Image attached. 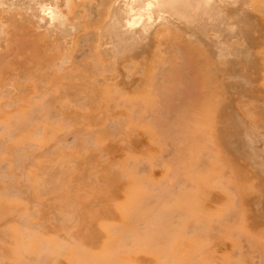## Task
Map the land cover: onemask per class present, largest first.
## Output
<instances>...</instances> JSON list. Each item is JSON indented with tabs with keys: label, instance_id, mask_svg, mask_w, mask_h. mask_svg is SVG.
Wrapping results in <instances>:
<instances>
[{
	"label": "bare ground",
	"instance_id": "6f19581e",
	"mask_svg": "<svg viewBox=\"0 0 264 264\" xmlns=\"http://www.w3.org/2000/svg\"><path fill=\"white\" fill-rule=\"evenodd\" d=\"M227 1V0H226ZM239 1V0H238ZM238 1L236 0V2L238 3ZM219 2H221V1H219V0H95V1H93V0H0V81H2V79H1V75H3L2 73H3V71H5L6 69L5 68H9L10 70H12V72H16L17 74V78L19 79V80H21V81H18L17 80V83L18 82H20V83H22V79L20 78V76L22 75V74H20V73H23V79H24V77L26 76L27 78H25V80H23V81H25L24 83H26V84H28L29 82H28V80H29V78H28V76H27V74L29 73L30 74V69H31V67L32 68H34L35 70H37V68H39L38 67V65L42 68L43 66H41V62L40 61H42L43 62V60H42V58H40V56L39 57H35L37 60H38V58H39V60L37 61L36 59H35V61L33 62V60H34V58H33V56H36L38 53H41V51L42 52H46V54H44V55H47V53L49 54V55H47V56H51L50 57V61L48 60L49 59V57H47V56H45V57H47V58H45L46 59V61H45V67H44V70H41L40 69V72L41 71H44V72H47V75H48V79H49V77H50V75L53 73V75H54V73L56 74H63V73H65V72H67L68 73V71H69V73L68 74H70V78L67 80L66 79V81L68 82V81H70V79L71 78H73V77H71L72 75H71V71H72V68H75L74 70L76 71V77L79 79H83V73H81V74H83V75H79V76H83V77H78V73H80V72H84V70H80V68H81V62L80 63H78V65L80 66V68H79V66H77V63L75 62V65H76V67L74 66V65H71V64H68L67 65V63L70 61V60H73V59H70V58H73L74 57V59H75V57H77V56H74V55H77L76 54V52H79V51H76L74 48V51H75V53L74 54H70V52H69V48L72 46V45H74V43H72V45L69 47V45H70V41L73 39V37L75 36V34H76V36L78 37V40H82L80 43H81V45H83V43L85 44V47L87 46V48H88V46H90V43H91V41H93L92 42V46L94 45V47L95 48H97L98 49V55L100 56V57H102L101 59H99L98 57V60L99 61H101V63H103V67L101 66H99L100 68H106L107 69V65H108V69H109V71H110V68L113 66H115L114 68H118V66L117 65H114V63L116 62L117 63V60L118 59H120V61H122L123 63L122 64H124L125 63V61H127L128 62V60H129V62H130V60H134V59H137V57H139V55L141 56L142 55V52H144L145 50H146V48H147V50H148V47L149 46H151V47H153L152 49H154V50H156V51H159V52H155V51H153L155 54H157V53H160L162 50L166 53L167 51H165V49L167 50V49H170L169 51H172V50H176V51H178V52H182L183 50V46H185V43L186 44H188L187 43V41L189 40V42L190 41H192V39L194 40V37L195 36H198L199 38H201L202 37V39H205L204 40V42H206L207 44H208V46L207 47H210V51H209V56L208 57H204V58H206L207 59V61L208 62H210V60H212L217 54V56H219V57H228L229 55H233V56H235L236 58L238 57V60H239V56H237V55H235V54H233V53H235L234 52V48L235 47H233V45H232V48H233V51L232 50H230V48H229V46H230V43H229V41H230V39H228V38H230V37H232V36H234V35H236V34H238L239 32L241 33V31H239V30H237V28L240 26V25H238L237 26V24H239V23H237V21H238V19H239V16L240 17H242L243 16V13H241V14H236V13H234L233 11H232V6H226V5H224L222 2L221 3H219ZM229 5V4H228ZM258 10V9H257ZM263 10V9H262ZM264 12V11H263ZM262 12V13H263ZM259 13H261V10H260V12ZM261 15V14H260ZM261 16H263L264 17V14L263 15H261ZM172 18V20H168L169 18ZM263 17H261V19L263 18ZM247 20V19H246ZM94 23H93V22ZM248 21V23L249 22H251L252 20L250 19V17H249V20H247ZM91 22V23H90ZM101 23L99 26H98V23ZM103 22V23H102ZM169 23V24H168ZM91 24V25H90ZM161 24H163V26L161 27V28H159L158 29V26L159 25H161ZM171 24V25H170ZM172 24H174V25H176V26H173ZM250 24H252V23H250ZM250 24H248V27H250L249 25ZM260 24V23H259ZM90 25V28H92V29H90V31L91 30H93V32H94V35L96 34V35H98V37H99V39H102L101 41L102 42H104V43H102V44H97L96 43V39L94 38V37H96V36H94L93 35V32H92V34H90V32L89 31H87V32H84V29H87V27ZM242 25V24H241ZM253 25V24H252ZM251 25V26H252ZM244 26V25H243ZM263 26H264V23H263ZM86 27V28H85ZM260 27V26H259ZM243 28H245V27H243ZM251 28V27H250ZM261 28L263 29V27L261 26ZM163 29H167V30H173V29H177V30H180V31H178V35L180 36V37H182V38H180V37H178V38H174V41L171 39V38H169L168 37V40L170 39V41H166L165 42V40H166V38L164 39L163 37H162V40H160V38H159V41L158 42H154L153 41V38H152V33H154V37H155V33H157V32H159V31H161V30H163ZM238 29H240V27L238 28ZM252 29V28H251ZM261 29V30H262ZM241 30V29H240ZM247 30H249V29H247ZM246 30V32L248 33V31ZM164 31H166V30H164ZM243 31V30H242ZM263 31V30H262ZM51 32H58V37H57V40L56 41H54L53 40V44H54V46H52L51 47V42L48 44V46H50V49H47V47L45 48V44H46V42L48 43V38H45L44 39V36H45V34L46 35H51L52 33ZM97 32V33H96ZM173 32V31H172ZM179 32H181V34L179 33ZM244 32V31H243ZM242 32V33H243ZM258 32H259V30H258ZM261 32V31H260ZM163 33V32H162ZM167 33V32H166ZM252 33V32H251ZM251 33H250V39L253 37V38H255L253 35H252V37H251ZM55 34V33H54ZM53 34V35H54ZM173 34H175L176 35V33H174L173 32ZM212 34V35H211ZM249 34V33H248ZM254 34V33H253ZM259 34V33H258ZM261 34V33H260ZM262 34H263V32H262ZM80 35V36H79ZM91 35H93L92 36V38H91ZM159 35V34H158ZM161 35V34H160ZM182 35V36H181ZM201 37H200V36ZM209 35H211V37H214V39L213 38H211ZM241 35H243V34H239V36H241ZM245 35V34H244ZM166 36V35H165ZM164 36V37H165ZM177 36V35H176ZM247 36V34L245 35V38H246V40L248 39V36ZM264 36V35H263ZM53 37H56V36H53ZM77 37L75 38V40H77ZM79 37H81V38H79ZM98 37H96V38H98ZM101 37V38H100ZM173 37H174V35H173ZM206 37L208 38V39H206ZM213 40H210V38ZM242 37V36H241ZM261 37V36H260ZM83 38V39H82ZM152 38V39H151ZM244 38V37H243ZM253 38H252V40H250V43L252 42V41H254L253 40ZM51 39V38H50ZM53 39V38H52ZM55 39V38H54ZM99 39H97V41L99 40ZM163 39H164V41H163ZM228 40V45H227V41L226 42H224L223 40ZM240 39H242V38H240ZM257 39V38H256ZM47 40V41H46ZM152 40V41H151ZM187 40V41H186ZM197 39H195V41H196ZM210 42H209V41ZM49 41H52V40H49ZM165 42L163 45L165 46V44H169V46H167V48L166 47H160V43L159 42ZM173 41V42H172ZM237 41H238V43H240V41L237 39ZM243 41V40H242ZM241 41V42H242ZM257 41H258V39H257ZM55 42V43H54ZM72 42V41H71ZM75 42V46H77L76 44H77V42L76 41H74ZM193 42V41H192ZM197 42V41H196ZM201 42V41H200ZM262 42V41H261ZM40 44L39 45V47L36 45V44ZM79 43V44H80ZM152 43H156V46L155 47H157V46H159L158 47V49L157 48H155L154 47V45L155 44H153V46H152ZM157 43L159 44V45H157ZM194 43V42H193ZM198 43V42H197ZM202 43V42H201ZM243 43V42H242ZM52 44V45H53ZM206 44V45H207ZM210 44V45H209ZM232 44H234V43H232ZM244 44H246V42H244ZM243 44V45H244ZM190 45L191 46H193V44H191L190 43ZM206 45H203V46H205L206 47ZM242 45V46H243ZM261 45V44H260ZM79 46V45H78ZM92 46H90L89 48L91 49V48H93L94 49V47H92ZM191 46H189L190 47V49H193V48H191ZM213 46V47H212ZM242 46H241V48L238 50V48H237V50L238 51H240L241 49H242ZM244 46H247V45H244ZM263 46V45H262ZM43 47V48H42ZM80 47V46H79ZM82 47H84V45L82 46ZM186 47V46H185ZM197 47H200V46H197ZM47 49V50H45V49ZM49 48V47H48ZM165 48V49H164ZM212 48H214V51H213V49ZM246 48V47H245ZM264 48V47H263ZM36 49H38L40 52H36ZM93 49H91L92 50V53H91V50H89V53H91V54H93ZM188 51L190 50L189 48H186ZM202 49V48H201ZM200 48H199V50H201ZM205 49V48H204ZM207 49V48H206ZM205 49V50H206ZM216 49V50H215ZM236 49V48H235ZM247 49H248V46H247ZM44 50V51H43ZM88 50V49H87ZM95 50V49H94ZM254 50V49H253ZM263 50V49H262ZM73 50L71 51V52H74ZM97 51V50H96ZM168 51V52H169ZM188 51H186L185 53L187 54H189L190 52H188ZM193 51V50H192ZM191 51V52H192ZM207 51V50H206ZM214 52V55H213V53L212 52ZM237 51V52H238ZM243 51V53L242 54H244V49L242 50ZM247 51H249V50H247ZM256 51V50H255ZM37 53L36 55H35V53ZM80 52H81V50H80ZM151 52V51H150ZM172 52H174V51H172ZM195 52V50L192 52V53H194ZM198 52V51H197ZM196 52V53H197ZM236 52V53H237ZM84 53V54H83ZM82 54L85 56V53L87 54V52H83ZM146 53V52H145ZM163 52H161L160 53V55L162 54ZM194 54V56L195 55H197V54H199V53H197V54ZM202 53V52H201ZM201 53H200V55H201ZM211 53H212V55H211ZM246 53V52H245ZM252 52L250 51V52H248L247 54H249L250 56H248V55H246V56H248V58H247V60L245 59L246 58V56H245V60L247 61V63L245 62V60H243V62H244V64H248V67L251 65L250 63H251V61H252V58H250V57H252V54H251ZM42 54V53H41ZM147 54V56H149L148 55V53H146ZM167 54L168 53H166V55L163 57V54L161 55L162 57H163V59H161V58H159V54H157L156 56L154 55V57H153V59H152V61H154L155 62V58L156 57H158L159 58V61H158V65H160L161 63H164L163 61L164 60H166V59H164V58H166V56H167ZM171 54V53H170ZM169 54V55H170ZM178 53L176 52V55H177ZM182 54V53H181ZM184 54V53H183ZM182 54V55H183ZM186 54H184L185 56V58H186ZM202 54H204V53H202ZM241 54V53H240ZM241 54V56L243 57V55ZM39 55V54H38ZM44 55H42V56H44ZM73 55V56H72ZM90 55V54H89ZM96 55V54H95ZM95 55H94V57H95ZM173 55V54H172ZM172 55H171V57H172ZM175 55V56H176ZM182 55H179V58H178V60H182V59H180V56L182 57ZM200 55H198L199 57H200ZM207 55V54H206ZM245 55V54H244ZM255 56H256V54H254ZM91 57L93 56V55H90ZM145 56V55H144ZM197 56V57H198ZM202 56V55H201ZM210 56H214L212 59H208ZM263 56V55H262ZM82 57V56H81ZM81 57H80V55H79V57H77V58H79L80 60H81ZM86 57V56H85ZM84 57V59H86ZM176 57H178V55L176 56ZM189 57V58H188ZM192 57V58H191ZM196 57V56H195ZM198 57V58H199ZM229 57H231V56H229ZM235 57H231V59H229V58H226V59H228L227 61H225L226 63H228L229 61L230 62H232V61H234V59H235ZM31 58L33 59V60H31ZM43 58V59H44ZM76 58V59H77ZM83 58V57H82ZM93 58V57H92ZM158 58H157V60H158ZM173 58V57H172ZM172 58H170V59H172ZM187 58L188 59H192L191 61H195V62H197L196 63V67L197 68H199L198 66H199V64H198V62L199 61H196V59L194 60V58H193V56H192V54H191V56H187ZM186 58V59H187ZM197 58V59H198ZM221 58V59H222ZM24 59V60H23ZM88 59V58H87ZM86 59V60H87ZM95 60H96V58H94ZM174 59L175 58H173L172 59V63H173V61H174ZM242 59V58H241ZM249 59H250V61H249ZM256 59H259V58H256ZM21 60H23V61H21ZM48 60V61H47ZM97 60V61H98ZM157 60H156V65H157ZM160 60L162 61V62H160ZM199 60V59H198ZM219 60V59H218ZM238 60L236 59L235 61H236V63L238 62ZM79 61V60H78ZM77 61V62H78ZM138 61V60H137ZM137 61H136V65H137ZM151 61V60H150ZM149 61V62H150ZM167 61V60H166ZM168 61H169V58H168ZM177 61V60H176ZM206 61V63L208 64V62ZM215 61V60H214ZM213 61V62H214ZM235 61L233 62V64H236L235 63ZM259 61V60H258ZM39 62H40V64H39ZM47 62V63H46ZM82 62H83V60H82ZM132 62V61H131ZM169 62H171V61H169ZM204 62H205V59H204V61L202 60V62L201 63H203L204 64ZM212 62V61H211ZM223 62V61H222ZM222 62H220L219 64H221ZM229 62V65L231 66V65H233V64H231ZM70 63H72V62H70ZM84 63V62H83ZM90 63H92L93 65H90L91 66V68H90V70L92 71V72H90V70L89 69H87V70H89V72L88 71H85V72H88L90 75L92 74V73H95V74H98L96 71H94V69H92L93 68V66L95 65V62H90ZM101 63L99 62V64L98 65H101ZM134 63V62H133ZM160 63V64H159ZM167 62H165L164 63V65L166 64ZM179 63V62H178ZM180 63H182V61L180 62ZM200 63V62H199ZM200 63V64H201ZM239 63V62H238ZM240 63L242 64V61L240 60ZM254 63H256V61H254ZM34 64H35V66H34ZM73 64H74V62H73ZM86 64V65H85ZM121 64V65H122ZM130 64V63H129ZM203 64H201L200 66V68L202 69L204 66H206V64L203 66ZM214 65H215V63H213ZM250 64V65H249ZM42 65H44V63H42ZM70 65V67H68ZM87 65H88V67H87ZM106 67H105V66ZM109 65L111 66V67H109ZM120 65V67H122V69L123 70H129V69H131V71H132V69H133V67H131L130 68V66H129V68H125L124 69V67L126 66V65H128V63H126V65L125 66H121ZM155 65V66H156ZM167 65H168V63H167ZM166 65V66H167ZM172 65V66H171ZM174 65H175V62H174ZM189 64H187V62H186V65H184V63H183V66L182 65H177V62H176V66H174V67H177L176 69H177V71H178V69H180L181 68V66H182V68L185 66V67H187ZM192 65V64H191ZM193 65H194V63H193ZM193 65L191 66V67H193ZM198 65V66H197ZM224 65V64H223ZM222 64L221 65H218V61H217V66H215V67H218V66H223ZM228 65V66H229ZM240 65V64H239ZM257 65V64H256ZM72 66H74V67H72ZM85 66V67H84ZM89 66V64H87V62L86 63H84V65L82 66V67H84V68H89L90 67ZM97 66V65H96ZM133 66V65H132ZM140 67H142V65H139ZM150 66H152L151 64H150ZM155 66H152L154 69H156L155 68ZM166 66L164 67V66H162L163 67V73L165 74V72H164V69H167L169 66H171V69L173 68V64H169V66H167V68H166ZM180 66V67H179ZM190 66V65H189ZM195 66V65H194ZM210 66V65H209ZM227 66V69L229 68ZM245 66H247V65H245ZM244 65L242 66V68L240 69L239 68V66L237 65V66H235V68H238V69H240L241 70V72H242V70L244 69V67H245ZM252 66H254V69H253V67ZM252 69L254 70V71H257L258 73H259V71L257 70L258 68L256 67L255 68V64L253 65V61H252ZM69 69H67V68ZM78 67V68H77ZM98 67V66H97ZM140 67H138V69H140ZM151 67V68H152ZM179 67V68H178ZM190 67V68H191ZM196 67H193V69H195ZM225 66H223V68H224ZM234 67V66H233ZM247 67V68H248ZM76 68H77V70H76ZM83 68V69H84ZM134 68H136L135 66H134ZM144 68V67H143ZM143 68H141L142 70H143ZM151 68H150V70H151ZM159 68H161V65L159 66ZM189 68V67H188ZM196 68V69H197ZM200 68L199 69H197V71L196 70H194L193 72H198V70H200ZM204 68H206V67H204ZM8 69V70H9ZM43 69V68H42ZM98 69V68H97ZM96 69V70H97ZM101 69V71H98V70H100V69H98L97 71L98 72H101L103 75H104V73H106L105 71H106V69L105 70H102ZM108 69H107V71H108ZM121 69V70H122ZM158 69V68H157ZM156 69V73L153 71V73H154V78H150V76L151 75H153V73H151V75H149V73H148V75H149V77L147 78V81H148V85L150 86L151 85V83L149 82V81H151V80H149V79H152L153 81L154 80H159L161 77H163V79L165 78V76L167 77V78H165V80L166 81H168V79H169V83H172V79H171V75L170 74H175V75H177V77H178V75L180 76V74H178L175 70V72L176 73H174V71L172 72V73H168L167 72V74L166 75H162L161 77H159L158 75H159V73L158 72H160V71H158ZM171 69H169L170 71L169 72H171ZM209 69H211V68H209ZM226 69V68H225ZM231 69V68H230ZM237 69V70H238ZM249 69V68H248ZM248 69H247V72H248ZM8 70H6L9 74H10V71H8ZM32 70V69H31ZM48 70V71H47ZM78 70H80V72H78ZM168 70V69H167ZM205 70V69H204ZM212 70V69H211ZM217 70H219L218 68H217ZM224 70V69H223ZM223 70H221V71H223ZM234 70V69H233ZM237 70H235L236 72H237ZM239 70V71H240ZM246 70V69H245ZM5 71V72H6ZM29 71V72H28ZM32 71H34V70H32ZM53 71H55V72H53ZM114 71H115V73H119L118 72V70L117 69H114ZM130 71V70H129ZM130 71V72H131ZM139 71V70H138ZM158 71V72H157ZM189 71H191L190 69H189ZM207 71V70H206ZM6 72V73H7ZM24 72H27L26 74H24ZM39 72V69H38V74L39 75H42L43 76V74L45 75V73L43 72V73H40ZM78 72V73H77ZM104 72V73H103ZM135 73V70L133 69V71H132V74L134 75V73ZM200 72V71H199ZM199 72H198V74H199ZM202 72V75H203V71H201ZM201 72H200V74H201ZM226 72V71H225ZM231 72V71H230ZM236 72H234L235 74H236ZM256 72V73H257ZM7 73V75H9ZM88 73H85V74H88ZM115 73H114V75H115ZM137 73V74H136ZM135 74L136 75H139V74H141L142 75V73L143 72H141V73H139L138 74V72H136ZM158 73V75L156 76V74ZM162 73V74H163ZM179 73H180V71H179ZM189 73V72H188ZM212 73V72H211ZM232 74H231V76H233L234 74H233V72H231ZM246 73V72H245ZM257 73V74H258ZM13 74V73H12ZM66 74V73H65ZM88 74V75H89ZM107 74H109L108 72L104 75V76H102L101 74L99 75L100 77H101V79H103L102 77H105V76H109V75H107ZM126 75V73H124V71H123V75ZM128 74V73H127ZM131 74V73H130ZM147 74V72L145 73V75ZM170 76H169V75ZM192 74V73H191ZM191 74H189V75H191ZM197 74V75H198ZM218 75H221V74H219V72L217 73ZM226 75H228L227 73H225ZM249 74H250V70H249ZM4 75H5V73H4ZM3 75V76H4ZM7 75H5V78L7 77ZM32 75V74H31ZM34 75V74H33ZM32 75V76H33ZM122 75V76H123ZM124 75V76H125ZM140 75V76H141ZM144 75V76H145ZM147 75V76H148ZM182 75H184V76H182ZM182 75H181V77H183V79L181 78V80H180V78L178 79V80H180L181 82L182 81H184V78H189L190 76L189 75H187V74H185L184 73V71H182ZM193 75H195V77L197 76L196 74H193ZM204 75H205V73H204ZM204 75L203 76H201V79L200 80H202V81H204V80H207V76H205L204 77ZM214 75V74H213ZM217 75V76H218ZM248 75V74H247ZM251 75V74H250ZM255 75V74H254ZM253 75V76H254ZM32 76H30L29 75V77H30V79L32 80ZM37 76V75H36ZM67 76V75H66ZM91 76H93V74L91 75ZM91 76H87V77H89V79L87 78V81H90V77ZM117 76V75H116ZM155 76L158 78V79H156L155 78ZM170 78H169V77ZM185 76H189V77H185ZM200 76V75H199ZM199 76H197L198 78H200ZM211 76V75H210ZM222 76V75H221ZM235 76H236V79H238L237 78V74L236 75H234V77H232V79H234V81H236V79H235ZM34 77V80H32L35 84L37 83L36 82V77H35V75L33 76ZM40 76H38V78H39ZM57 78H58V80H60V77H61V75H60V77H58V75L56 76ZM68 77V76H67ZM75 77V78H76ZM114 77V76H113ZM120 77V76H119ZM118 77V78H119ZM177 77L175 78V76H173L172 78L174 79L175 78V80H173V83H177L178 81H177ZM194 77V78H195ZM196 77V78H197ZM202 77H203V79H202ZM228 77H230L229 75H228ZM238 77H241V76H238ZM252 77V76H251ZM4 78V77H3ZM4 78V79H5ZM9 78H10V81H13L14 79H15V77L13 76V75H11V76H9ZM37 78V79H38ZM43 78H46L45 80H42V81H45L44 83H46V81H47V77H43ZM54 78H55V76H54ZM66 78V77H65ZM77 78H76V80H77ZM92 78V77H91ZM115 78V77H114ZM117 78V77H116ZM121 78H123V77H120V79ZM135 78V76L134 77H132V76H130V75H127V76H125L124 78H123V80L121 81V82H118V80L116 79H114L115 81L113 82V85H114V90L115 91H118V92H122V95H125L126 97H128V93H130V92H133V89L137 86L138 87V85H136L137 83L133 80V79ZM139 78H141V77H139ZM198 78H197V80H198ZM209 78V77H208ZM8 79V78H7ZM40 79H41V77H40ZM39 79V80H40ZM52 80H53V78H51ZM93 80H94V76H93V78H92ZM99 79V77L98 78H96V81ZM101 79H99V81H101ZM191 79H192V77H191ZM211 79V78H210ZM216 79V78H215ZM218 79H219V77H218ZM51 80V81H52ZM58 80H56L55 79V81H56V83H57V81ZM62 80V79H61ZM137 80H138V78H137ZM140 80H142V79H140ZM140 80H138L139 82H141ZM144 80V79H143ZM170 80H171V82H170ZM189 80V82L187 83V81H186V83H187V85L186 86H188L190 83H192V85L194 86V84H197L196 82H194V84H193V82H190V79H188ZM196 80V81H197ZM212 80V79H211ZM217 80V79H216ZM28 83H27V82ZM64 83L66 82V81H64V80H62ZM79 80H77L76 82H78ZM92 81V80H91ZM95 81V80H94ZM98 81V82H99ZM105 83H108V81L110 82L109 84H112V81L110 80V76L107 78H105ZM120 81V80H119ZM157 81H156V84H160V86L162 85L163 86V84L165 85H167L168 83L167 82H165V81H163L162 79H161V82L160 81H158L159 83H157ZM192 81V80H191ZM200 82V83H202V87H203V82ZM214 81V80H213ZM219 81V80H218ZM225 81V80H224ZM232 81V80H231ZM234 81H233V84H232V82H231V84H230V82L229 83H227L228 81H225V82H223V79H222V82L223 83H221L222 85H223V87L222 88H224V86H225V88H227L228 90H231V89H233L234 87H236V86H234V87H232L234 84H236L237 85V83H238V80H237V82L236 83H234ZM240 81V80H239ZM243 82H245V83H249V81H245V79H243L242 80ZM255 81V80H254ZM257 81V80H256ZM259 81V80H258ZM3 82V81H2ZM48 82V81H47ZM75 82V83H76ZM82 82L83 81H81V83L80 82H78V83H80V84H82ZM86 82V81H85ZM93 82V81H92ZM155 82V81H154ZM154 82H152V83H154ZM212 82V81H211ZM20 83H18L19 85H17L16 84V86L14 85V88L13 87H9V89L7 88V86L5 87V88H7V91H8V93H9V97H8V101L6 102V103H4L3 105H0V264H187L186 263V260L188 261V259L190 260V252L193 250V252L191 253L192 255L194 254V258L196 259V260H194V258L192 259V260H190V261H193L195 264H201L202 262H199L198 261V257H200V256H202V261H203V259H210L209 260V263L208 264H216L215 263V261L213 260V259H211L212 258V256L210 255V253L212 252V251H209V247L207 246V247H205L204 248V250L202 251V252H207V251H209L210 253H206V255H205V253H203L205 256H203L202 255V253L199 255V254H197V253H195V251H197L199 248H201V247H199L197 250H196V248L198 247V245L200 244L199 243V241H203L204 243H205V241H207V238L205 239V237H200L201 236V233H203V229H205V224H202L201 222H203V223H206V222H208V223H210L211 225L213 224H215L216 226H217V224L219 223V215L217 214V212H219V213H221L219 210L217 211V212H215L216 213V215H214L213 217H214V219L215 220H217L218 221V223H217V221H215V220H212L213 219V217L212 218H207L206 217V219H205V221L206 222H204V221H202V220H204V219H199L198 217H196L195 219H196V221L198 222V220H199V224L195 221V219H194V216H193V214H192V217H191V213L188 211L187 212V210L189 209V207L187 208V210L185 209L184 211H182L183 213H182V215H181V217L183 218V220H182V218H180L181 219V222L182 223H184V226L186 225V226H190V223L191 224H194L195 222L197 223H195L197 226L196 227H198V230L200 229V231H201V233H200V231H199V233H200V236L198 235V233H197V228H193L192 226H190L191 228H193L190 232H194V231H196V236H195V238H193V239H188L186 242H185V240H184V242L183 243H186V245H189V247H187L189 250L192 248V250L189 252V251H187L186 250V252H188L187 253V255L185 256V258H184V256L183 255H180L179 253H177L176 251H174L173 250V248H172V246H173V244L175 245V247H176V244H178V243H176L175 241L174 242H172V240H171V237H173V234H174V232H176V228L178 229L180 226H182V224H177V222H176V220L177 219H179V216L178 215H176V214H178L177 213V211H176V206L177 207H179V205H180V207L183 205L182 203L181 204H179L178 202H181V201H179V200H176V198L178 197V196H180L181 195V193L183 194L184 193V191H185V189H187L188 187H192V184L190 183V181L192 180L193 182H197V180L196 181H194L193 179H190L189 180V183L187 182L188 181V178H186V177H183V180H184V178L186 179L185 181H183V182H185L184 184H185V189L184 190H182L183 192H181V187H182V189L184 188L182 185H184L183 183H182V176L184 175H186V173L188 172V170L190 171V169L192 170V172L193 173H195V171H193V169H196V171H200L201 170V168H202V170H203V164H202V162L204 163V164H206V161L208 162V159H209V157L210 158H213V155H211L212 153H209V151H208V149H209V145H213L214 146V144L213 143H209L210 142V138H206V137H208L209 135H207L206 133V135L207 136H205L203 133H204V131L202 130V131H200V134H199V132H198V136L196 135V133H194L193 134V132H192V135H190V137H191V139L189 138H187L186 136L188 135L189 136V134H187V131L188 130H191L193 127H191L190 128V126H192V124H194V123H197V122H199L200 121V118L199 117H196V115L192 118V120L193 119H196V118H199V120L197 121V119L195 120V122H194V120L192 121V123H191V117H190V115L189 114H186L188 111H187V108L185 107H182V104H180V103H178V105L177 106H179L180 108H181V111L183 110V108H184V113L183 112H181V111H179V108L177 109V107H175V100H174V98H173V100H174V104H173V106L171 107V109L173 108V107H175V108H173V109H176L177 110V112H178V114H182V116L183 115H185L186 114V116L187 117H185V118H187V120L184 118H180L179 116V118H180V120H182L181 122L183 123L184 122V120L186 121V125L184 124V128L187 126V125H189V127L188 128H186V136H184V134H183V132L182 133H180V134H177V133H179L178 131H176L177 133L176 134H174V136H176V135H178L179 136V138H183L184 139V137L187 139V141H192V137L194 138V140L196 139V140H200V139H202V136H203V138H204V141H203V139H202V144L200 145V143H201V141H199L198 140V145L200 146V147H198V148H196V149H194V150H197L196 152L198 153H202L203 154V152H205V151H208V152H205L206 154H204V156H201L200 154V157H205L206 158V160L204 159V158H202V162H200V167L201 168H195V166L198 164V162L199 161H201V159L199 160V155L198 156H196V157H198L197 159H194L195 158V156L194 155H192V157H194L193 158V161H195V162H193L189 157L191 156V154L192 153H194V150L193 149H191V148H193V146H198L197 145V143H196V140L195 141H192V142H187V143H185L186 142V139H178V137H174V136H169L168 138H175V140H176V138L178 139V141H177V143H178V145H179V147L177 146V145H175L174 144V142L172 141V139L171 140H168V141H171V142H173L172 144H171V146L173 145V147L174 146H176V147H171V146H169L170 144H169V142L168 141H166V143L168 142V146L169 147H171L170 148V151H174V150H176V153H175V151L173 152V154L172 155H179L180 157H181V159H180V166L179 167H181L182 166V168H185L183 165H185V163L184 162H187L186 163V165L188 166H190L191 165V162L193 163L191 166L193 167H191V168H188L187 166H186V168L188 169L187 170V172H185V170L183 169H181L182 170V172L184 173L183 175H181L182 173L180 172V170L179 171H177L176 172V174H178L179 173V175L177 176L176 174H175V172H174V178H173V181H174V185L175 186H173L172 184H173V182H171L172 181V179H171V181L169 180V182L168 183H172V184H170L173 188V190L171 189V191L173 192L174 191V189H178V191H179V189H180V191L178 192L177 191V195H175L174 193V200H173V198L172 197H169V195H171V192H170V194H168V192H167V190H166V193L163 191V192H161V188L162 187H164L162 190H165V188H166V186H164L163 185V183H160V185H161V188H160V186L158 185V187L159 188H157V187H154L155 189L157 188L158 189V191H157V189H156V192H154V193H156L158 196H160L159 198H161V196L163 195L164 196V199L166 200V198H165V196H167V199L168 200H170V199H172V201H169L170 202V204H171V202H172V205H173V203L176 205V206H174V208H175V212H174V210H171L170 209V211H171V214L170 215H173V214H175L174 215V219H173V216H170V215H167V216H165V214L163 215V212L165 211V212H167L166 210H164L163 212H162V215H159V214H157V215H159L160 216V219H158V217L157 216H154V213L156 212L155 211V208H168L169 209V207L170 206H167V205H163L162 207H159L158 205H157V200H156V197H158V196H155L156 194H154V196L155 197H153L152 198V193H153V191L155 190V189H152L153 187L151 186V184H149L150 186H149V191L151 192L152 190V193H150V192H148L149 194H147V191H146V194L144 195V198L143 199H141L142 197V195H140V197L139 198H136L135 197V201H136V204L134 205V207H136L135 209H136V211H137V217L133 220V222L135 223H137V225H136V227H134L132 224V226L131 225H129L131 222H132V218H134L135 216H133L132 218H131V221H130V217H128L129 218V224H127L128 226H131V227H133V231H132V228H131V231H132V233H125V232H123L122 231V234H120L121 233V228L120 227H117V226H112L111 228H112V230L113 231H110V230H108V229H111V228H108L107 230L108 231H106V229L104 230V229H99V228H97V227H95V225L93 226L92 225V223L94 222V223H96V225H97V223L98 222H95V221H93L92 220V218H90V222H92V223H89V225L87 226V225H85V226H87V228H86V233H89L88 235L89 236H91V237H87V240H85V239H83L82 241H74V242H72V240L73 239H75V238H71V236L69 237L68 235L70 234V229H71V225L73 224L72 222L74 221V220H76V215H75V217L73 216V218H74V220H72L71 218L72 217H69L70 219H69V221H68V223H70V225L69 224H67L66 223V227H64L63 226V228L61 229V230H64L63 231V233H62V231H61V236H59V239H57V240H54V238H53V235L54 234H52V235H50V233L47 231L49 228H50V226H49V228H47V229H45L48 225L46 224V223H48L47 221H48V216H50V215H48L50 212L51 213H53L54 212V207H53V205L55 206V204L53 203V200L51 199V201H49L48 199H47V197L46 196H44V197H46V200H45V198H42L43 200H42V205H44V202H46L47 200V203H45L46 205H47V209L46 208H42V206H41V210H38V211H36V209H37V207L39 208V206H37V205H39L38 204V201H37V199H38V197L41 195V194H45V190L47 189L46 188V186H50V189H51V183H49V182H54V179H62V178H64L63 176L65 175V173H67L68 171H72V169H73V171L75 172V170L77 169V167L76 166H78L75 162H73V160L74 159H72V160H70L71 158H73L74 157V150H76L77 148H75V149H73V146L74 147H77L78 145H80V146H84L85 145V147L86 146H88L87 144H88V142H86V141H84L83 140V138L86 136V135H83V134H81V132L80 133H76L75 132V134L77 135V134H80V137H78V138H80V141L78 142V144H77V146H75V143L73 144V145H71V143H69V141L66 143V142H64L65 141V139H63L64 141V143H66L67 145H68V143H69V145H71L70 147L73 149V151L71 150V148H68V149H70L71 150V154H69V157H70V159L68 160V161H64V163H62L61 165H60V163L61 162H59V164L57 165V166H59V167H57V169H56V167L54 166V164H52V162H51V164L55 167V169L56 170H52L50 167V164H49V167H48V169L50 168V170H48V171H46V175L47 176H45V173L42 175V179L43 178H45L46 180H40L41 179V177L39 176V174H38V176L40 177V179H38L39 177H33V175L31 176V174H30V172L29 171H31L30 169H29V167H30V165L31 166H34L36 163H35V160H34V162H33V160L31 159V157H33V155L34 154H32L33 152H31V155L32 156H27L26 154H28V153H25L24 151H26V149L27 148H25L26 147V143L28 144V142H26L25 143V146H24V150L22 149V147H21V143H22V141L24 140V139H26L28 136L30 137V132H27V133H23V135H24V139L23 138H21L22 140H18L17 139V137L15 136L16 134H15V132H17V131H19V127L20 126H22V124H28V122H29V124L31 123V120H34L35 122H37V121H39L40 120V124L41 123H44V121H41L42 119H46V125H47V121H50V122H52L53 120H56L54 123H60L61 125H62V118H65V116H63L61 119L59 118V116L57 117L56 115L58 114H60L61 115V111L58 113L57 111V114H55L56 112L55 111H53V109L55 110V108H53V104H49V103H47L48 104V106L46 105L45 106V104H44V106H42L43 108H44V110H42L43 111V115H42V111L40 110V112L38 111L39 109H38V107H40V105H43V104H41V103H39V104H37V103H32V100H30L29 102H30V107L29 106H27V107H25V109H20V106H22V103H23V106H25V104H27L28 103V100H27V102H25V104H24V98L25 97H27V96H31L32 98H36V96L37 95H34V96H32V95H29V93L30 92H32L31 90H29L30 88H26V84H24V83H22L21 85H20ZM30 83H31V81H30ZM33 83V84H34ZM44 83H42V84H44ZM49 83V82H48ZM64 83H61V84H56V86H59L60 87V85L61 86H63V84ZM69 83V82H68ZM68 83H65V85L64 86H66V87H70V86H72V85H68ZM74 83V84H75ZM87 83V82H86ZM142 83V82H141ZM150 83V84H149ZM175 83V84H176ZM183 83V82H182ZM181 83V84H182ZM185 82L183 83V84H186ZM200 83H198V84H200ZM217 83H219V82H217ZM217 83H216V85H217ZM241 81H240V86H241V88L240 87H237V90H235V91H238L239 93H241V91H242V89L244 88V87H246L245 86V84H244V86L243 85H241ZM262 83H264V82H262ZM2 84L3 83H1V85H0V94L1 95H3L4 93H6L7 91H6V89H4L3 88V86H4V84H3V86H2ZM32 84V83H31ZM53 84V83H52ZM70 84H71V82H70ZM83 84H84V82H83ZM88 84V83H87ZM93 84H97V82L96 83H93ZM174 84V85H175ZM207 84V83H206ZM206 84H204V85H206ZM243 84V83H242ZM255 84V83H254ZM23 85V86H22ZM25 85V86H24ZM28 85H30V84H28ZM50 85H51V83H50ZM49 85V86H50ZM108 85V84H107ZM143 85H145V84H143ZM166 85H165V87H166ZM173 84H172V86L173 87H176V86H174ZM177 85H179V83L177 84ZM210 85H213L212 83L210 84ZM216 85H214V86H216ZM221 85V86H222ZM227 85H232V86H227ZM251 85H253L252 83H251ZM31 86V85H30ZM35 86V85H34ZM53 86V85H52ZM76 86V85H75ZM75 86H74V91L76 90V88H75ZM152 86V85H151ZM172 86H171V88H172ZM183 86H185V85H182V87ZM193 86H190V88L191 87H193ZM198 86V85H197ZM196 86V87H197ZM220 86V85H219ZM218 86V87H219ZM220 86V87H221ZM29 87V86H28ZM36 88L38 87V86H35ZM40 87H41V85H40ZM85 87V86H84ZM87 87L88 88H90L88 85H87ZM110 86H108V88H109ZM112 87V86H111ZM110 87V88H111ZM157 87V86H156ZM169 87V86H168ZM167 87V89H168V91H167V89L166 90H164V88L163 87H161V89L160 90H164V92H163V96H164V93H166V92H170L172 89L171 88H168ZM180 87V86H179ZM202 87L200 88L201 89V91H205L206 89H203L202 90ZM209 87V82H208V86L206 87V88H208ZM213 87V86H212ZM229 87H232V88H230L229 89ZM243 87V88H242ZM247 87H249V84H248V86ZM252 87V86H251ZM261 87V86H260ZM13 88V89H12ZM94 88V87H93ZM97 88V87H96ZM141 88V87H140ZM142 88H143V86H142ZM158 88V87H157ZM163 88V89H162ZM195 88V87H194ZM199 88V86L197 87V89ZM262 88V87H261ZM44 89H45V91L47 92V88H46V85H45V87H44ZM54 89V88H53ZM60 89V88H59ZM72 89H73V86H72ZM71 88L69 89L70 91L69 92H71V90H72ZM86 89V88H85ZM85 89H82L81 91H83V90H85ZM95 89V88H94ZM98 89H100V87L98 86ZM138 89H139V87H138ZM144 89V88H143ZM182 89H184V88H182ZM182 89H181V91H182ZM187 89V88H186ZM196 89V88H195ZM209 89H211L210 87H209ZM213 89V88H212ZM235 89V88H234ZM233 89V90H234ZM249 88H247L246 89V91H244V89H243V91H244V95H246L247 96V98H248V93H250L249 92V90H248ZM263 89V88H262ZM32 90H34V89H32ZM77 90H80L79 88L77 89ZM76 90V91H77ZM89 90V89H88ZM88 90H86V91H84V92H87ZM92 90V89H91ZM142 90V89H141ZM145 90H146V88H145ZM144 90V91H145ZM170 90V91H169ZM174 90V89H173ZM180 90V89H179ZM185 90V89H184ZM226 90V89H225ZM233 90H231L232 91V94L234 93L235 94V91L233 92ZM6 91V92H5ZM56 90H54V92H55ZM60 92H61V89L59 90ZM59 91H56L57 92V95L58 94H60V93H58ZM62 91H64V89L62 90ZM74 92V94L75 93H78V91L77 92ZM81 91H79V93H81ZM93 91V90H92ZM91 91V92H92ZM111 91H112V89H111ZM143 91V92H144ZM151 91V90H150ZM156 92H159V90H155ZM154 91V92H155ZM176 91L178 92V86H177V88H176ZM180 91V92H181ZM231 91H229V93L231 92ZM242 91V92H243ZM36 91L34 90V94H36L35 93ZM54 92H48V93H51V95H56V92L54 93ZM83 92V93H84ZM89 93H90V91H88ZM88 92L87 93H84L85 94V97H83V93H82V96H81V94L80 95H78V94H75L74 95V101H73V104H74V107H76L75 109H74V111L77 109V107L78 108H80V107H85L86 108V106H87V108L89 109V111H91L93 108H96V107H93L92 108V106H91V108L87 105V104H85V101H83L84 100V98H86L87 97V95L86 94H88ZM94 92V91H93ZM110 92V91H109ZM117 92V93H118ZM146 92V91H145ZM153 92V91H152ZM155 92V93H156ZM180 92H178V93H180ZM185 92H187V90H185ZM189 92V91H188ZM187 92V93H188ZM190 92H191V90H190ZM221 92V91H220ZM220 92H219V94H220ZM225 92H227V90L225 91ZM246 92V93H245ZM48 93H45L46 94V99L47 98H49L50 97V95H48ZM54 93V94H53ZM96 93V92H95ZM98 93H99V91H98ZM114 93V92H113ZM155 93H153V96H155V95H157L158 97H159V95L158 94H155ZM160 93V96H162L161 95V93H162V91L161 92H159ZM172 93H174V92H171V94H166L168 97L169 96H171L172 95ZM175 94L176 96H178V95H181V93L182 94H184V92H181L180 94ZM194 93H196V91L194 92ZM203 93L204 92H202L200 95H198L199 97H202V95H203ZM212 93V92H211ZM214 93V92H213ZM228 93V94H229ZM237 93V92H236ZM43 94H44V92H43ZM64 95V93L63 92H61V94L59 95V97L60 98H56V100L55 101H57L56 103L58 104V103H60V106L59 107H61V105H63L64 104V102H68V100L71 102V99L73 98H71V97H69L70 95H68L67 97H64V96H62L65 100L67 99V101H65L64 100V102H60L59 101V99H61L62 97H61V95ZM68 94V93H67ZM73 94V93H72ZM91 94V93H90ZM100 94V93H99ZM98 94V95H99ZM111 93H109V96H111V98H112V95H110ZM189 94H191V93H189ZM197 94H198V91H197ZM243 94L241 93V95L243 96ZM254 93H252V94H249L250 95V98L252 99V97L254 96L253 95ZM1 95H0V97H1ZM56 95V96H57ZM77 95V98L75 97ZM116 95V94H115ZM164 96L165 98H168L167 96ZM184 95H186V94H184ZM194 95V94H193ZM192 94H191V96H193ZM222 96H226L227 95V93H226V95H225V93H224V95L223 94H221ZM220 95V96H221ZM252 95V96H251ZM49 96V97H48ZM78 96H81V98H83L82 100L79 98V100L80 101H82V103L83 104H81L80 103V101L79 100H76V99H78ZM96 96H97V93H96ZM107 96H108V94H107ZM106 96V97H107ZM118 96V95H117ZM116 96V97H117ZM120 96H121V94H120ZM150 96H151V94H150ZM183 96V95H182ZM188 96V95H187ZM186 96V97H187ZM190 96V97H191ZM198 96H197V98H198ZM229 96V95H228ZM228 96H226V98H225V100L227 99V97ZM231 96V95H230ZM233 96V95H232ZM261 96V95H260ZM44 98H45V95L43 96ZM52 97V96H51ZM51 97H50V102H51ZM58 97V96H57ZM91 97H93L92 96V94H91ZM104 97V96H103ZM106 97H104L105 98V100H107L108 99V103H110L109 101H112V100H109V98L110 97H107V99H106ZM115 96H113V98H114ZM141 97V96H140ZM144 97H147L146 95L144 96ZM156 97V96H155ZM180 97V96H179ZM214 97V96H213ZM243 97H245V96H243ZM43 98V100H45ZM62 98V99H63ZM71 98V99H70ZM110 98V99H111ZM112 98V99H113ZM148 98V97H147ZM147 98H143V100H145V99H147ZM151 99H152V97H150ZM157 98V97H156ZM155 98V99H156ZM162 98L163 97H161V99H160V97H159V100H162ZM184 98H185V96H184ZM188 98V97H187ZM187 98H185V99H187ZM193 98H196V96H193ZM231 98H233V97H231ZM254 98V97H253ZM6 99V98H5ZM30 99V98H29ZM37 99H40L39 97H37L36 98V100ZM62 99H61V101H62ZM140 99L141 98H139V101H140ZM151 99L149 100V101H147V102H150L151 101ZM155 99H152V101L151 102H153L154 103V101L153 100H155ZM158 99V98H157ZM156 99V100H157ZM180 99V98H179ZM189 99V101L191 100V98H188ZM234 99V98H233ZM239 99V98H238ZM244 99V98H243ZM249 99V98H248ZM262 99V98H261ZM264 99V98H263ZM40 100H42V99H40ZM39 100V102H41ZM92 100H93V102L95 101V100H97L98 101V99H96L95 98V100L92 98ZM102 100V99H101ZM113 100H115V99H113ZM132 100V99H131ZM130 100V101H131ZM169 100V99H168ZM170 100H171V98H170ZM254 100H256L257 102H261L260 100L258 101L257 99H256V97L254 98ZM5 101V100H4ZM3 101V102H4ZM34 102H36L35 100H33ZM47 101H49V100H47ZM59 101V102H58ZM76 101V102H75ZM78 101V102H77ZM121 101H124V105H125V100H121ZM137 101V100H136ZM163 101H165V100H163ZM180 101H182L183 102V105L187 102L188 104L190 103V102H188V100L184 103V99L182 98V100L180 99ZM198 101V100H197ZM197 101H195L194 100V102H197ZM223 101L224 100H222V103H223ZM231 102H232V99L230 100ZM229 101V102H230ZM253 101V100H252ZM262 101H264V100H262ZM2 102V103H3ZM38 102V101H37ZM45 102H46V100H45ZM44 102V103H45ZM92 102V103H93ZM132 102H135V101H131L130 103H127L126 102V105L127 104H132ZM141 102V101H140ZM146 102V103H147ZM171 103H173V101L171 100L170 101ZM177 102H179V101H177ZM228 102V101H227ZM42 103H43V101H42ZM54 103V105L56 104L55 102H53ZM69 103V102H68ZM78 104V106H76L77 104ZM80 103V104H79ZM95 103V102H94ZM97 103V102H96ZM105 103H107V101L105 102ZM107 103V104H108ZM136 103V102H135ZM156 103V102H155ZM158 103V102H157ZM164 103V102H163ZM171 104V103H169L168 101L167 102H165V104ZM186 103V104H187ZM191 103H192V100H191ZM198 103V102H197ZM202 103V102H201ZM216 103V102H215ZM244 103H246V101H243V102H239V104L241 105H244ZM254 103H255V101H254ZM264 103V102H263ZM262 103V104H263ZM32 104V105H31ZM33 104H37L38 106H36V105H33ZM84 104H85V106H84ZM117 104V103H116ZM137 104V103H136ZM150 104H152V103H150ZM180 104V105H179ZM184 105V106H187V105ZM199 104V103H198ZM197 104V105H198ZM218 104V103H217ZM226 104H228V103H226ZM230 104V103H229ZM233 103H231L230 105H232ZM253 104V103H252ZM257 104V103H256ZM50 105H52V106H50ZM66 105V104H65ZM80 105H82V106H80ZM115 105V103L113 104V103H111L110 104V106H114ZM122 106V107H125V108H132L133 110H134V105L133 106ZM146 105H148V103L146 104ZM161 105H163V104H161ZM192 105L193 104H189L188 106H189V109H190V106H191V109H193L192 108ZM196 105V104H195ZM197 105H196V109L198 108V107H200L199 105H198V107H197ZM204 104H202V106H203ZM212 105V104H211ZM224 105H225V103H224ZM236 105V104H235ZM246 105V104H245ZM255 105V104H254ZM22 106V107H23ZM71 105H68V107L70 108V109H68V112L70 111L71 113H74V111H73V109H71V107H70ZM95 106V105H94ZM109 106V105H108ZM108 106H105L106 107V109L108 110L109 109V107ZM137 106L138 105H136V107L135 108H137ZM150 106V105H149ZM168 107H170L169 105H167ZM220 106L222 107V108H224V106H222L221 104H220ZM234 106V105H233ZM232 106V107H233ZM248 106V105H247ZM264 106V105H263ZM41 107V108H42ZM46 107H49V109H51L52 108V111L50 110V112H49V114H52V115H54V116H52L51 115V119H49L50 118V115L48 114V111H47V113L45 112L44 113V111H46V110H49L48 108H46ZM51 107V108H50ZM55 107H58V105L57 106H55ZM58 107V108H59ZM65 108H66V106H64ZM67 107V108H68ZM73 106H72V108H74ZM82 107V109H83V111H82V113L84 112V108ZM141 107H143V106H141ZM146 107V106H145ZM152 107V106H151ZM162 107V106H161ZM194 107V106H193ZM220 107V108H221ZM231 107V106H230ZM229 107V108H230ZM236 107H237V105H236ZM245 107V106H244ZM244 107H242L241 106V109H242V111L243 112H245L243 115H245V117L248 115V112H247V108L245 109ZM259 108V106H255V111H256V108ZM40 108V109H41ZM42 108V109H43ZM113 108V107H112ZM144 108V107H143ZM195 108V107H194ZM219 108V109H220ZM229 108L227 107V108H225V109H228L229 110ZM238 108V107H237ZM262 108L263 107H261V110H262ZM81 109V110H82ZM114 109V108H113ZM132 109H128V110H132ZM142 109V108H141ZM170 109V108H169ZM171 109L169 110V111H171ZM200 109V108H199ZM198 109V110H199ZM225 109H223V110H225ZM230 109H232V108H230ZM240 109V110H241ZM59 110H60V108H59ZM58 110V111H59ZM61 110H64V108H63V106H62V109ZM72 110V111H71ZM95 110V109H94ZM100 110V109H99ZM99 110H97L98 111V113L100 114V113H103L104 111H102V112H99ZM137 110V109H136ZM135 110V111H136ZM155 111H156V109H154ZM176 110H174V111H176ZM195 110V109H194ZM198 110H196L195 112L196 113H198L197 111ZM223 110H221V112H223ZM227 110V111H228ZM233 110V109H232ZM232 110H230V111H232ZM238 110V109H237ZM240 110H238V111H240ZM246 110V111H245ZM249 110V109H248ZM250 110H251V108H250ZM20 111H22V112H20ZM66 111H67V109H66ZM66 111H64V112H66ZM80 111V109L79 110H77V112L78 113H80L79 112ZM101 111V110H100ZM118 111H120L119 109H118ZM145 111H147V110H145ZM150 112L152 111V110H149ZM161 111H164V110H161ZM168 111V112H169ZM185 111H187V112H185ZM203 111V110H202ZM226 111V110H225ZM234 111V110H233ZM242 111H240L241 113H242ZM52 112V113H51ZM55 112V113H54ZM76 112V111H75ZM77 112H76V114H77ZM92 112V111H91ZM109 112V111H108ZM137 112V111H136ZM165 112V111H164ZM164 112L162 113V115L164 114ZM194 112V111H193ZM194 112V113H195ZM54 113V114H53ZM67 113V112H66ZM90 113V112H89ZM105 113V112H104ZM114 114H115V112H113ZM120 112H118V114H119ZM132 113H134L135 115H137V113H135V112H131V114ZM142 113V115H143V112H141ZM160 113V114H161ZM167 113V112H166ZM216 113H218V112H216ZM224 113V112H223ZM234 114L233 115H236L237 116V118L238 119H240L239 117H240V115L238 114V112H233ZM246 113H247V115H246ZM37 114H40L41 115V118L42 119H40V115H38V116H36ZM45 114V115H44ZM49 115L48 117H47V115ZM69 114V113H68ZM91 114V113H90ZM94 114H97V112L96 113H94ZM111 114V113H110ZM125 114V113H124ZM151 114V113H150ZM156 114V113H155ZM173 114H175L174 112H173ZM172 114V115H173ZM190 114H191V111H190ZM199 114V113H198ZM231 114H232V112H231ZM238 114V115H237ZM250 114L253 116V117H255L254 115L255 114H253V113H251L250 112ZM249 114V115H250ZM72 115V114H71ZM82 115V114H81ZM120 115V114H119ZM127 115H128V113H127ZM134 115V116H135ZM139 115H141V114H138V116ZM141 115V116H142ZM188 115H189V118H188ZM242 115V116H243ZM264 115V114H263ZM56 116V117H55ZM78 116V115H77ZM77 116H73V117H77ZM90 116V115H89ZM101 116V115H100ZM137 116V117H138ZM141 116H139V117H141ZM177 116V115H176ZM175 116V117H176ZM199 116V115H198ZM226 116H227V114H226ZM239 116V117H238ZM251 116V118H253ZM259 116V118L261 119V117H260V115H258ZM257 116V117H258ZM37 117H39V120H37L36 121V118ZM47 117V118H46ZM53 117H55V118H59L58 120L60 121L61 120V122H57L58 120L57 119H53ZM72 117V116H71ZM92 117V116H91ZM98 116H96V118H97ZM127 117V116H126ZM133 117V116H132ZM136 116H135V119L137 118ZM143 117V116H142ZM142 117H141V119L140 120H142ZM146 117V116H145ZM149 117V116H148ZM162 117V116H161ZM169 117V116H168ZM173 117H174V115H173ZM172 117V118H173ZM93 118H95V117H93ZM95 118V119H96ZM99 118V117H98ZM110 118V117H109ZM129 118V117H128ZM156 119H157V117H155ZM162 118H164V116L162 117ZM166 119H167V117H165ZM177 118V117H176ZM176 118L175 119H172L171 121L173 122V121H175L176 120ZM228 118H230V117H228ZM241 118H244V116L243 117H241ZM28 119L30 120V121H28ZM48 119V120H47ZM68 119H70L69 117H68ZM75 119V118H74ZM79 119V118H78ZM82 120H83V118H81ZM86 119H88V118H86ZM111 119H113V116L111 117ZM134 119V120H135ZM146 119V118H145ZM161 119V118H160ZM168 119H171V118H168ZM222 119V118H221ZM221 119H218V120H220L221 121ZM227 119V118H226ZM247 119V118H246ZM52 120V121H51ZM63 120H66V121H69V120H67V118L66 119H63ZM73 120V119H72ZM85 120V119H84ZM89 120H91V122H92V119L90 118ZM114 120V119H113ZM130 120V119H129ZM129 120L128 121H126V123L127 122H129ZM133 120V121H134ZM148 120V119H147ZM155 120V119H154ZM164 120L165 119H162V121L164 122ZM179 119H177L176 120V122L177 121H180ZM188 120H190V123H189V121ZM249 120V119H248ZM251 120V119H250ZM255 120V119H254ZM259 119H257L256 121H258ZM25 121H27L26 123H25ZM66 121H63L64 122V127H65V122ZM74 121V120H73ZM73 121H70L69 122V124L71 123V122H73ZM80 122L79 123H81V120H79ZM87 120H85V122H84V124L85 123H88V122H86ZM132 121V122H133ZM144 120H142L141 122H143ZM146 121V120H145ZM156 121V120H155ZM158 121V120H157ZM162 121H160L161 123H162ZM171 121H169V123H167V124H169V126H173V124H174V122H173V124H171L170 125V122ZM202 121V120H201ZM228 121V120H227ZM241 121H242V119H241ZM52 122V123H53ZM77 122V121H76ZM90 122V121H89ZM112 122V121H111ZM131 122V121H130ZM136 122V121H135ZM171 122V123H172ZM175 122V125L176 124H179L180 122H178V123H176ZM231 122V121H230ZM234 122V121H233ZM242 122H244V124H245V121H244V119H243V121ZM242 122H241V124H242ZM246 122H248V121H246ZM261 122H263V120H261ZM32 123H33V121H32ZM32 123H31V126H32ZM53 123V124H54ZM67 123V125H68V122H66ZM94 123V122H93ZM95 123H97V121H95ZM102 123V122H101ZM106 123H107V119H106ZM118 123H119V121H118ZM122 123V122H121ZM125 123V124H126ZM151 123H152V120H151ZM182 123H181V125L180 126H182ZM260 123V122H259ZM34 124V123H33ZM36 124V123H35ZM34 124V125H35ZM49 125H47V126H49L50 128H51V126L53 125H51L50 126V124L51 123H48ZM57 125L58 127H59V129H60V127H61V125ZM71 124H73V123H71ZM70 124V129L73 127V125H71ZM89 125H91L90 123H88ZM114 124V123H113ZM127 124H129V123H127ZM137 126H138V124L137 123H135ZM147 125L148 124V122L147 123H144V125ZM164 124V123H163ZM191 124V125H190ZM199 124L200 125H202L200 122H199ZM235 124H236V122H235ZM243 124V125H244ZM248 124H250V125H252V122L250 121ZM247 123H246V125L245 126H249ZM33 125V126H34ZM45 125V124H44ZM43 125V126H44ZM55 125V124H54ZM67 125H66V127H67ZM82 125H83V123L82 124H80V126L82 127ZM106 125V124H105ZM104 125V126H105ZM149 125V124H148ZM156 125V124H155ZM161 125V124H160ZM220 125H221V123H220ZM28 126H30V125H28ZM32 126V127H33ZM47 126H44L43 128H47V130H48V127ZM76 126V125H75ZM87 126V125H86ZM116 126H118V125H116ZM164 126V125H163ZM176 126H178L179 127V125H176ZM176 126H174V127H176ZM194 126V125H193ZM196 126H198L197 124H196ZM255 126V125H254ZM258 126H260L261 127V125H258ZM32 127H31V129H29L28 128V130L26 129V131H32L31 133H33L34 131L37 133V131H38V134H39V132L41 131V130H39V129H41L42 128V126L41 125H39L38 127L37 126H34V130H32ZM56 127V126H55ZM55 127H53L54 128V130H55ZM63 127V128H64ZM69 127H67V129L69 128ZM76 127H79V125H77ZM84 127H85V125H84ZM91 127V126H90ZM100 127H102V126H100ZM114 127V126H113ZM135 127V126H134ZM133 127V128H134ZM141 127V126H140ZM153 127V126H152ZM160 127V126H159ZM167 128H168V126H166ZM173 127V128H174ZM183 127V126H182ZM195 127V126H194ZM203 127V126H202ZM208 127V126H207ZM221 126H219V128H220ZM240 127V126H239ZM247 127H244V128H247ZM250 127V126H249ZM252 128L250 129L251 130V132H253V131H255L256 130V128L254 127V129H253V126H251ZM24 129H25V127H23ZM36 128H39V129H37L36 130ZM80 128V127H79ZM78 128V129H79ZM93 128H95L94 126H92V129ZM97 128V127H96ZM99 128V127H98ZM118 128H119V126H118ZM122 128H125V127H123L122 126ZM127 128H129V127H127ZM136 128V127H135ZM156 128V127H155ZM164 128H165V126H164ZM163 128V129H164ZM197 128V127H196ZM214 128V127H213ZM228 128V127H227ZM236 128V127H235ZM18 129V130H17ZM58 128L56 127V130H57ZM66 129V137L68 138V135H73V133H69L71 130L70 129H68V130H70V131H68ZM81 129H88V128H81ZM103 129V128H102ZM104 129H106V126L104 127ZM103 129V130H104ZM110 129V128H109ZM113 129V128H112ZM130 129V128H129ZM158 129H160V128H158ZM169 129V128H168ZM194 129V128H193ZM211 129V128H210ZM217 129H218V127H217ZM222 128H220V129H218V132L216 133L218 136H219V130H221ZM253 129V130H252ZM259 129H261V130H264L262 127L261 128H259ZM259 129H257V130H259ZM46 130V129H45ZM45 130L43 129V132H40V134L41 133H44L45 132ZM61 130V129H60ZM65 130V129H64ZM64 130H63V132H64ZM84 130V131H85ZM94 130V129H93ZM92 130V131H93ZM166 130V129H165ZM194 130H196V129H194ZM206 130H208V129H206ZM216 130V129H215ZM261 130H259V131H261ZM25 131V132H26ZM50 131V130H49ZM87 131V130H86ZM127 131V130H126ZM131 131V130H130ZM154 131H155V129H154ZM156 131H159L160 132V130H156ZM155 131V132H156ZM162 131V130H161ZM191 131H193V130H191ZM217 131V130H216ZM247 131V130H246ZM52 132V131H51ZM61 131H59V133H60ZM64 132V133H65ZM88 133H89V130L87 131ZM97 132V131H96ZM105 132H106V130H105ZM113 132V131H112ZM166 132V131H165ZM169 132H170V130H169ZM195 132V131H194ZM250 132V133H251ZM46 133L48 134V131H46ZM45 133V135L47 136V134ZM64 133H60V134H62V135H64ZM83 133V132H82ZM88 133H86V134H88ZM94 133H95V130H94ZM98 133V132H97ZM99 133H101V130H100V132ZM117 133V132H116ZM121 133H124L125 134V132H120L119 134H120V136L122 135ZM128 132H126V134H127ZM131 133V132H130ZM154 133V132H153ZM173 133H175V131L173 132ZM191 133V132H190ZM222 133V132H221ZM220 133V134H221ZM228 133V132H227ZM254 133V132H253ZM260 132H256V135H255V137L257 136V134H259ZM18 134H22L21 132L20 133H18ZM51 134V133H50ZM54 134V133H53ZM90 134V133H89ZM96 134V133H95ZM103 134H105V133H103ZM157 134V133H156ZM162 134V133H161ZM167 134L168 135H170V133H168L167 132ZM171 134H172V131H171ZM181 134H182V136H181ZM239 134V133H238ZM20 135H18V137H20ZM23 135H22V137H23ZM82 135V136H81ZM98 135V134H97ZM108 135H109V133H108ZM154 135V134H153ZM163 135V134H162ZM197 136V137H201V138H196L195 136ZM202 135V136H201ZM222 135V134H221ZM223 135H225V134H223ZM222 135V139H224V136ZM242 135V134H241ZM253 135V134H252ZM251 135V136H252ZM33 136H34V134H33ZM59 136V135H58ZM79 136V135H78ZM84 136V137H83ZM90 136V137H89ZM105 136H107V135H105ZM117 136H118V134H117ZM120 136H119V140H121V138H120ZM134 136H136V134L134 135ZM160 136V135H159ZM158 136V137H159ZM211 136V135H210ZM245 136V135H244ZM250 136V135H249ZM248 136V137H249ZM34 137H36V136H34ZM49 137H50V135H48V140H45L46 141V145L48 146L49 144H52L53 142L56 144V145H58L59 146V144H60V142H62V141H58V140H60L61 138H64V137H60V138H58L57 136H55V134H54V139L52 140V141H50V143H48L47 141H49L50 139H49ZM74 137H75V135H74ZM87 137V136H86ZM88 137L90 138V139H87L86 138V140H89V142H92V140L95 138V135H94V138L91 136V135H88ZM112 137V136H111ZM114 137V136H113ZM115 137H116V135H115ZM166 137H167V135H166ZM255 137H253L254 139H250V140H248V146H249V144H250V148H251V146L254 144V143H256L255 141H257V143L259 144V140H255V139H257V138H255ZM258 137H261V135H259ZM262 137L264 138V136L262 135ZM30 138H32V137H30ZM28 139V140H30L31 141V139ZM46 138V139H47ZM57 139V143L54 141V140H56ZM93 138V139H92ZM110 138V137H109ZM123 138V137H122ZM160 138V137H159ZM161 138H162V136H161ZM246 138V137H245ZM249 138H251V137H249ZM92 139V140H91ZM125 139V138H124ZM127 139V138H126ZM164 139V138H163ZM206 139H210V140H208V142L206 141V143H205V140ZM217 139H218V137H217ZM219 139L220 140H222L220 137H219ZM62 140V139H61ZM91 140V141H90ZM108 140H110V139H108ZM118 142H119V140H118V138L116 139ZM131 140H132V138H131ZM174 140V141H175ZM214 140V139H213ZM252 140V143H250V141ZM26 140H24L23 142H25ZM34 141H35V139H34ZM33 141V142H34ZM37 141V140H36ZM98 141V140H97ZM105 140H103V143L105 144V142H104ZM184 141V142H183ZM225 141V140H224ZM223 140L222 141H220V145L221 146H223L225 143V145L223 146V148L224 147H226V145H227V142L225 141L224 142ZM247 141V140H246ZM254 141V142H253ZM261 141H263V140H261ZM39 142V141H38ZM58 142H59V144H58ZM81 142H84V143H82L81 144ZM93 142L95 143V141L93 140ZM93 142H92V145L91 144H89V148H90V146H98L97 147V149H95L94 148V146L92 147V148H94V150H97L98 152H101L99 149H102L101 147H100V145L102 144V142H100V144L99 145H95V144H93ZM118 142H116V143H118ZM133 142H136V141H132L131 143L133 144V145H135V143H133ZM161 142H162V139H161ZM170 142V143H171ZM183 142V143H185V145L186 144H189L190 145V149L191 150H193V152L190 154V155H186V157H185V160H184V156H183V154L185 155V153L186 154H189V152H187L188 150H190L188 147V145H186V146H188V147H186V146H182L183 145V143H182V145H181V143ZM194 142V143H193ZM211 142H212V140H211ZM222 142H224V144L222 145L221 143ZM48 143V144H47ZM53 143V144H54ZM64 143H63V145H64ZM80 143V144H79ZM113 143V142H112ZM160 143V142H159ZM165 143V144H166ZM176 143V142H175ZM190 143H193V144H196V145H193V144H190ZM261 143V142H260ZM30 144L31 145H34L33 143H31L30 142ZM41 143L39 142L38 143V145H37V147L39 148V150L40 149H42V147H44V148H47L46 147V145L44 146L43 144H41ZM54 144V145H55ZM65 144V145H66ZM107 144V143H106ZM105 144V145H106ZM119 144V143H118ZM118 144H114V146L116 145V146H120V145H118ZM138 144H140V142L138 143ZM203 144H204V146H203ZM206 144H207V146H206ZM209 144V145H208ZM261 144H264L263 142L261 143ZM36 145L34 146V147H32L31 146V149L32 148H35V149H33V150H31V151H34L35 150V152L37 151V149H36ZM60 145H62V143L60 144ZM67 145H66V147H67ZM68 145V146H69ZM103 145V144H102ZM124 145V144H123ZM157 145V144H156ZM160 145V144H159ZM163 145V144H162ZM28 146V145H27ZM42 146V147H41ZM57 146V147H58ZM116 146H115V148H116ZM165 146V145H164ZM164 146H162V147H164ZM181 146V147H180ZM213 146H211V147H213ZM247 146V147H248ZM53 146L51 145V148L50 147H48V148H50V149H54L55 148V150H57V149H59V148H57V147H53ZM63 148H61V150L59 149V151H62V150H64L65 152H66V147H64V146H62ZM113 147V146H112ZM123 147V146H122ZM126 148H127V146H125ZM134 147V146H133ZM133 147H132V149H133ZM144 147V146H143ZM160 147V146H159ZM162 147H160L161 148V150H159L160 152H158V153H160L161 154V152H162V149H164V148H162ZM177 147H178V149H177ZM183 147H184V149H183ZM203 147H205L206 148V150H205V148H203ZM210 147V152H211V150L212 151H218V148H217V150L215 149V147H213V148H211ZM243 147V146H242ZM253 147V149L255 148V150H256V152H254L255 153V155H257V157L258 158H260L261 156H263L262 154H260V153H258V150L257 149H259V151H260V149L262 150L264 147H263V145H261V148L259 147V148H256V145H254V146H252ZM263 147V148H262ZM28 148H30V146H28ZM47 148V149H48ZM92 148H90V149H92ZM135 148V147H134ZM159 148V149H160ZM168 148V147H167ZM167 148H166V150H167ZM179 148H181L182 150H187L186 152H182V150H180ZM187 148V149H186ZM195 148V147H194ZM201 148V149H200ZM202 148H203V152H201V150H202ZM208 148V149H207ZM223 148H221V149H223ZM230 148V146H228V148H226V149H229ZM250 148H249V150H250ZM214 149V150H213ZM253 149H251L250 151H255V150H253ZM20 150H23V152L22 151H20ZM29 149H27V151H28ZM43 150H45V149H43ZM42 150V151H43ZM52 150H51V152H52ZM117 150V149H116ZM165 150V151H166ZM177 150H178V152L180 153V151L183 153L182 155H180V154H178L177 153ZM180 150V151H179ZM191 150H190V152H191ZM205 150V151H204ZM224 150H225V148H224ZM230 150H232V151H230ZM230 150H226V152H228V151H230V153H233V149L231 148ZM30 151V150H29ZM41 151V150H40ZM46 151V150H45ZM45 151H43L42 153H40L39 154V151H38V153L37 154H39L40 156H43V155H45V157H43V158H46V155H47V159H46V162H50V161H48L49 159H48V156L49 157H51L52 156V153L54 152V150H53V152L51 153H49L50 155H48V154H46L45 153ZM48 151H50L49 149H48ZM48 151H46V152H48ZM58 151V152H59ZM105 151H106V153H105ZM114 151V150H113ZM119 151V150H118ZM123 151V150H122ZM122 151H121V153H122ZM169 151V150H168ZM214 151V152H215ZM34 152V153H35ZM56 152V151H55ZM65 152H62V154H64ZM103 152H104V154H106L107 155V150H103ZM120 152V151H119ZM118 152V154H119V156H120V154L121 153H119ZM171 152V153H172ZM223 152V151H222ZM23 153L25 154V156H27V158H25L24 156H20L21 154L23 155ZM35 153V154H36ZM60 153V152H59ZM68 153H70V152H68ZM77 153H78V151H77ZM76 153V154H77ZM81 153V152H80ZM109 153V152H108ZM113 153L114 152H111V153H109V155H110V157L113 155ZM124 153V152H123ZM163 153V152H162ZM175 153V154H174ZM208 153L210 154L209 155V157H208ZM215 153H217V152H215ZM215 153H213V154H215ZM220 153V152H219ZM224 153V152H223ZM254 153L253 154H251V155H254ZM20 154V155H19ZM30 154V153H29ZM42 154V155H41ZM61 154V155H62ZM66 154V153H65ZM64 154V155H65ZM76 154H75V156H76ZM116 154V153H115ZM115 154L113 155V156H115ZM170 154V153H169ZM196 154V153H195ZM235 154H236V152L234 151V153H233V155L235 156ZM261 156H260V155ZM264 154V153H263ZM39 155H38V157H39ZM54 155V154H53ZM64 155H62V156H64ZM79 155V154H78ZM77 155V156H78ZM91 156L89 157L88 155H85V156H88L89 158H90V160L88 161V163H92L93 162V158H91V157H96L95 155H93V154H90ZM93 155V156H92ZM102 155V157L103 158H105L104 156H103V154H101ZM100 155V156H101ZM122 155V154H121ZM166 155V154H165ZM171 155V154H170ZM172 155H171V157H172ZM206 155V156H205ZM227 155V154H226ZM233 155L231 156L230 155V157H228V158H230L231 159V157H233ZM254 155V156H255ZM35 157V159L37 158L36 156L37 155H34ZM58 156V158H62V157H60L59 155H57ZM66 156V155H65ZM76 156V157H77ZM100 156H98V157H100ZM139 156V155H138ZM160 156V155H159ZM163 156V155H162ZM168 157H169V155H167ZM187 156H188V158H189V160L191 161V162H188L189 160H187L186 158H187ZM260 156V157H259ZM28 157H30V159L32 160V163H30L31 162V160H30V162H28V163H30V165L29 164H27L26 163V161H29V159H28ZM53 157V156H52ZM81 157V156H80ZM109 157V158H110ZM167 157V158H168ZM174 157V156H173ZM172 157V159H170V158H168L169 160H167L168 161V163H173L176 159H174ZM176 157H178V156H176ZM180 157H178V158H180ZM225 157V156H224ZM237 157H238V155H237ZM253 157V156H252ZM33 158V159H34ZM40 158V157H39ZM65 158H68V156L67 157H65ZM65 158H63V159H65ZM88 158V159H89ZM117 158H118V155H117ZM130 158V157H129ZM163 158V157H162ZM177 158V160H179ZM239 158H241V156H239ZM238 158V159H239ZM256 158V157H255ZM257 158V159H258ZM25 159V160H24ZM38 159V158H37ZM42 159V158H41ZM40 159V160H41ZM157 159H160V158H157ZM174 159V160H173ZM183 159V160H182ZM215 159V158H214ZM213 159V160H214ZM217 159V158H216ZM220 158H218L217 160H219ZM234 159V160H233ZM233 161H235V163H237V161L235 160L236 159V156H235V158L233 157ZM242 159V158H241ZM244 159V158H243ZM243 159L241 160V161H243ZM44 160V159H43ZM56 161H58V159H55ZM66 160V159H65ZM81 160H82V158H81ZM136 160V159H135ZM170 160H173L172 162L170 161ZM176 160V161H177ZM198 160V162H196ZM213 160H209V162H211V161H213ZM216 160V161H217ZM229 160V159H228ZM39 161V160H38ZM54 161V160H53ZM63 161V160H62ZM80 161V160H79ZM137 161V160H136ZM156 161V160H155ZM170 161V162H169ZM184 161V162H183ZM257 161V160H256ZM260 161H261V158H260ZM260 161H259V159H258V162L260 163ZM45 162V163H46ZM55 162V161H54ZM53 162V163H54ZM80 162H82V161H80ZM85 162V161H84ZM122 162V161H121ZM144 162V161H143ZM219 162V161H218ZM217 162V163H218ZM240 162V161H239ZM34 163V164H33ZM127 163H129V165H131V161L130 162H128L127 161ZM134 163V162H133ZM138 163H140V161L138 162ZM157 162H155V166H157L158 164H156ZM160 163V162H159ZM226 163V162H225ZM232 163V162H231ZM38 164V163H37ZM46 164H48V163H46ZM45 164V165H46ZM85 164H86V162H85ZM135 164V163H134ZM133 164V165H134ZM137 164V163H136ZM134 165V166H136V168H141V166H139L138 165V167H137V165ZM154 164V163H153ZM161 164V163H160ZM158 165V166H160V167H162V166H164V165ZM182 164V165H181ZM208 164V163H207ZM206 164V165H207ZM211 164V163H210ZM227 164V163H226ZM238 164H240V163H238ZM257 164V163H256ZM264 164V163H263ZM41 165H44V163H42L41 162ZM40 165V166H41ZM44 165V166H45ZM80 165V164H79ZM105 165V164H104ZM124 165V164H123ZM122 165V166H123ZM203 165V166H202ZM237 165V164H236ZM242 165V164H241ZM241 165H238V166H241ZM259 165H261V164H259ZM29 166V167H28ZM40 166H39V168L38 169H40V171L38 170V172H45L44 170L43 171H41V168H43L42 166H41V168H40ZM82 166V165H81ZM87 166H88V164H87ZM102 166V165H101ZM109 166V164H107V166H105V168L103 169V168H101V169H103V170H105L106 169V167H108ZM118 166H120L119 164L116 166V169H117V167ZM133 166V167H134ZM198 167H199V164L197 165ZM227 166V165H226ZM235 166V165H234ZM244 166V165H243ZM46 167V166H45ZM82 167H84V166H82ZM110 167V166H109ZM107 168V170H105V172H107V171H110L111 170V168ZM114 167V165L112 166V168ZM127 167H130V166H127ZM127 167H126V170H128L127 169ZM165 167V166H164ZM209 168L210 169V167H209V164H208V166H206L205 167V169L206 168ZM245 167V166H244ZM256 167H257V165H256ZM31 168V167H30ZM76 168V169H75ZM95 168V167H94ZM136 168H135V170H136ZM185 168V169H186ZM229 169H230V167H228ZM227 168V169H228ZM235 168V167H234ZM264 168V167H263ZM35 169V168H34ZM109 169V170H108ZM130 169H131V167H130ZM142 170H143V168H141ZM149 169V168H148ZM167 169V168H166ZM198 169V170H197ZM204 169V170H205ZM228 169V170H229ZM232 169V168H231ZM239 168H237L236 170H238ZM241 169H243L244 171H245V169L244 168H241ZM257 169V168H256ZM260 169V168H259ZM29 170V171H28ZM45 170H46V168H45ZM103 170H102V172H103ZM117 170H119V168L117 169ZM134 170V171H135ZM142 170H140L141 172H142ZM158 169H156V171H157ZM202 170L200 171V172H202ZM203 170V171H204ZM206 170H208V169H206ZM205 170V171H206ZM243 170H241L242 172H243ZM246 170H247V168H246ZM263 170V169H262ZM36 171V170H35ZM66 171V172H65ZM72 171V172H73ZM90 171H91V169H90ZM93 171V170H92ZM115 171V169H113V172L112 173H115L114 172ZM131 171H133V169L131 170ZM133 171V172H134ZM137 171V170H136ZM135 171V172H136ZM158 171H160V169L158 170ZM169 171V170H168ZM204 171V172H205ZM221 171H224V170H221ZM221 171H220V173H221ZM232 171V170H231ZM230 171V172H231ZM235 171V170H234ZM247 171H249V173H251V171H253V170H251L250 168H248V170ZM57 172H59V173H57ZM79 172V171H78ZM99 172H100V170H99ZM104 172V173H105ZM141 172H139V169H138V174H142ZM144 172H145V170H143V174H144ZM161 173H162V171H160ZM160 172H159V174H160ZM166 172V171H165ZM171 172V171H170ZM191 172V171H190ZM190 172H188L189 173V175L188 176H191L192 178H193V174H192V172L190 173ZM227 172V171H226ZM226 172L224 173V174H226ZM238 172L239 171H237V174H238ZM254 172V171H253ZM36 173V172H35ZM34 173V174H35ZM56 173H57V175H58V177L57 176H55L56 175ZM60 173H62L61 175H59ZM101 173V172H100ZM103 173V174H104ZM109 173V172H108ZM107 173V174H108ZM137 173V172H136ZM147 173V172H146ZM155 173V172H154ZM154 173H152V174H154ZM168 172H166V174H167ZM198 173V172H197ZM196 173V174H197ZM223 173V172H222ZM235 173H236V171H235ZM235 173H229V175L228 176H230V175H232V174H235ZM70 174V173H69ZM74 174V173H73ZM72 174V177H73V179H74V181L71 179V178H69L70 179V181L72 180L74 183L73 184H75V180H77V179H75V174H76V172H75V174L73 175ZM92 174V173H91ZM95 174V173H94ZM110 174V173H109ZM151 174V175H152ZM172 175H173V173H171ZM171 174L169 175V176H167V175H165V177H170L171 176ZM191 174V175H190ZM205 174V173H204ZM203 174V175H204ZM223 174V175H224ZM237 174H236V176H237ZM252 174H255V173H252ZM63 175V176H62ZM71 175V174H70ZM78 175V174H77ZM81 174H79V176H80ZM100 174H98V176H99ZM114 175H116V174H114ZM118 175H120V174H118ZM154 175H158V174H154ZM199 174H197V176H198ZM201 175V174H200ZM217 175V174H216ZM216 175L214 174V178L216 177ZM222 175V174H221ZM220 175V176H221ZM241 175V174H240ZM244 175V174H243ZM251 175V174H250ZM60 176V177H59ZM94 176V175H93ZM92 176V177H93ZM104 176H105V174H104ZM109 176V175H108ZM144 176H145V174H144ZM177 176V177H176ZM180 176H181V178H180ZM196 176V178H198ZM225 176H227V175H225ZM245 176V175H244ZM255 176V175H254ZM56 177V178H55ZM71 177V176H70ZM78 177V176H77ZM100 177V176H99ZM110 177V176H109ZM108 177V178H109ZM111 177H112V175H111ZM115 176H113L112 178H109V179H111V180H114V184L116 183V182H118L119 181V183H116V185H115V187H118V186H120L121 188H122V186L120 185V184H123V182L124 181H121L122 183H120V180H119V178H118V176H116L115 178H114ZM124 177H125V174H124ZM129 177V176H128ZM143 177V175L141 176V178ZM146 177H147V175H146ZM204 177V176H203ZM211 178H213L212 176H210ZM209 177V178H210ZM222 177V176H221ZM231 177H233V176H231ZM231 177H230V180H231ZM250 177V176H249ZM255 177H257V176H255ZM33 178H34V180H33ZM66 178V180H67V177H65ZM83 177H79L78 179H82ZM105 178H107L106 176H105ZM126 178H127V176H126ZM125 178V179H126ZM131 177H129V179H130ZM140 178V177H139ZM145 178V177H144ZM168 178H166L167 180H168ZM176 178H177V180H176ZM210 178V179H211ZM225 178V177H224ZM223 178V179H224ZM228 178V177H227ZM242 178H243V176H242ZM253 178V177H252ZM36 179H38L37 181H36V183H38L37 184V187H36V184H35V180ZM85 179V178H84ZM90 183H89V185H91V181H92V178H91V176H90ZM108 179V180H109ZM116 179H118V181H116ZM123 179V174H122V177H121V180ZM125 179H123V180H125ZM143 179V178H142ZM170 179V178H169ZM181 179V182L179 181ZM226 179V178H225ZM237 179H238V176H237ZM247 180H248V178H246ZM258 179V178H257ZM263 179V178H262ZM40 180V181H39ZM83 180V179H82ZM82 180H80V181H82ZM95 180V181H94ZM97 180H98V177H97ZM95 178H93V181H94V184H92V186H88L89 187V190H91L92 189V187L95 189V187L97 188V186L99 185V183H100V185L102 184L103 185V187H105V186H107L106 184L108 183H110V184H112V182L110 181V182H102L101 180L98 182V184H97V181ZM107 180V179H106ZM105 180V181H106ZM126 180H128V179H126ZM167 180H166V182H167ZM219 180V179H218ZM226 180H229V178L228 179H226ZM253 180V179H252ZM77 181H79V180H77ZM80 181L79 182H77L76 184H78V183H80ZM131 181V180H130ZM143 181H144V179H143ZM178 181L180 182L179 184L181 185V187H180V185L178 184ZM205 181H206V179H205ZM211 181V180H210ZM214 181V180H213ZM83 182H85V181H83ZM158 182V181H157ZM161 182H165V181H162L161 180ZM176 182V183H175ZM202 182V181H201ZM200 182V183H201ZM208 182H209V179H208ZM212 182V181H211ZM225 182V181H224ZM61 182H59V184L57 185V187H58V189H61V193H62V195L63 194H65V192H66V194H67V192H68V189H67V191H65V190H62L63 189V183L64 182H62L61 184H60ZM93 183V182H92ZM96 183V184H95ZM126 183V182H125ZM134 183H135V181H134ZM150 183V182H149ZM154 183H156V182H154ZM186 183L188 184V186L186 185ZM221 183V182H220ZM256 182H254V184H255ZM50 184V185H49ZM69 185H71V186H73V188L74 189H77V187H75L72 183L70 184V183H68ZM68 184H66L65 183V185L66 186H68ZM81 184V183H80ZM130 184H133V183H130ZM136 184V183H135ZM143 184V183H142ZM148 184V183H147ZM178 184V185H177ZM191 184V185H190ZM209 184V183H208ZM60 185V186H59ZM129 185V184H128ZM137 185V184H136ZM153 185V184H152ZM211 185V184H210ZM256 185V184H255ZM254 185V186H255ZM42 186V187H41ZM55 185H53V187H54ZM70 186V187H71ZM139 185H137V187H138ZM155 186V185H154ZM157 186V185H156ZM179 187V188H177V187ZM195 185H193V187H194ZM197 186H199V184H197ZM201 184H200V186L199 187H197V189H199L200 191H202V188H204L205 186H203L202 188H201ZM222 186V185H221ZM261 186V185H260ZM260 186H257V188L259 189L260 188ZM52 187V188H53ZM57 187H55V188H57ZM90 187H91V189H90ZM102 187V186H101ZM99 188V189H102V188ZM124 187V186H123ZM127 187V189H128V186L126 185L124 188H122V189H125ZM174 187H176V188H174ZM206 187H207V184H206ZM232 187V186H231ZM42 188V189H41ZM55 188H53L54 190H55ZM65 188V187H64ZM140 188V187H139ZM168 188V187H167ZM201 188V189H200ZM221 188V187H220ZM234 189H235V187H233ZM233 188H232V190H233ZM256 188V187H255ZM66 189V188H65ZM70 189V188H69ZM73 189V190H74ZM104 189V188H103ZM117 189V188H116ZM119 189V188H118ZM127 189H125V190H127ZM152 189V190H151ZM238 189V188H237ZM252 189V188H251ZM263 189H264V187H263ZM54 190H52V191H54ZM71 190V189H70ZM78 190V189H77ZM119 190H121V189H119ZM132 190V189H131ZM139 190V189H138ZM207 190V189H206ZM205 189L203 190V191H206ZM56 191H58L57 189H56ZM56 191H55V193H56ZM62 191H65V192H62ZM83 191V190H82ZM91 191H93V192H95L96 191V189L95 190H91ZM106 191H108V190H105V192ZM115 191V190H114ZM160 191V192H159ZM176 191V190H175ZM174 191V192H175ZM197 191V190H196ZM210 191V190H209ZM215 191V190H214ZM225 191V190H224ZM235 191H236V189H235ZM235 191H231L232 193L230 194V195H237V194H233ZM256 191H257V189H256ZM60 191H58V193H59ZM70 192V191H69ZM74 192V191H73ZM72 192V193H73ZM101 193H104V190H101L100 191ZM100 192H98V193H100ZM123 192V191H122ZM122 192L120 193V194H122ZM127 192H129V191H127ZM126 191H125V193H127ZM134 192V191H133ZM158 192V193H157ZM187 192V191H186ZM199 192V191H198ZM212 192V191H211ZM222 192V191H221ZM253 192V191H252ZM258 192H259V190H258ZM49 194L50 192H46V194ZM54 193V192H53ZM57 193V194H58ZM79 191H78V193H74V194H77L78 196H79ZM87 193H89V192H86V195H87V197L89 196L90 198H91V193H90V195H88ZM98 193L96 192V194H97V196H98ZM108 192H106V194H107ZM115 193H117L116 191H115ZM114 193V195H112V196H108V195H106L103 199H102V197H101V199H102V201L100 202V204L102 203V205H101V207H103V205H108V204H110V202H112V201H114V202H116V200L117 201H119L120 202V204H121V202H124V196H125V193H123L124 194V196H123V194H122V197L121 198H119V195H116ZM135 193V192H134ZM133 193V194H134ZM163 193V194H162ZM164 193H165V195H164ZM179 193V194H178ZM210 193V192H209ZM225 193V192H224ZM236 193V192H235ZM249 193H250V191H249ZM254 193H255V191H254ZM48 194H47V196H48ZM69 194V193H68ZM71 194V193H70ZM82 194V193H81ZM95 194V193H94ZM161 194V195H160ZM173 194L171 195V196H173ZM208 194V193H207ZM213 193H210V196H208V200L210 201V200H212L211 199V195H212ZM253 194V193H252ZM251 194V195H252ZM258 194V193H257ZM51 195H52V193H51ZM102 195V194H101ZM100 195V196H101ZM150 195V196H149ZM184 196H185V194H183ZM202 195V194H201ZM203 195H204V193H203ZM202 195V196H203ZM205 195H206V193H205ZM209 195V194H208ZM214 196H212V198H216L217 197V195H215V194H213ZM226 195H227V193H226ZM242 195V194H241ZM254 195V194H253ZM58 196V195H57ZM66 196L67 195H64V199H66ZM95 197V199H99V196L98 197ZM177 196V197H176ZM198 196V195H197ZM228 196V195H227ZM245 196V195H244ZM255 196H256V193H255ZM50 197V196H49ZM59 197H61L62 198V196L60 195V196H58V199H61V198H59ZM68 197V196H67ZM76 197V196H75ZM85 197V196H84ZM134 197V196H133ZM148 197H150L149 199H147ZM181 197H182V195H181ZM180 197V198H181ZM199 197V196H198ZM204 197V196H203ZM219 197L220 198H222L223 199V197H221L220 195H219ZM219 197H217V199L219 200L220 198ZM249 197H252V196H248V197H243L246 201H248V198ZM53 198V197H52ZM69 198H71V196L69 197ZM118 198L120 199V200H118ZM127 198V197H126ZM151 198H152V200H151ZM158 198V199H159ZM194 198H195V196H194ZM207 198V197H206ZM206 198H205V200H206ZM214 198V199H215ZM232 198H234L233 196H232ZM56 199H57V197H56ZM78 199V200H77ZM76 200L79 202V201H81L80 199H79V197L77 198ZM82 199V202H83V198H81ZM86 199V198H85ZM88 199V198H87ZM122 199V200H121ZM141 199V200H140ZM155 199V200H154ZM181 199H183V197L181 198ZM198 199H200L201 200V202L199 201L198 202V204L199 203H203L202 201L204 200H202L201 198H198ZM214 199L212 200V201H210V202H214ZM217 199H215V204H216V201H217ZM235 199V198H234ZM236 199H237V197H236ZM63 200V199H62ZM62 200H60V201H62ZM67 200H68V198H67ZM71 200V199H70ZM73 200H75V198H73ZM93 200V199H92ZM153 200L155 201V202H153ZM168 200H166L165 202H168ZM183 200H185V198L183 199ZM239 199H237V201H238ZM241 200H242V197H241ZM40 201H41V199H40ZM65 201V200H64ZM62 202L61 204L64 206V203L66 202ZM134 201V202H135ZM150 201H152L153 203H156V204H154V205H157V206H153L152 204L153 203H150ZM175 201V202H174ZM197 201V200H196ZM220 201H221V199H220ZM230 201H232V199L230 200ZM48 202L50 203V206L52 207L51 209H53V210H49L50 208H48L49 206H48ZM55 202V201H54ZM70 202V201H69ZM85 202V201H84ZM97 202V201H96ZM95 202V203H96ZM233 202V201H232ZM234 202L236 203V200H234ZM239 202V201H238ZM237 202V203H238ZM249 202V201H248ZM51 203H53L52 205H51ZM71 203H73L72 202V200H71ZM75 203V202H74ZM99 203V202H98ZM125 203V202H124ZM130 203V202H129ZM208 203V202H207ZM212 203H210V205L211 206H213L212 205ZM217 203H219L218 201H217ZM228 203V202H227ZM236 203V204H237ZM59 204H60V202H59ZM61 204H60V206H61ZM76 204V203H75ZM79 204H80V202H79ZM83 205H85L84 203H82ZM82 204H80V205H78V203H77V205L80 207ZM119 204V203H118ZM139 204H140V206H143L144 205V207L142 208V207H140L139 206ZM192 204V203H191ZM193 204H194V202H193ZM209 204V203H208ZM214 204V205H215ZM233 204V203H232ZM56 205H57V203H56ZM70 205H72V204H69V208H71L70 207ZM82 205V207H77V208H75V207H72V208H75L74 210H76L75 212H77L78 211V213L80 212V211H83L82 210V208L84 209V210H86L87 209V205H85V206H83ZM89 205V204H88ZM138 205V206H137ZM146 205H148L147 207L148 208H146L145 206ZM149 205H151V206H149ZM219 205V207L221 206L220 204H218ZM251 205V204H250ZM36 206V207H35ZM45 206V205H44ZM67 206V205H66ZM98 206V205H97ZM124 206V205H123ZM153 206V207H152ZM199 206H200V204H199ZM198 206V207H199ZM204 206H206V204H204ZM225 207H226V205H224ZM89 207V206H88ZM90 207H91V205H90ZM90 207L88 208V209H90ZM100 207V205H99V208H100V210H99V212H101L102 211V208ZM113 207H114V209H113ZM132 207V206H131ZM184 207H185V205H184ZM201 207V206H200ZM232 207V206H231ZM230 207V208H231ZM239 207V206H238ZM251 207V206H250ZM55 208H57V210H58V208H61V207H58V205L55 207ZM94 208V207H93ZM154 208V209H153ZM173 208V207H172ZM204 207H201V209H203ZM229 207L227 208H225V211L227 210H229V211H231V209H230ZM40 209V208H39ZM43 209L45 210L46 209V211H48V214H47V217L46 218H44L45 217V215L46 214H44V219H47V221H46V227L43 229L42 228V230H44V231H40L39 229L41 228V227H44V223H43V225H42V222H41V218H42V213L43 212H46V211H43ZM79 209H80V211H79ZM92 209V208H91ZM91 209L89 210V212H91ZM103 209H105L104 207H103ZM113 209V213H109V212H107V211H105V213H103L104 215L105 214H110V215H108V218L109 219H112V216L114 217V216H116L115 215V211H116V208H115V206L114 205H112V207H111V210ZM146 209L148 210V211H146ZM155 211H153V210ZM161 209H160V211H161ZM184 208H183V206H182V210H183ZM190 209H191V207H190ZM189 209V210H190ZM200 209V210H201ZM218 209V208H217ZM250 209V208H249ZM73 209H71V211H72ZM96 210V209H95ZM110 210V211H111ZM117 210H118V208H117ZM142 210H143V212H144V210L146 211V212H148V213H150V211L151 212H153V215L152 216H150V214L149 215H146V213L144 212V214L142 213ZM194 210V209H193ZM192 210V211H193ZM207 210V209H206ZM223 210H224V208H223ZM238 210H239V208H238ZM50 211V212H49ZM53 211V212H52ZM63 211V210H62ZM69 211H70V209H69ZM68 211V212H69ZM87 211V215L86 216H89L88 215V210H86ZM85 211V212H86ZM132 211V210H131ZM157 211H159L158 209H157ZM185 211H186V213H185ZM198 211H199V209H198ZM204 211V210H203ZM203 211H202V213H203ZM242 211V210H241ZM42 212V213H41ZM57 212V211H56ZM67 212V211H66ZM93 212V211H92ZM96 212H97V210H96ZM124 212V211H123ZM135 212V211H134ZM133 212V213H134ZM197 211H196V209H195V213H196ZM206 212V211H205ZM204 212V213H205ZM233 212V213H232ZM232 212H229L230 213V217L231 218H234V216H232L233 214H234V212H235V210H232ZM239 213L240 211H236L235 212V214L236 213ZM65 213V212H64ZM64 213H62V214H64ZM77 213V214H78ZM117 213V212H116ZM122 213V212H121ZM169 213V212H168ZM167 213V214H168ZM185 213V214H184ZM189 213V215L190 216H185V215H187ZM206 213H208V211L206 212ZM225 213V212H224ZM232 213V214H231ZM252 213V212H251ZM56 214L57 213H53V215H55L56 216ZM59 214H60V216L62 215L60 212H59ZM81 214V213H80ZM80 214H78L79 215V217L77 218V219H80ZM86 214V213H85ZM92 215H90L91 217H93V213H91ZM101 214V213H100ZM114 214V215H113ZM118 214H119V212H118ZM130 214H131V212H130ZM130 214H128V215H130ZM209 214V213H208ZM207 214V215H208ZM234 214V215H235ZM254 214V213H253ZM252 214V215H253ZM52 215V214H51ZM82 215V214H81ZM102 215V214H101ZM102 216V217H104L103 219H105V217L107 216V215H105V216ZM120 215V214H119ZM119 215H117V217L119 216ZM132 215V214H131ZM184 215V216H183ZM195 215V214H194ZM198 215V214H197ZM211 215V214H210ZM218 215V216H217ZM223 215V214H222ZM220 215V219H227V218H229V217H227V216H229V215ZM236 215H238V214H236ZM242 215V214H241ZM62 216H64V215H62ZM66 216V215H65ZM94 216H96V215H94ZM100 216V215H99ZM177 216V217H176ZM215 216H217V217H215ZM221 216L223 217V218H221ZM248 216V215H247ZM246 216V217H247ZM97 217V216H96ZM101 217V216H100ZM149 217H150V219H149ZM162 217V218H161ZM188 217H189V219H188ZM226 217V218H225ZM236 217V216H235ZM238 217H242V216H239L238 215ZM254 217V216H253ZM55 218V217H54ZM82 218V217H81ZM107 218V217H106ZM165 218V219H164ZM185 218V219H184ZM191 218L193 219V221H195V222H193L192 220H191ZM198 218V219H197ZM44 219L42 220L43 222H44ZM50 219H53V217L52 218H50ZM58 219V218H57ZM56 219V220H57ZM83 219V218H82ZM84 219H86V217H85V215H84ZM114 220H116V218H113ZM112 219V220H113ZM123 219V218H122ZM180 219H179V223H181L180 222ZM208 219V220H207ZM239 219V218H238ZM246 219H248V218H246ZM61 220V219H60ZM70 220H72V221H70ZM81 220V219H80ZM120 221H121V217H120V219H119ZM119 220L117 219L116 221H118L119 222ZM152 220H154V221H156V222H158V223H156V222H153ZM165 220V221H164ZM187 220V221H189V222H185V221ZM201 220V221H200ZM213 222H212V221ZM229 219H227V221H228ZM231 220V219H230ZM233 220V219H232ZM234 220H236L237 221V217L236 218H234ZM49 221H51V220H49ZM77 221H79V220H77ZM84 221V220H83ZM89 220H87V222H88ZM99 221V220H98ZM107 221V220H106ZM214 221H215V223H214ZM223 221V223L224 222H227L226 220H221V222ZM246 221V220H245ZM258 221V220H257ZM261 221L263 222V218L261 219ZM76 222V221H75ZM81 222V221H80ZM86 222V220L84 221V223H87ZM101 222V221H100ZM126 222H128V220L127 221H125V223ZM238 222V221H237ZM250 223L252 222L251 220L249 221ZM261 222V223H262ZM54 223V224H53ZM52 224L54 225H51V226H53V227H55V229H56V227L60 224V221H58V225L57 226H55V224H57V223H55V222H53ZM63 223V222H62ZM64 223H65V221H64ZM78 223V222H77ZM82 223V222H81ZM93 223V224H94ZM109 223V222H108ZM112 223V222H111ZM123 223V222H122ZM125 223H124V225L122 226V225H120V226H122V227H125ZM188 223V224H187ZM208 223L206 224V225H208ZM217 223V224H216ZM246 223V222H245ZM254 223H256V224H258L259 223V221H258V223L257 222H254ZM49 224V223H48ZM80 224V223H79ZM91 224V225H90ZM100 224V223H99ZM155 224V225H154ZM164 224H166V225H164ZM195 224H194V226H195ZM232 224H233V226H232ZM232 224H230V228H228V230L229 229H231L232 230V233H234L235 234V230L236 231H238L237 229H235L236 228V226H237V228L239 227L240 228V223H232ZM234 224H236V225H234ZM237 224H239V226L237 225ZM244 224V223H243ZM256 224H253V225H256ZM67 225L68 226H70V228L69 227H67ZM126 225V226H127ZM201 225H203V226H201ZM248 225H251V224H248L247 223V227H248ZM263 225H264V223H263ZM72 226H74V224L72 225ZM91 226V227H90ZM125 227L126 229L127 228H129V227ZM153 226V227H152ZM185 226V227H186ZM199 226H200V228H199ZM58 227H60V226H58ZM75 227H79V226H75ZM98 227H99V225H98ZM148 227H150V228H155V231H156V238L159 240V242H161L162 244H160V246L162 247V248H160L159 247V249H158V246H159V244L157 245V242L154 240V239H150L149 240V242H147V243H152V245L154 246V243L156 244V246H157V250H165L163 253H162V251H161V253L162 254H158L157 255V250H156V255H155V248L153 249V248H151V252H152V250H154L152 253L151 252H147V250L149 251V249H143V245L141 246L140 245V243L141 242H145V239L146 238H143L144 237V234H142V233H144V231H149V229H148ZM165 227H169V229L167 230V228H165ZM202 227V228H201ZM222 227H225V225H222ZM235 227V228H234ZM52 228V227H51ZM50 228V229H51ZM83 228V223L81 224V229ZM97 228V229H96ZM124 228V229H125ZM136 228V229H135ZM209 228H210V226H209ZM257 228V226L255 227V229ZM263 228H264V226H263ZM54 229V230H55ZM58 229V228H57ZM79 229H80V227H79ZM130 229V228H129ZM147 229V230H146ZM241 229V228H240ZM251 229V228H250ZM253 229V228H252ZM254 229V230H255ZM46 230V231H45ZM98 230H99V233H98ZM101 230V231H100ZM135 230V231H134ZM137 230V231H136ZM163 230V231H162ZM180 230H183V227L180 229ZM179 229H178V231H180ZM207 230H208V228H207ZM215 231L216 230H218V228L217 229H214ZM214 230H213V233H211V232H209V230L208 231H205V233L207 234V233H209V235H208V241L210 240V239H212V237L213 236H215V235H213L214 234ZM234 230V231H233ZM259 230V229H258ZM263 230V229H262ZM51 231V230H50ZM72 231H74V230H72ZM72 231H71V234H77V233H72ZM130 231V230H129ZM148 231H147V233H148ZM150 231H151V229H150ZM155 231H154V233H155ZM165 231V232H164ZM226 231V230H225ZM242 231H244V230H242ZM249 231V230H248ZM119 232V233H118ZM163 232H164V234H163ZM55 233H57V231L55 230ZM134 233L137 235V236H139V237H136V236H134ZM139 235H138V234ZM145 233V235H147L148 237H149V234H151V233ZM160 233H162V234H160ZM182 233V234H181ZM217 233H218V231H217ZM217 233H215L216 235H218ZM226 233H228V231H226ZM225 233V234H226ZM231 233V234H232ZM58 234V233H57ZM66 234V236H63V235H65ZM142 234V235H141ZM178 234H181V236L182 235H184L185 234V230H184V233H183V231H180V233H178ZM187 234H189V233H186V236H187ZM222 236V238L224 239V237L223 236H225V234H224V231H223V233H220ZM229 234H230V231H229ZM228 234V235H229ZM239 235H238V237H233L232 239L236 242H233L232 243V247L233 246H235V247H237L236 245H238V248H237V250L239 249H241V248H239L240 247V244L239 243H242V241L244 240V238H246V236L244 237L243 235V237L241 236V238H243L242 239V241L240 242V241H238V240H241V238H240V232L238 233ZM242 234V233H241ZM258 234V233H257ZM87 235V234H86ZM141 235V236H140ZM213 235V236H212ZM227 235V234H226ZM228 235H227V237H228ZM248 235V234H247ZM56 236H58V235H56ZM78 237H79V235H77ZM178 236V235H177ZM181 236H179L180 238H181ZM185 236V235H184ZM190 236H192V235H190ZM210 236H212L211 238H210ZM230 236V235H229ZM75 237H76V235H75ZM84 237H85V235H84ZM220 237V236H219ZM226 236H225V239L227 238ZM253 237H255V236H252V238L251 239H254ZM258 237V236H257ZM261 237V236H260ZM57 238V237H56ZM80 238H83V236H81L80 235ZM150 238V237H149ZM203 238V239H202ZM214 238H216V237H214ZM213 238V239H214ZM230 238H231V236H230ZM259 238V237H258ZM176 239V241H177V238H175ZM205 239V240H204ZM212 239V240H213ZM218 239H221V238H218ZM222 239V240H223ZM229 238H227V240H228ZM231 239V240H232ZM248 239V238H247ZM247 239L245 240V241H247ZM257 239V238H256ZM141 240H144V241H141ZM212 240H210L211 241V243H212ZM227 240H225V246H226V244L228 245V244H230V243H226V241ZM230 240V241H231ZM237 240V241H236ZM259 240V239H258ZM258 240H253L252 242H253V244H255V243H257V242H260V241H258ZM54 241V242H53ZM86 241V242H85ZM88 241V242H87ZM148 241V240H147ZM151 241V242H150ZM207 241V242H208ZM209 241V242H210ZM214 241V240H213ZM221 241V240H220ZM255 241H257V242H255ZM261 241L263 242V240H262V238H261ZM53 242V243H52ZM158 242V243H159ZM170 242H172V243H170ZM208 242V243H209ZM222 243H223V241H221ZM220 242V243H221ZM237 242H238V244H237ZM244 242V241H243ZM248 242H250V241H248ZM252 242H250V243H252ZM255 242V243H254ZM261 242V243H262ZM98 243V245H95V244H97ZM207 243V244H208ZM245 243V245H246V242H244ZM260 243V244H261ZM170 244H172V245H170ZM210 244V243H209ZM214 244H216V243H213V244H211L210 245V247L212 246V245H214ZM233 244H235V245H233ZM253 244H251V246L253 247ZM264 244V243H263ZM93 246L92 248L94 249H91V248H89L90 246ZM181 245H182V243H181ZM217 245V244H216ZM215 245V246H216ZM244 245V244H243ZM242 245V246H243ZM244 245V246H245ZM256 245V244H255ZM144 246H145V244H144ZM151 246V245H150ZM178 246V245H177ZM200 246V245H199ZM202 246V245H201ZM219 246V245H218ZM222 246V245H221ZM224 246V247H225ZM229 246V245H228ZM260 246V245H259ZM182 247H184V244H183V246ZM212 247H214V246H212ZM211 247V248H212ZM246 247H248L247 245H246ZM250 247V246H249ZM257 247H258V245H257ZM256 247V248H257ZM146 248H148V247H146ZM150 248V247H149ZM179 248V247H178ZM210 248V249H211ZM217 248H219V247H217ZM234 248V247H233ZM183 249V248H182ZM182 249H180V250H182ZM216 248L214 247V249H213V251L215 250ZM230 249V248H229ZM234 249H236V248H234ZM242 249L244 250V251H246V249H244V247H242ZM249 249V248H248ZM250 249H252V248H250ZM253 249H255V248H253ZM253 249H252V252L253 253H256V252H254L253 251ZM176 250V249H175ZM195 250V251H194ZM217 250V249H216ZM86 251H88V252H86ZM159 251V252H160ZM217 251H219V249L217 250ZM217 251H215L216 253H222L223 254V252H221V251H223V250H220L219 252H217ZM231 251V250H230ZM229 251V252H230ZM241 251V250H240ZM243 251V252H244ZM251 251V250H250ZM258 251H260V250H258ZM166 252V253H165ZM232 252H234L233 250H232ZM235 252H236V250H235ZM235 252H234V254H235ZM247 252H249V251H247ZM246 252V253H247ZM252 252H250V253H252ZM154 253V254H153ZM231 253V252H230ZM239 253V252H238ZM246 253H243V254H245L247 257H248V255L250 254H246ZM259 253V252H258ZM257 253V254H258ZM261 251H260V255H261ZM153 254V255H152ZM185 254V253H184ZM212 254V253H211ZM224 254H225V250H224ZM199 255V256H198ZM221 255V254H220ZM240 255H242V253L241 254H239V256ZM196 256V257H195ZM239 256H237V257H239ZM253 256H255V255H253ZM264 256V255H263ZM213 257H214V254H213ZM228 257V256H227ZM231 256H229V258H230ZM236 258V256H233V258ZM243 257V258H242ZM244 255H242V256H240L239 258H242L241 260L243 261V260H248V259H246V257H245V259H244ZM250 257H252V255H249V257L248 258H250ZM260 256H258L257 255V257L255 256V258H257L256 260H258V262L260 261L259 259L262 257H260ZM215 258V257H214ZM217 258V257H216ZM219 258V257H218ZM228 258V259H229ZM232 258V257H231ZM259 258V259H258ZM221 259V258H220ZM251 260H253L254 261V259L253 258H250ZM239 260V259H238ZM240 260V261H241ZM251 260H249L248 261V264H250L251 262H253V261H251ZM261 260H262V258H261ZM264 261V260H263ZM199 262V263H198ZM208 262V260L206 261V263ZM227 262H229L228 260H227ZM235 262V261H234ZM239 262V261H238ZM238 262H235L236 264H238ZM256 262V261H255ZM255 262H253L254 264H255ZM256 262L257 264H261V262ZM220 263H222V262H220ZM242 262H240V264H241ZM245 262H243L242 264H244ZM224 264H226V263H224ZM231 264V263H230ZM233 264V263H232ZM252 264V263H251Z\"/></svg>",
	"mask_w": 264,
	"mask_h": 264
},
{
	"label": "rangeland",
	"instance_id": "374dc122",
	"mask_svg": "<svg viewBox=\"0 0 264 264\" xmlns=\"http://www.w3.org/2000/svg\"><path fill=\"white\" fill-rule=\"evenodd\" d=\"M93 1H95V0H93ZM219 1H221L224 5H226L227 7L229 6H232V11L234 12V13H236V14H241V13H243V16L242 17H240L239 16V19H238V21H237V23H239V24H237V26L238 25H240L239 27H240V29H238L237 28V30H239V31H241V33L239 32L238 34H236V35H234V36H232V37H230V38H228V39H230V41H229V43H230V46H229V48H230V50H232L233 51V48H232V45H233V47H235L234 48V52L235 53H233V54H235V55H237V56H239V60H238V57L236 58L235 56H233V55H229V56H231V57H235V59H234V61L237 59L238 60V62L236 63V61H235V63L236 64H233V62L234 61H232V62H230L231 64H233V65H229V62L228 63H226L225 61H227L228 59H226V58H229V59H231V57H219V56H210L208 59H212L213 57V59L212 60H210V62H208L207 61V59L206 58H204V57H208L210 54H209V49H210V47H207L208 46V44L206 43V42H204V40L205 39H202V37L201 38H199L198 36H195L194 37V40L192 39V41L194 42H192V41H190L189 42V40L187 41V43L188 44H186L185 43V46H183V51L181 52H178V51H176V50H172V51H174V52H172V51H169L170 49H165V51H167L166 53H168L167 54V56H166V58H164V59H166V60H164L163 62L165 63V62H167L168 63V65H167V63L164 65V63H159L160 65H161V68H159V66L160 65H158V61H159V58H161V59H163V57L166 55V53L162 50L161 52H163L162 54H163V57L160 55V53H157V54H159V58L158 57H156L154 60H155V62H156V60H157V58H158V60H157V65H156V63L154 62V61H152V59H153V57H154V55L156 56L157 54H155L153 51H155V52H159V51H156V50H154V49H152L153 47H151V46H149L148 47V50H147V48H146V50L144 51V52H142V55L140 56L139 55V57H137V59H134V60H130V62H129V60H128V62L127 61H125V65H126V63H128V65H124V64H122L123 62L122 61H120V59H118L117 60V63L115 62L114 63V65H117L118 66V68H114L113 66L111 67L110 65H109V67H111L110 68V71H109V69H108V65H107V69H108V71H107V69H106V73L108 72L109 74H107V75H109L110 76V80L112 81V84H109L110 82L108 81V83H105V78L107 77H109V76H105V77H102L103 79H101V77L99 76L100 74L102 75V76H104L106 73H104V75L101 73V72H98V71H101V69L102 68H100L101 66L103 67V63H101V61H99L98 60V58L99 59H101L102 57H100L99 55H98V49L97 48H95L94 47V45L92 46V42L93 41H91V43H90V46H92V47H94V49L93 48H91V49H93V54H91L92 53V50L89 48L90 46H88V48H87V46L85 47V44L83 43V45H84V47H82L83 45H81V39L80 40H78V37L76 36V34H75V36L73 37V39L70 41V45H69V47L72 45V43H74V45H72L70 48H69V52H70V54H74L75 53V51H74V49L76 50V51H79V52H76V54L77 55H74V56H77V57H79V55H80V57H81V60L79 59V58H77V57H75V59H74V57L73 58H70V59H73V60H70L68 63H67V65L68 64H71V65H74L75 67H76V65H75V62L77 63V66H79L78 65V63H82L81 65L83 66L84 65V63H86L87 62V64H89V66L90 65H93L92 63H90V62H95V65L93 66V68L92 69H94V71H96L98 74H95V73H92L93 74V76H94V80L92 79L93 78V76H91L89 73L90 72H92L91 70H90V68H91V66L89 67V68H84V67H82L81 66V68H80V66H79V68H80V70L82 71V70H84V72H80V70H78V72H80V73H78V77H83V79H78L77 77H76V71L74 70L75 68H72V71H71V77H73V78H71L70 79V81H66V79L68 80L69 78H70V74H68L69 73V71H68V73L67 72H65V73H63V74H55L54 73V75H53V73L50 75V77H49V79H48V75H47V72H44V71H41L40 72V69L41 70H44V67H45V61H46V59L45 58H47V57H49V56H47V55H49L48 53H47V55H44V54H46V52L44 51V52H42L41 51V53H38V52H40L38 49H36V52L39 54H37V53H35V55L36 56H33V58H34V60L31 58V60H33V62L35 61V57H39L40 56V58H42V60H43V62L42 61H40L39 60V58H38V60L41 62V66H43L42 68L38 65V67L39 68H37V70H35L34 68H32L31 67V69L32 70H34V71H32L31 69H30V74L28 73L27 74V76H28V78H29V80H28V84H30V85H28V84H26V83H24L25 81H23V80H25V78H27L26 76L24 77V79L22 78L23 77V73H20V74H22L21 76H20V78L22 79V83H24V84H26V88L28 89V88H30L29 90H31L32 92H30L29 93V95H32V96H34V95H37L36 96V98L37 97H39L40 99H42V100H40V99H37L36 100V98H32L31 96H27V97H25L24 98V104H25V102H27V100H28V103L27 104H25V106H23V103H22V106H20V109H25V107H27V106H29L30 107V100H32V103H37V104H39V103H41V104H43V105H40V107H38V111L40 112V110L42 111V110H44V108L42 107V106H44V104H45V106L47 105L48 106V104L47 103H49V104H53V108H55V110L53 109V111H57L58 113L61 111V115L59 114H57V112L55 113V114H57L56 116L58 117L59 116V118L61 119L63 116H65V118H62L61 120H62V122H61V120L59 121L57 118H55V117H53V119L55 118V119H57L58 121L57 122H61L62 123V125H61V127H60V129H59V127L57 126V125H59L58 123H54L56 120H51L52 122H50V121H47L48 123H51L50 124V126H51V128L49 127V126H47V125H49L48 123H47V125H46V119L44 120V119H42L41 118V115L40 114H37L36 116H38V115H40L39 117H40V119H42L41 121H44V123H41L40 124V120H39V117H37L36 118V121L37 120H39V121H37V122H35L34 120H31V123H32V121H33V123L35 124H33L32 123V126L34 125V126H39V125H41L42 126V128L41 129H39V128H36V130L37 129H39V130H41L40 132H43V129L45 130V132L44 133H41L40 134V132H39V134H38V131H37V133L34 131L33 133H31L32 131H26V129L28 130V128L29 129H31V123L29 124V122H28V124H22V126H20L18 129H19V131H17V132H15V136L17 137V139L18 140H22L21 138H25L24 137V135H23V133H27V132H30V137H32V138H30L29 136L26 138V139H24V140H26L25 142H23L22 141V143H21V147H22V149L24 150V146H25V143L26 142H28V144L26 143V147L25 148H27V149H29L28 151H27V149H26V151H24L25 153H28V154H26L27 156H32L31 155V152H33L32 154H34V155H37L36 157L38 158H34L35 156L33 155V157H31V159L33 160V162H34V160H35V165L34 166H31L30 165V163H32V160L30 159V157H28V159H29V161H26V163L27 164H29L30 165V167H29V169L31 170V171H29L30 172V174H31V176L33 175V177H41V179H40V177L38 178V179H40V180H46L45 178H43L42 179V175L45 173V176H47L46 175V171H48V170H50V168L52 169V170H56L57 169V167H59L62 163H64V161L66 162V161H68L69 159H70V157L72 156H70L69 157V154H71V150L73 151V149H75V148H77L76 150H74V157L73 158H71L70 160H72V159H74L73 160V162H75L78 166H76L77 167V169L75 170V172H76V174H75V172L73 171V169H72V171H68L67 173H65V175L63 176L64 178H62V179H57L56 177V179H54V182H49V183H51V189H50V186H46V190L44 191L45 192V194L43 193V194H41L39 197H38V199H37V201H38V204L39 205H37V206H39V208L37 207V209H36V211H38V210H41L42 208H46L47 209V205L45 204V203H47V201L49 200V201H51V199L53 200V203L55 204V206L53 205V207H54V214L55 213H57L56 214V216L55 215H53V213H51L50 211L51 210H53V209H51L52 207L50 206V203L48 202V208H50L49 210V214H48V211H46V209L44 210L43 209V211H46V212H41L42 213V218H41V222H42V225H43V223H44V227H41L39 230L40 231H44V230H42V228L44 229L45 227H46V224L48 225L45 229H47V228H49V226H50V228L47 230L49 233H50V235H52V234H54L53 235V238H54V240H57V239H59V236H61V234L63 233V231L64 230H61L62 228H63V226L64 227H66L65 225H66V223L67 224H69L70 225V223H68V221H69V217H72L71 219L72 220H74V218H73V216L75 217V215H76V220H74L72 223L74 224V226H72L71 225V229H70V234L68 235L69 237L71 236V238H75V239H73L72 240V242H74V241H82L83 239H85V240H87V237H91V236H89L88 234L89 233H86V228H87V226L89 225V223H92V222H90V218H92V220L93 221H95V222H98L97 223V225H96V223H92V225L94 226L95 225V227H97V228H99V229H106V231H108V230H110V231H113L112 230V226H117V227H120L122 230H121V233L120 234H122V231L123 232H125V233H132V231H133V227H131L132 225L134 226V227H136V225H137V223L135 222H133V220L137 217V211H136V207H134V205L136 204V199H135V197L136 198H139L140 197V195H142L141 197V199H143L144 198V195L146 194V191H147V194H149L148 192H150L149 191V184H151V186L153 187L152 189H155L154 187H157V188H159L158 187V185L160 186V188H161V185H160V183H163V185L164 186H166V188H165V190H162L164 187H162L160 190H161V192H165L166 193V190H167V192H168V194H170V192H171V195L174 193H176L175 195H177V191H178V189H174V191L172 192L171 191V189L173 188L170 184H172L171 182H173V186H175L174 185V181H173V178L175 177L174 175L176 174V172L177 171H179L180 170V172L182 173L181 175H183L184 173V171L182 172V170L184 169L185 170V172H187V168H186V163L187 162H184L185 163V165H183L185 168H182V166L181 167H179L180 165V159H181V157L179 156V155H172L173 154V152L175 151V153H176V150H174L173 152L172 151H170V148L171 147H173V145L171 146V144L174 142V144L175 145H177L178 147H179V145H178V143H177V141H178V139L180 140L181 138H179V136L178 135H176V136H174V134H176L177 132L176 131H180L179 133H177V134H180V133H182L183 132V134H184V136H186L187 134H189V136L187 135L186 137L188 138H190L191 139V137H190V135H192V132H193V134L194 133H196V135L198 136V132H199V134H200V131H204V135L205 136H207V135H209L208 137H206V138H210L211 140H212V142H211V140L210 139H206L205 140V143H206V141L208 142V140H210V142L209 143H213L214 144V146L211 144V145H209V149H208V151H209V153H212L211 155H213V158H210L209 157V153H208V157H209V159H208V162L206 161V164L208 163L209 164V167H210V169L207 167L206 169H208V170H206L205 169V167L206 166H208V164L206 165V164H204L203 162H202V158H204L205 160H206V158L205 157H200V155L202 154H200L199 152L197 153L196 151L197 150H194V149H196V148H198V147H200L199 145H198V138H201L200 136L199 137H197V136H195L198 140H196V143H197V147L196 146H193V148H191V149H193L194 150V153H192L193 152V150H191L190 149V145L189 144H186V145H188V146H186L185 145V143H187V142H192V141H195L194 140V138L192 137V141H187V139L184 137V139H186V142L185 143H183V145H182V143H181V145L182 146H186V147H188L190 150H191V152H190V150H188L187 148V150H182L181 148H179L180 150H182V152L184 151V152H189V154H186L185 153V155L180 151V153L178 152V150H177V153L178 154H180V155H182L183 154V156H184V160H185V157H186V155H190L191 153V156L189 157L192 161H193V158L194 157H192V155H194L195 156V158L194 159H197L198 157H196V156H198L199 154V160L201 159V161H199L198 162V160L196 161V162H198V164H199V167L196 165L195 166V168L197 167V168H201L200 167V162H202V164L204 165H202L204 168H203V170L205 171H203L202 170V168H201V170H202V172H200L198 169V171H196V169H193V171H195V173H193L192 172V170L190 169V171L192 172V176H193V178L191 177V176H188L189 175V173L188 172H190L189 170H188V172L186 173V175L184 176H182V178H181V176H180V178L182 179V183L184 184L185 182H183V181H185L186 179L184 178V180H183V177H186V178H188V183H189V180L190 179H193L194 181H196L197 179V182H193L192 180L190 181V183L192 184V187L190 186V187H188L187 189H185V184L184 185H182L184 188L182 189V187H181V185L179 184L180 182H181V179L178 181V184L180 185V187H181V192H183L182 190H184L185 189V191H184V193L183 194H185V196L181 193V195H182V197H183V199L185 198V200H183V199H181L182 197H181V195L180 196H176L177 198H176V200H179V201H181V202H178L179 204H183L182 206H183V210H182V206L180 207V205H179V207H177L174 203H173V205L174 206H176V211H177V213L178 214H176V215H180L179 216V219L180 218H182L181 217V215H182V211H184L185 209L187 210V208L189 207V209H190V207H191V209L189 210H187V212L189 211L191 214V217H192V214H193V216H194V219L196 218V217H198L199 219H204V220H202V221H204V222H206L205 221V219H206V217L207 218H209L210 216V218H212L214 215H216V213L215 212H217L219 209V211L221 212V213H219V212H217V214L219 215V218L217 217V216H215V217H217L218 219H219V223H218V221L217 220H215L214 219V217H213V219L212 220H215V221H217V226L214 224H210V223H208V222H206V223H203V222H201L202 224H205V229H203V233H201V231H200V229L198 230V227H196L197 225V223L199 224V220H198V222L196 221V219H195V221L197 222H195V221H193V219L191 218V220L193 221V222H195L194 224H195V226H194V224H191L190 223V226H192L193 228L195 227V228H197V233H198V235L200 236V233H201V236L200 237H205V239L207 238V241H208V235H209V233H205V231H208L209 230V232H211V233H213V230L214 229H217L218 228V230H214V234L213 235H215V236H210V238L212 237V239L214 238V237H216V238H214L213 240L212 239H210V240H212V243H211V241L208 243L207 241H205V243L203 242V241H199V245H198V247L196 248V250L199 248V247H201V248H199L197 251H195V253H197V254H199L200 252L202 253V255L203 256H205L206 255V253H210L209 251H212L211 253H210V255L212 256V258L211 259H213L214 261H215V263L216 264H224V263H226V264H236L235 262H238V264H240V262H245L244 264H248V261L249 260H251L250 258H253L254 259V261L253 260H251V261H253V262H258V260H256L257 258H255V256L257 257V255L258 256H262L261 258H262V260H261V258L259 259L260 261L259 262H261V264H264V228H263V223H264V189H263V187H264V144H261L262 142L264 143V138L262 137V135L264 136V130H261V129H259V128H263L264 129V101H262V100H264L263 98H264V83H262V82H264V26H263V23H264V17L263 16H261V15H263L264 14V0H237L238 1V3L236 2V0H219ZM221 2H219V3H221ZM229 4V5H228ZM258 9V10H257ZM263 9V10H262ZM260 10H261V13H259L260 12ZM263 12V13H262ZM261 14V15H260ZM249 17H250V19L252 20L251 22H249L248 23V21L247 20H249ZM261 17H263L262 19H261ZM247 19V20H246ZM169 21L170 20H172V18L170 17L169 19H168ZM93 22V21H92ZM91 23V22H90ZM94 23V22H93ZM103 23V22H102ZM250 23H252V24H250ZM260 23V24H259ZM101 23L99 22L98 23V26L100 25ZM169 24V23H168ZM242 24V25H241ZM248 24H250L249 26L252 28H250V27H248ZM91 25V24H90ZM90 25L87 27V29H84V32H87V31H89L90 32V34H92V32H93V30H91L90 31V29H92V28H90ZM102 25V24H101ZM100 25V26H101ZM171 25V24H170ZM173 26H176V25H174V24H172ZM244 25V26H243ZM252 25V26H251ZM163 26V24H161V25H159L158 26V29L159 28H161ZM260 26V27H259ZM261 26L263 27V29L261 28ZM243 27H245V28H243ZM86 28V27H85ZM247 29H249V30H247ZM263 31H262V30ZM164 30H166V31H164ZM244 32H243V31ZM246 30L248 31V33L246 32ZM258 30H259V32H258ZM174 33H176V35L175 34H173V32ZM178 31H180V30H177V29H173V30H167V29H163V30H161V31H159V32H157V33H155V37H154V33H152V38H153V41L154 42H158L159 41V38H160V40H162V37L165 39L166 38V40H165V42L166 41H170V39L168 40V37L169 38H171L173 41H174V38H178V37H180L179 35H178ZM261 31V32H260ZM163 32V33H162ZM167 32V33H166ZM243 32V33H242ZM252 32V33H251ZM262 32H263V34H262ZM52 34L49 36V35H46L45 34V36H44V39L45 38H48L49 40H52V41H49L48 40V43L46 42V44H45V48L48 46V44L51 42L52 44H53V40L54 41H56L57 40V37L59 36L58 35V32H51ZM97 33V32H96ZM180 34H181V32H179ZM250 33H251V37H252V35L255 37V38H253V40L254 41H252L251 43H250V40H252V38L250 39ZM254 33V34H253ZM259 33V34H258ZM261 33V34H260ZM54 34V35H53ZM159 34V35H158ZM161 34V35H160ZM239 34H243V35H241V36H239ZM247 34V36H248V39L246 40V38H245V35ZM78 35V34H77ZM93 35H94V32H93ZM93 35H91V38H92V36ZM166 35V36H165ZM173 35H174V37H173ZM212 35V34H211ZM211 35H209L210 37H211ZM53 36H56V37H53ZM80 36V35H79ZM94 36H96V37H98V35H94ZM165 36V37H164ZM182 36V35H181ZM246 36V37H247ZM261 36V37H260ZM77 37V40H75V38ZM96 37H94L96 40V43L97 44H102V43H104V42H102L101 40L102 39H99V37L98 38H96ZM209 37V38H210ZM244 37V38H243ZM51 38V39H50ZM53 38V39H52ZM55 38V39H54ZM79 38H81V37H79ZM101 38V37H100ZM151 38V39H152ZM180 38H182V37H180ZM211 38H213L214 39V37H211ZM210 38V40H212ZM240 38H242V39H240ZM258 39V41H257V39ZM83 39V38H82ZM97 39H99L98 41H97ZM164 39H163V41H164ZM195 39H197L196 41L198 42H196L195 41ZM206 39H208L207 37H206ZM237 39L240 41V43H238V41H237ZM243 40V41H242ZM47 41V40H46ZM74 41H76L77 42V46H75V42ZM81 43H80V42ZM152 41V40H151ZM172 41V42H173ZM202 43H201V42ZM209 41V40H208ZM213 41V40H212ZM224 42H226L227 41V45L229 44L228 43V40L226 39V40H223ZM243 43H242V42ZM262 41V42H261ZM165 42H159L161 45H160V47L162 46H164L163 44L165 43ZM210 42V41H209ZM244 42H246V44H244ZM55 43V42H54ZM80 43V44H79ZM94 43V42H93ZM163 43V44H162ZM190 43L191 44H193V46H191L190 45ZM232 43H234V44H232ZM51 44V47L52 46H54V44L52 45ZM153 44H155L154 45V47L156 46V43H152V46H153ZM207 44V45H206ZM247 45L248 46V49H247V46H244V45ZM261 44V45H260ZM38 47H39V43L38 44H36ZM80 47H79V46ZM157 45H159L158 43H157ZM203 45H206V47L205 46H203ZM210 45V44H209ZM243 45V46H242ZM263 45V46H262ZM41 46V45H40ZM167 46H169V44H165V46L164 47H166L167 48ZM189 46H191V48H193V49H190V47ZM197 46H200V47H197ZM241 46H242V49L240 50V51H238L240 48H241ZM49 47V48H48ZM47 47V49H50V46H48ZM158 47L159 46H157V47H155V48H157L158 49ZM213 47V46H212ZM246 47V48H245ZM43 48V47H42ZM44 48V49H45ZM74 48V49H73ZM186 48H189L190 50L188 51ZM199 48L201 49V50H199ZM207 50H205V49ZM209 48V49H208ZM237 48H238V50H237ZM47 49H45V50H47ZM88 49V50H87ZM213 49V51H214V48H212ZM244 49V54H242L243 53V50ZM254 49V50H253ZM263 49V50H262ZM74 51V52H71V51ZM80 50H81V52H80ZM89 50H91V53H89ZM97 50V51H96ZM195 50V52L194 53H192L193 51ZM216 50V49H215ZM247 50H249V51H247ZM256 50V51H255ZM151 51V52H150ZM169 51V52H168ZM186 51H188V52H190L189 54L187 53H185ZM192 51V52H191ZM198 51V52H197ZM238 51V52H237ZM252 52L251 54H252V57H250V58H252V61H253V65L255 64V68L257 67L258 69V71H259V73L257 72V71H254L255 69H254V66H252V61H251V65L248 67V64H244V62H243V60H247V58H248V56H250L249 54H247L248 52ZM83 52H87V54L85 53V56L83 55L84 53ZM148 53V55L149 56H147V54L146 53ZM176 52L178 53L177 55H178V57H176L177 55H176ZM199 53V54H197V53ZM204 53V54H202V53ZM212 52V51H211ZM237 52V53H236ZM246 52V53H245ZM83 53V54H82ZM171 53V54H170ZM184 53V54H186L187 56L189 55V56H191V54H192V56H193V58H194V60L196 59V61H199L200 63L202 62V60L204 61V59H205V62H204V64L203 63H201V64H203V66L206 64V66H204V67H206V68H200L201 66V64L198 62V64H199V68H200V70H198V72L200 71H203V75H204V73H205V75H204V77L205 76H207L206 78H207V80H204V81H202V80H200L201 79V76H203L202 75V72H201V74H200V72H199V74H198V72H196L197 71V69H199V68H197L196 67V63L197 62H195V61H191L192 59V57L190 58V59H188L187 58V56H186V58L184 57L185 55L182 54ZM197 54V55H195L194 56V54ZM200 53H201V55H200ZM213 53V55H214V52H212ZM212 53H211V55H212ZM243 55V57L241 56V54ZM93 55L92 57L90 56V55ZM96 54V55H95ZM165 54V55H164ZM170 54V55H169ZM173 54V55H172ZM207 54V55H206ZM254 54H256V56L254 55ZM42 55H44V56H42ZM94 55H95V57H94ZM145 55V56H144ZM171 55H172V57L173 58H175L174 59V61H173V63H172V57H171ZM176 55V56H175ZM179 55H182V57L180 56V59H182V60H178V58H179ZM198 55H200V57L198 56ZM246 55H248V56H246ZM263 55V56H262ZM45 56H47V57H45ZM73 56V55H72ZM199 58H198V57ZM245 56H246V58H245ZM45 57V58H44ZM51 57V56H50ZM50 57H49V61H50ZM84 57L87 59H84ZM98 57V58H97ZM44 58V59H43ZM77 58V59H76ZM94 58H96V60L94 59ZM152 58V59H151ZM168 58H169V61H171V62H169L168 61ZM170 58H172V59H170ZM199 60H198V59ZM222 58V59H221ZM242 58V59H241ZM245 58V59H244ZM256 58H259V59H256ZM219 59V60H218ZM24 60V59H23ZM23 60H21V61H23ZM37 60V59H36ZM37 60V61H38ZM47 60V61H48ZM79 60V61H78ZM82 60H83V62H82ZM98 60V61H97ZM138 60V61H137ZM151 60V61H150ZM177 60V61H176ZM215 60V61H214ZM240 60L242 61V64L240 63ZM245 60V62L247 63V61ZM259 60V61H258ZM78 61V62H77ZM132 61V62H131ZM136 61H137V65H136ZM150 61V62H149ZM182 61V63H180ZM206 61L208 62V64L206 63ZM212 61V62H211ZM214 61V62H213ZM217 61H218V65H223V66H225L224 68H223V66H218V67H215V66H217ZM223 61V62H222ZM249 61H250V59H249ZM254 61H256V63H254ZM24 62V61H23ZM40 62H39V64H40ZM70 62H72V63H70ZM73 62H74V64H73ZM99 62L101 63V65H98L99 64ZM134 62V63H133ZM160 62H162L161 60H160ZM174 62H175V65H174ZM176 62H177V65L179 64V65H182L183 66V63H184V65H186V62H187V64H189L187 67H183L182 68V66H181V68L180 69H178V71H177V67H174V66H176ZM179 62V63H178ZM220 62H222L221 64H219ZM42 63H44V65H42ZM47 63V62H46ZM130 63V64H129ZM193 63H194V65H193ZM213 63H215V65L213 64ZM122 64V65H121ZM150 64L152 65V66H155V68L158 70V71H160V72H158L159 73V75H158V73L156 74V76L158 75L159 77H161L162 75H166L167 74V72L168 73H172L174 70L178 73V74H180V76L178 75V77H177V75H173V74H170L172 77L173 76H175V78L177 77V83L175 84V83H173V80H175V78L173 79L172 77H171V79H172V83H169L168 81H169V79H168V81H166L165 80V78H167L166 76H165V78L163 79V77H161L158 81H160L161 82V79L163 80V81H165V82H167L168 84L166 85V87H165V85L163 84V86L161 85L160 86V84H156V81L157 80H152V79H149V80H151V81H149L150 83H151V85L149 86L147 83H148V81H147V78L149 77V75H151V73H153V71L155 70L156 71V69H154L152 66H150ZM169 64H173V68L171 69V66H169ZM193 65V67H196L195 69H193V67H191L192 65ZM240 64V65H239ZM257 64V65H256ZM86 65V64H85ZM98 67H97V66ZM120 65L121 66H125L124 67V69L125 68H129V66H130V68L131 67H133V69L135 70V73L136 72H138V74L139 73H141V72H143L142 73V75L141 74H139V75H136L134 72V75L132 74V71H133V69H132V71H131V69H129V70H123L122 69V67H120ZM133 65V66H132ZM139 65H142V67H140ZM169 66L168 68H167V66ZM210 65V66H209ZM229 65V66H228ZM239 66V68L241 69L242 68V66L244 65H247V66H245L244 67V69L242 70V72H241V70L240 69H238V68H235V66ZM34 66H35V64H34ZM74 66H72V67H74ZM100 66V67H99ZM105 66V65H104ZM134 66L136 67V68H134ZM162 66H166V68L168 69H164V72H165V74L163 73V67ZM227 66L229 67L228 69H227ZM234 66V67H233ZM253 67V69H252V67ZM68 67H70V65L68 66ZM87 67H88V65H87ZM106 67V66H105ZM138 67H140V69H138ZM144 67V68H143ZM152 67V68H151ZM180 67V66H179ZM178 67V68H179ZM189 67V68H188ZM191 67V68H190ZM249 69H248V68ZM67 68V67H66ZM78 68V67H77ZM77 68H76V70H77ZM84 68V69H83ZM100 69V70H98V69ZM141 68H143V70L141 69ZM150 68H151V70H150ZM209 68H211V69H209ZM217 68L219 69V70H217ZM226 68V69H225ZM231 68V69H230ZM6 70H8L9 68H5ZM38 69H39V72L40 73H45V75L43 74V76L42 75H39L38 74ZM68 69V68H67ZM87 69H89L90 70V72H89V70H87ZM98 71H97V70ZM104 68L102 69V70H105ZM114 69H117L118 70V74L117 73H115V71H114ZM122 69V70H121ZM169 69H171V72H169L170 70ZM189 69L191 70V71H189ZM205 69V70H204ZM224 69V70H223ZM234 69V70H233ZM238 69V70H237ZM246 69V70H245ZM247 69H248V72H247ZM5 70V71H6ZM69 70V69H68ZM139 70V71H138ZM153 70V71H152ZM194 70H196L195 72H193ZM207 70V71H206ZM221 70H223V71H221ZM235 70H237V72L235 71ZM240 70V71H239ZM249 70H250V74H249ZM5 71H3V75H4V73H5V75H7V73L5 72ZM8 71H10V74L9 75H7V77L5 78V75L3 76V75H1V79H2V81H0V85H1V83H3L4 84V86H3V84H2V86H3V88L4 89H6V91H7V88L9 89V87L11 88V87H13L14 88V85L16 86V84L17 85H19L18 83H20V82H18L17 83V80L18 81H21V80H19L18 78H17V71L14 73V72H12V70H8ZM48 71V70H47ZM85 71H88V72H85ZM123 71H124V73H126V75L125 76H127V75H130V76H132V77H134L135 76V78L133 79L137 84L136 85H138V87H139V89H138V87L136 86L134 89H133V92H130V93H128L129 95H128V97H126L125 95H122V92H118V91H115L114 90V85H113V82L117 79H119L118 80V82H121L122 80H123V78L125 77L124 75H123ZM154 71V72H155ZM174 71V73H176ZM179 71H180V73H179ZM182 71H184V73L185 74H187V75H189V74H191V75H189V76H185V77H189L188 79H190V82H193V84H194V82H198V83H200L201 81L203 82V87L201 86L202 85V83H200V84H194V86L192 85V83H190L188 86H186L187 85V83L189 82V80L187 79V78H184V81H182L183 83L185 82L186 83V81H187V83L186 84H183L180 80H181V78L183 79V77H181V75H182ZM226 71V72H225ZM233 72V74L234 75H236L237 74V78L238 79H236V76H235V79H236V81H234V79H232V77H234V75L233 76H231V72ZM29 72V71H28ZM53 72H55V71H53ZM147 72V74L145 75V73ZM151 72V73H150ZM189 72V73H188ZM212 72V73H211ZM219 72V74H221V75H218L217 73ZM234 72H236V74L234 73ZM246 72V73H245ZM258 74H257V73ZM13 73V74H12ZM27 72H24V74H26ZM81 73H83V74H81ZM85 73H88V74H85ZM114 73H115V75H114ZM128 73V74H127ZM131 73V74H130ZM148 73H149V75H148ZM156 73V72H155ZM163 73V74H162ZM225 73H227L230 77H228V75H226ZM34 74L35 75V77H36V84L32 81V80H34V75L32 76V75ZM193 74H198L197 76H199L200 78H198L197 76V78H198V80H197V78L195 77V75H193ZM214 74V75H213ZM248 74V75H247ZM255 74V75H254ZM11 75H13L14 77H15V79L13 80V81H10V78H9V76H11ZM29 75L30 76H32V80L30 79V77H29ZM37 75V76H36ZM58 75V77H60V75H61V77H60V80H58V78L56 77ZM68 77H67V76ZM79 75H83V76H79ZM117 75V76H116ZM123 75V76H122ZM141 75V76H140ZM145 75V76H144ZM148 75V76H147ZM169 75V74H168ZM169 75V76H170ZM211 75V76H210ZM218 75V76H217ZM254 75V76H253ZM38 76H40L41 77V79H40V77L38 78ZM54 76H55V78H54ZM87 76H91L90 77V81H87V78L89 79V77H87ZM115 78H114V77ZM123 77V78H121L120 79V77ZM153 76V77H152ZM155 76V78L156 79H158L157 77ZM168 76V77H169ZM182 76H184V75H182ZM238 76H241V77H238ZM252 76V77H251ZM5 79H4V78ZM43 77H47V81L49 82H47L46 81V83H44L45 81H42V80H45L46 78H43ZM66 77V78H65ZM77 78V80H79L78 82H80L81 83V81H83L84 82V84H83V82H82V84H80V83H78V82H76L77 80H76V78ZM99 77V79H101V81H99V79L96 81V78H98ZM117 77V78H116ZM119 77V78H118ZM139 77H141V78H139ZM154 78V73H153V75H151L150 76V78ZM191 77H192V79H191ZM195 77V78H194ZM209 77V78H208ZM218 77H219V79H218ZM8 78V79H7ZM38 78V79H37ZM51 78H53V80L51 79ZM137 78H138V80H140V79H142V80H140L141 82H139L138 80H137ZM170 78V77H169ZM180 78V80H178ZM212 80H211V79ZM217 80H216V79ZM40 79V80H39ZM55 79L56 80H58L57 81V83H56V81H55ZM64 80V81H66L65 83H68V85L70 86V85H72L73 86V89H72V86H70V87H66V86H64L65 85V83L62 81V80ZM115 79V80H114ZM144 79V80H143ZM202 79H203V77H202ZM222 79H223V82H225V81H228L227 83H229L230 82V84H231V82H232V84H233V81H234V83H236L237 82V80H238V83H237V85L236 84H234L233 86L232 85H227V86H232V87H234V86H236V87H234L233 89H231V90H233V92L235 91V90H237V87H240L241 88V86H240V81L243 83H241V85H243L244 86V84H245V86L246 87H242L243 89H244V91H246V89L247 88H249L248 90H249V92L250 93H248V98H247V94L246 95H244L243 93H244V91H243V89H242V91H241V93L243 94V96H245V97H243L242 95H241V93H239L238 91H235V94L233 93L232 94V91L231 90H228L227 88H225V86H224V88H222L223 87V85L221 84V83H223L222 82ZM243 79H245V81L247 82V81H249V83H245V82H243L242 80ZM52 80V81H51ZM93 82H92V81ZM186 80V81H185ZM192 80V81H191ZM197 80V81H196ZM214 80V81H213ZM219 80V81H218ZM225 80V81H224ZM232 80V81H231ZM240 80V81H239ZM255 80V81H254ZM257 80V81H256ZM259 80V81H258ZM30 81H31V83H30ZM35 81V80H34ZM88 83H86V82ZM99 81V82H98ZM157 81V83H159ZM212 81V82H211ZM70 82H71V84H70ZM76 82V83H75ZM97 82V84L95 85V84H93V83H96ZM152 82H154V83H152ZM170 82H171V80H170ZM208 82H209V87L211 88V89H209V87L208 88H206L207 86H208ZM217 82H219V83H217ZM22 83H20V85L22 84ZM34 83V84H33ZM42 83H44V84H42ZM50 83H51V85H50ZM53 83V84H52ZM61 83H64L63 84V86H61L60 85V87L59 86H56V84L58 85V84H61ZM75 83V84H74ZM149 83V84H150ZM179 83V85H177ZM182 83V84H181ZM207 83V84H206ZM213 84V85H210V84ZM216 83H217V85H216ZM226 83V82H225ZM251 83L253 84V85H251ZM255 83V84H254ZM14 84V85H13ZM108 84V85H107ZM143 84H145V85H143ZM172 84L174 85V86H176V87H173L172 86ZM204 84H206V85H204ZM248 84H249V87H247L248 86ZM38 86L37 88L35 87V86ZM40 85H41V87H40ZM45 85H46V88H47V92L45 91V89H44V87H45ZM50 85V86H49ZM53 85V86H52ZM76 85V86H75ZM87 85L90 87V88H88L87 87ZM182 85H185V86H183L182 87ZM199 86V88L197 89V87ZM214 85H216V86H214ZM221 87H220V86ZM7 86V88H5ZM23 86V85H22ZM25 86V85H24ZM29 86V87H28ZM74 86H75V88H76V90L79 88L80 90H77L78 91V93H75V94H78V95H80L81 94V96H82V93L84 92V91H86V90H88V91H90V93L92 94V96L93 97H91V94L88 92V94H86L87 95V97L86 98H84V100L83 101H85V104H87L90 108H91V106H92V108L93 107H96V108H93L91 111H89V109L87 108V106H86V108L85 107H83L82 105H80V106H82L85 110H84V112L82 113V111H83V109H82V107H80V108H78L79 106H78V104L76 105V106H78L77 107V109L75 110L76 112H77V110H79L80 109V113H78L77 112V114H76V112L74 111V109L76 108V107H74V104H73V101L75 100L74 99V92L76 91H74ZM85 86V87H84ZM98 86L100 87V89H98ZM108 86H112L111 88L109 87L108 88ZM142 86H143V88H142ZM158 88H157V87ZM169 86V87H168ZM171 86H172V88L174 89H172L171 88ZM177 86H178V92H180L181 91V89L182 88H184L185 90H187V92H185V90L184 89H182V91L181 92H184V94H186V95H184V94H182L181 92V95H178V96H176L175 94H177L178 92L176 91V88H177ZM180 86V87H179ZM190 86H193V87H191L190 88ZM197 86V87H196ZM213 86V87H212ZM219 86V87H218ZM252 86V87H251ZM263 88H261V87ZM95 89H94V88ZM97 87V88H96ZM141 87V88H140ZM161 87H163L164 88V90H166L167 89V87L168 88H171L172 90L170 91V92H166V93H164V96L166 95V94H171V92H174V93H172V95L171 96H167L168 98H165L164 96H163V92H164V90H160L161 89ZM196 89H195V88ZM202 87V90L203 89H206L205 91H201V88ZM232 87H229V89L230 88H232ZM12 88V89H13ZM54 88V89H53ZM61 89V92H63L64 93V95L62 94L61 95V97L62 96H64V97H67L68 95H70L69 97H73L72 99H71V102L68 100V102H64V98L62 99V101H61V99H59V101L60 102H64V104L63 105H61V107H59L60 106V103H56L57 101H55L56 100V98L58 99V98H60L59 97V95L61 94V92L59 91L60 89ZM72 89L71 90V92H69L70 90L69 89ZM86 88V89H85ZM145 88H146V90H145ZM160 88V89H159ZM162 88V89H163ZM187 88V89H186ZM213 88V89H212ZM32 89H34L36 92V94H34V90H32ZM64 89V91H62ZM82 89H85V90H83V91H81ZM94 91H92V90ZM111 89H112V91H111ZM142 89V90H141ZM180 89V90H179ZM227 90V92H225L226 90ZM54 90H56V91H59L58 93H60V94H58L57 95V92H56V95L58 96H56L54 93ZM146 92H145V91ZM151 90V91H150ZM155 90H159V92H161L162 91V93H161V95L162 96H160V93L159 92H156ZM190 90H191V92H190ZM5 91V92H6ZM76 91V92H77ZM79 91H81V93H79ZM92 91V92H91ZM98 91H99V93H98ZM110 91V92H109ZM144 91V92H143ZM153 91V92H152ZM156 93H155V92ZM167 91H168V89H167ZM196 91V93H194ZM197 91H198V94H197ZM221 91V92H220ZM229 91H231L230 93H229ZM43 92H44V94H43ZM48 92H54L53 94L54 95H51V93H48ZM87 92H84V93H87ZM97 93V96H96V93ZM114 92V93H113ZM118 92V93H117ZM202 92H204L203 93V95H202V97H199L198 95H200ZM212 92V93H211ZM214 92V93H213ZM219 92H220V94H219ZM237 92V93H236ZM3 93V92H2ZM1 93V94H2ZM45 93H48V95H50V97H51V102H50V97L49 98H47L46 99V94ZM68 93V94H67ZM73 93V94H72ZM83 93V97H85V94ZM109 93H111L110 95H112V98H113V96H115L113 99H115V100H113L112 98H111V96H109ZM153 93H155V94H158L159 95V97H160V99H161V97H163L162 98V100H159V97L157 96V95H155V96H153ZM180 93H178V94H180ZM189 93H191L193 96H196V98H193V96H191V94H189ZM224 93H225V95H226V93H227V95L226 96H228L227 97V99L225 100V98H226V96H222L221 94H223L224 95ZM229 93V94H228ZM246 93V92H245ZM252 93H254L253 95V97L255 98L256 97V99L259 101H261L260 103L259 102H257L256 100H254V98L252 97V99L250 98V95L249 94H252ZM0 94V95H1ZM99 94V95H98ZM107 94H108V96H107ZM116 94V95H115ZM120 94H121V96H120ZM150 94H151V96H150ZM45 95V98L43 97ZM118 95V96H117ZM147 96V97H144V96ZM183 95V96H182ZM188 95V96H187ZM221 95V96H220ZM231 95V96H230ZM233 95V96H232ZM261 95V96H260ZM81 96H78V99H76V100H79V98L82 100L83 98H81ZM110 97L109 98V100H112V101H109L110 103H108V99H107V97H106V99L107 100H105V98L104 97ZM117 96V97H116ZM141 96V97H140ZM180 96V97H179ZM184 96H185V98H191V100H192V103H191V100L189 101V99L187 98V99H185L184 98ZM187 96V97H186ZM191 96V97H190ZM197 96H198V98H197ZM214 96V97H213ZM252 96V95H251ZM8 97H9V93H8V91L6 92V93H4L3 95H1V97H0V105H3L4 103H6L7 101H8ZM35 97V96H34ZM55 97V98H54ZM76 98H77V95L75 96ZM150 97H152V99H155V100H153L154 101V103L153 102H151L152 101V99L150 98ZM231 97H233V98H231ZM6 98V99H5ZM30 98V99H29ZM43 98L46 100V102H45V100H43ZM55 100H54V99ZM92 98L95 100V98L96 99H98V101L97 100H95L94 102H93V100H92ZM139 98H141L140 99V101H139ZM143 98H147V99H145V100H143ZM170 98H171V100L173 101V103H171L170 101ZM173 98H174V100H175V104H174V100H173ZM182 100V98L185 100L184 101V103L188 100V102H190L189 104L191 105V104H193L192 105V108L193 109H191V106H190V109H189V104L187 103H185L187 106H184L183 105V102L182 101H180V99ZM239 98V99H238ZM244 98V99H243ZM262 98V99H261ZM74 99V100H73ZM102 99V100H101ZM132 99V100H131ZM151 99V101L150 102H147V101H149ZM169 99V100H168ZM232 99V102L230 101ZM5 100V101H4ZM33 100H35L36 102H34ZM39 100L41 101V102H39ZM47 100H49V101H47ZM121 100H125V105H126V102L127 103H130L131 101H135V102H132V104L136 107V105H138L137 106V108H135L134 107V110L132 109V108H128V109H132L131 111L130 110H128L127 108H125V107H122V106H125L124 105V101H121ZM131 100V101H130ZM137 100V101H136ZM147 100V101H146ZM163 100H165V101H163ZM194 100L195 101H197V102H194ZM222 100H224L223 101V103H222ZM253 100V101H252ZM4 101V102H3ZM38 101V102H37ZM42 101H43V103H42ZM58 101V102H59ZM65 101H67V99L65 100ZM80 101V100H79ZM107 101V103H105ZM169 102V103H171V104H165V102ZM177 101H179V102H177ZM228 101V102H227ZM230 101V102H229ZM243 101H246V103H244V105H240L239 104V102H243ZM254 101H255V103H254ZM3 102V103H2ZM45 102V103H44ZM53 102H55L56 104L54 105V103ZM76 102V101H75ZM78 102V101H77ZM93 102V103H92ZM97 102V103H96ZM148 103V105H146L147 103ZM156 102V103H155ZM158 102V103H157ZM164 102V103H163ZM202 102V103H201ZM216 102V103H215ZM80 103L81 104H83L82 103V101H80ZM79 103V104H80ZM111 103H115V105L114 106H110V104ZM117 103V104H116ZM150 103H152V104H150ZM178 103H180V104H182V107H186L187 108V111H185V112H187L186 114H189L190 115V117H191V123H192V121L194 120V122H195V120L197 119V121L199 120V118H200V123L202 124V125H200L199 124V122H197V123H194V124H192V126H190V128L191 127H193L194 129H196V130H194L193 128L191 129V130H193V131H191V130H188L187 131V134H186V128H188L189 127V125H187L185 128H184V124L186 125L187 123H186V121L184 120V124L181 122L185 117H187L186 116V114L185 115H183L182 116V114H178V112H177V110L176 109H173V108H175V107H177V109L179 108V111H181V108L179 107V106H177L178 105ZM218 103V104H217ZM224 103H225V105H224ZM226 103H228V104H226ZM231 103H233L232 105H230ZM253 103V104H252ZM257 103V104H256ZM263 103V104H262ZM37 104H33V105H36V106H38ZM66 104V105H65ZM85 104H84V106H85ZM132 104H127L126 106H133ZM161 104H163V105H161ZM173 104L175 105V107H173L172 109H171V107L173 106ZM179 104V105H180ZM198 104L200 107H198V105H197V109H196V105ZM202 104H204L203 106H202ZM212 104V105H211ZM220 104L222 105V106H224V108H222L221 106H220ZM237 105V107H236V105ZM246 104V105H245ZM255 104V105H254ZM32 105V104H31ZM58 105V107L60 108V110H59V108L58 107H55V106H57ZM68 105H71L70 107H71V109H73V111H74V113H71L70 111L68 112V109H70L69 107H68ZM95 105V106H94ZM109 105V106H108ZM150 105V106H149ZM167 105H169L170 107H168ZM234 105V106H233ZM248 105V106H247ZM50 106H52V105H50ZM62 106H63V108H64V110H61L62 109ZM64 106H66V108L64 107ZM72 106L74 107V108H72ZM105 106H108L109 107V109L107 110L106 109V107ZM141 106H143V107H141ZM146 106V107H145ZM152 106V107H151ZM162 106V107H161ZM195 108H194V107ZM231 106V107H230ZM233 106V107H232ZM241 106L242 107H244L245 109L247 108V112H248V115H247V113H246V117H245V115H243L245 112H243L242 111V109H241ZM255 106H259V108L257 107L256 108V111H255ZM43 109H42V108ZM68 107V108H67ZM114 109H113V108ZM221 107V108H220ZM232 108V109H230L229 108V110L228 109H225V108ZM261 107H263L262 108V110H261ZM41 108V109H40ZM46 108H48L49 109V107H46ZM51 108V107H50ZM142 108V109H141ZM171 109V111H169L170 109ZM184 108H183V110L181 111V112H183L184 113ZM200 108V109H199ZM220 108V109H219ZM250 108H251V110H250ZM66 109H67V111H66ZM82 109V110H81ZM95 109V110H94ZM101 111H100V110ZM118 109L120 110V111H118ZM137 109V110H136ZM154 109H156V111L154 110ZM195 109V110H194ZM199 109V110H198ZM223 109H225V110H223ZM240 110V111H242V113L240 112V111H238V110ZM249 109V110H248ZM50 110L52 111V108L51 109H49V110H46V111H44V113L46 112L47 113V111H48V114H49V112H50ZM59 110V111H58ZM97 110H99V112H102V111H104L103 113H98V111ZM137 112H136V111ZM145 110H147V111H145ZM149 110H152L151 112L149 111ZM161 110H164V111H161ZM174 110H176V111H174ZM196 110H198L197 112L199 113H196L195 111ZM203 110V111H202ZM221 110H223V112H221ZM228 110V111H227ZM230 110H232V111H230ZM52 111V112H53ZM64 111H66V112H64ZM72 111V110H71ZM109 111V112H108ZM169 111V112H168ZM190 111H191V114H190ZM195 113H194V112ZM246 111V110H245ZM20 112H22V111H20ZM51 112V113H52ZM91 114H90V113ZM97 112V114H94V113H96ZM113 112H115V114L113 113ZM118 112H120L119 114H118ZM131 112H135V113H137V115H135L134 113H132L131 114ZM141 112H143V115H142V113ZM164 112V114L162 115V113ZM167 112V113H166ZM173 112L175 113V114H173ZM216 112H218V113H216ZM231 112H232V114H231ZM233 112H238V114L240 115V119H238L237 118V116L236 115H233L234 113ZM250 112L251 113H253V114H255L254 116L255 117H253L251 114H250ZM42 113V115H43V111L41 112ZM53 113V114H54ZM69 113V114H68ZM111 113V114H110ZM125 113V114H124ZM127 113H128V115H127ZM151 113V114H150ZM156 113V114H155ZM161 113V114H160ZM72 114V115H71ZM82 114V115H81ZM138 114H141V115H139V116H141L142 117V120H144L143 122H141L142 120H140L141 119V117H139L138 116ZM174 115V117H173V115ZM226 114H227V116H226ZM237 114V115H238ZM250 114V115H249ZM45 115V114H44ZM47 115V114H46ZM50 115V118L48 117ZM49 115H47V117L49 118V119H51V115L52 114H49ZM78 115V116H77ZM90 115V116H89ZM101 115V116H100ZM137 117L136 119H135V116ZM177 115V116H176ZM189 115H188V118H189ZM196 115V117H199V118H196V119H193L192 120V118L194 117ZM199 115V116H198ZM244 116V118H241V117H243ZM258 115H260V117H261V119L259 118V116ZM52 116H54V115H52ZM72 116V117H71ZM73 116H77V117H73ZM92 116V117H91ZM96 116H98L97 118H96ZM113 116V119H111V117ZM127 116V117H126ZM133 116V117H132ZM146 116V117H145ZM149 116V117H148ZM164 116V118H162V117ZM169 116V117H168ZM177 118H176V117ZM183 118L182 120H180V118ZM185 116V117H184ZM251 116L253 117V118H251ZM258 116V117H257ZM46 117V118H47ZM68 117L70 118V119H68ZM93 117H95V118H93ZM110 117V118H109ZM129 117V118H128ZM155 117H157V119L155 118ZM165 117H167V119L165 118ZM173 117V118H172ZM228 117H230V118H228ZM67 118V120H69V121H66V120H63V119H66ZM75 118V119H74ZM79 118V119H78ZM81 118H83V120L81 119ZM86 118H88V119H86ZM92 119V122H91V120H89V119ZM146 118V119H145ZM161 118V119H160ZM168 118H171V119H168ZM176 118V120L177 119H179L180 121H177L176 122V120L175 121H173L174 122V124H173V122L171 121L172 119H175ZM222 118V119H221ZM227 118V119H226ZM247 118V119H246ZM74 121H73V120ZM87 120L86 122H88V123H90L91 125H89L88 123H85L84 124V122H85V120ZM106 119H107V123H106ZM130 119V120H129ZM135 119V120H134ZM148 119V120H147ZM156 121H155V120ZM162 119H165L164 120V122L162 121ZM186 120H187V118H185ZM190 119V118H189ZM218 119H221V121L220 120H218ZM241 119H242V121H243V119H244V121H245V124H244V122H242L241 121ZM249 119V120H248ZM251 119V120H250ZM255 119V120H254ZM257 119H259L258 121H256ZM48 120V119H47ZM79 120H81V123H79L80 121ZM129 120V122H127V123H129V124H127L126 123V121H128ZM134 120V121H133ZM146 120V121H145ZM151 120H152V123H151ZM158 120V121H157ZM202 120V121H201ZM228 120V121H227ZM261 120H263V122H261ZM28 121H30L29 119H28ZM63 121H66V122H68V125H67V123L65 122V127L63 126L64 125V122ZM70 121H73V122H71V123H73V124H71V125H73V127L70 129V124H69V122ZM77 121V122H76ZM90 121V122H89ZM95 121H97V123H95ZM112 121V122H111ZM118 121H119V123H118ZM131 121V122H130ZM133 121V122H132ZM136 121V122H135ZM160 121H162V123L160 122ZM169 121H171L170 122V125L171 124H173V126L171 127V126H169V124H167V123H169ZM189 121V123H190V120H188ZM231 121V122H230ZM234 121V122H233ZM246 121H248V122H246ZM252 122V125H250V124H248L249 122ZM27 121H25V123H26ZM94 122V123H93ZM102 122V123H101ZM122 122V123H121ZM148 122V124L146 125H144V123H147ZM175 122L176 123H178V122H180L179 124H176V125H179V127L178 126H176L175 125ZM235 122H236V124H235ZM241 122H242V124H241ZM260 122V123H259ZM83 123V125H82V127L80 126V124H82ZM114 123V124H113ZM126 123V124H125ZM135 123H137L138 124V126L135 124ZM164 123V124H163ZM181 123H182V126H180L181 125ZM220 123H221V125H220ZM246 123L250 126H245L246 125ZM45 124V125H44ZM106 124V125H105ZM156 124V125H155ZM161 124V125H160ZM196 124L198 125V126H196ZM244 124V125H243ZM28 125H30V126H28ZM47 126L48 127V130H47V128L45 127V128H43L44 126ZM66 125H67V127H69L68 129H70V130H68L67 129V127H66ZM77 125H79V127H76ZM84 125H85V127L86 128H88V129H86L87 131L89 130V133L85 130H83V129H81V128H85L84 127ZM87 125V126H86ZM106 126V129H104V127ZM116 125H118L119 126V128H118V126H116ZM165 126V128H164V126ZM191 125V124H190ZM195 127H194V126ZM255 125V126H254ZM258 125H261V127L260 126H258ZM34 126L32 127V130H34ZM58 128L57 130H56V127ZM91 126V127H90ZM92 126H94L95 128H93L94 130H95V133H94V130L92 129ZM100 126H102V127H100ZM114 126V127H113ZM122 126L123 127H125V128H122ZM136 128H135V127ZM141 126V127H140ZM153 126V127H152ZM160 126V127H159ZM166 126H168V128L166 127ZM174 126H176V127H174ZM203 126V127H202ZM208 126V127H207ZM219 126H221L220 128H222L221 130H219V136L216 134L217 132H218V129H220L219 128ZM240 126V127H239ZM251 126H253V129H254V127L256 128V130L255 131H253V132H251ZM23 127H25V129L23 128ZM53 127H55V130H54V128ZM64 127V128H63ZM97 127V128H96ZM99 127V128H98ZM127 127H129V128H127ZM134 127V128H133ZM156 127V128H155ZM174 127V128H173ZM197 127V128H196ZM214 127V128H213ZM217 127H218V129H217ZM228 127V128H227ZM236 127V128H235ZM244 127H247V128H244ZM79 128V129H78ZM104 130H103V129ZM110 128V129H109ZM113 128V129H112ZM158 128H160V129H158ZM164 128V129H163ZM211 128V129H210ZM250 128V129H249ZM17 129V130H18ZM65 129V130H64ZM66 129L68 130V131H70L69 133L71 134V133H73V135L71 134V135H68V138L66 137L67 135V133L65 132L66 131ZM154 129H155V131L156 130H160V132L159 131H154ZM166 129V130H165ZM206 129H208V130H206ZM217 131H216V130ZM252 129V130H253ZM257 129H259V130H261V131H259V130H257ZM50 130V131H49ZM63 130H64V132H63ZM93 130V131H92ZM100 130H101V133H99L100 132ZM105 130H106V132H105ZM127 130V131H126ZM131 130V131H130ZM162 130V131H161ZM169 130H170V132H169ZM247 130V131H246ZM26 131V132H25ZM46 131H48V134L46 133ZM52 131V132H51ZM59 131H61L62 133H64V135H62V134H60L59 133ZM98 133H97V132ZM113 131V132H112ZM166 131V132H165ZM171 131H172V134H171ZM175 131V133H173ZM195 131V132H194ZM198 131V132H197ZM22 133L21 135L20 134H18V133ZM75 132L77 133H80L81 132V134H83V135H86L84 138H83V140L84 141H86V142H88V146H86L85 147V145L84 146H80V145H78L77 146V144H78V142L80 141V138H78V137H80V134H75ZM83 132V133H82ZM117 132V133H116ZM120 132H125V134L124 133H121L122 135L120 136ZM126 132H128L127 134H126ZM131 132V133H130ZM154 132V133H153ZM167 132L168 133H170V135H168L167 134ZM191 132V133H190ZM207 132V133H206ZM222 132V133H221ZM228 132V133H227ZM251 132V133H250ZM256 132L258 133V132H260L259 134H257V136L255 137V135H256ZM45 133L47 134V136L45 135ZM51 133V134H50ZM55 134V136H57L58 138H60V137H64V138H61L60 140H58V141H62V142H60V144L62 143V145H60L59 144V142H58V144H59V146L58 145H56L52 140L54 139L53 137H54V134ZM86 133H88V134H86ZM103 133H105V134H103ZM108 133H109V135H108ZM157 133V134H156ZM163 135H162V134ZM207 135H206V134ZM223 134H225V135H223L224 136V139H222V135ZM239 133V134H238ZM33 134H34V136H36V137H34L33 136ZM98 134V135H97ZM117 134H118V136H117ZM136 134V136H134ZM154 134V135H153ZM242 134V135H241ZM253 134V135H252ZM18 135H20V137H18ZM22 135H23V137H22ZM48 135H50V137H49V141H47L48 143H50V141H52L53 143L52 144H49L48 146L46 145V141L45 140H48ZM59 135V136H58ZM74 135H75V137H74ZM79 135V136H78ZM88 135H91L93 138H94V135H95V138L93 139L94 141H95V143L93 142V140H92V142H93V144H97V145H99L100 144V142H102V144L100 145V147L102 148V149H99L101 152H98L97 150V147L98 146H94V148L95 149H97V150H94V148H92L93 146H90V148H92V149H90L89 148V144H91L92 145V142H89V140H86V138L87 139H90L89 137H88ZM105 135H107V136H105ZM115 135H116V137H115ZM160 135V136H159ZM166 135H167V137H166ZM211 135V136H210ZM245 135V136H244ZM250 135V136H249ZM252 135V136H251ZM259 135H261V137H258ZM82 136V135H81ZM112 136V137H111ZM114 136V137H113ZM119 136H120V138H121V140H119ZM160 138H159V137ZM161 136H162V138H161ZM169 136H174V137H178V139L176 138V140H175V138H171L172 139V141L173 142H171V141H168V140H171L170 138H168ZM181 136H182V134H181ZM193 136V135H192ZM202 136V135H201ZM251 137V138H249V137ZM110 137V138H109ZM123 137V138H122ZM217 137H218V139H217ZM219 137L224 141H226L227 142V145H226V147H224L225 148V150H224V148H223V146L226 144H224V142H222L221 144L223 145V146H221L220 145V141H222V140H220L219 139ZM246 137V138H245ZM253 137H255V138H257V139H255V140H259L258 142H259V144L257 143V141H255L256 143H254L252 146H254V145H256V148H261V145H263V149L261 150L260 149V151H259V149H257L258 150V153H260V154H262L263 156H261L260 154V158H261V161H260V158H258L257 157V155H255V153L254 152H256V150H255V148L253 149V147L251 146V148H250V144H249V146H248V140H250V139H254ZM31 139V141L30 140H28V139ZM47 138V139H46ZM57 138V139H58ZM118 138V140H119V142L116 140ZM125 138V139H124ZM127 138V139H126ZM131 138H132V140H131ZM164 138V139H163ZM188 138V139H189ZM34 139H35V141H34ZM52 139V140H51ZM56 139V138H55ZM57 139L56 140H54L56 143H57ZM63 139H65V141L63 140ZM108 139H110V140H108ZM161 139H162V142H161ZM183 139V138H182ZM183 139V140H184ZM202 139H203V141H204V138H203V136H202ZM202 139H200L199 141H201V143H200V145L202 144ZM214 139V140H213ZM37 140V141H36ZM69 141V143H71V145H73L74 143H75V146H77V147H74L73 146V149L70 147L71 145H69V143H68V145L66 144L68 141ZM90 140V141H91ZM98 140V141H97ZM103 140H105L104 142H105V144L103 143ZM175 140V141H174ZM247 140V141H246ZM261 140H263V141H261ZM34 141V142H33ZM41 143V144H43L44 146L46 145V147L48 148V147H50L51 148V145L54 147H57V148H59L60 150H61V148H63L62 146H64V147H66V145H67V147L65 148L66 149V152L64 151V150H62V151H59V149H57V150H55V148L53 149L54 150V152H53V150L52 149H50V148H48L50 151H48V149L47 148H44V147H42V149H40L39 150V148L37 147V145H38V143L39 142ZM66 142V143H64V142ZM100 141V142H99ZM132 141H136V142H133V143H135V145H133L131 142ZM166 141H168L169 142V144H168V142L166 143ZM181 141V140H180ZM30 142L31 143H33L34 145H31L30 144ZM113 142V143H112ZM116 142H118V143H116ZM140 142V144H138ZM160 142V143H159ZM171 142V143H170ZM176 142V143H175ZM254 142V141H253ZM261 142V143H260ZM47 143V144H48ZM63 143H64V145H63ZM73 143V144H72ZM82 143H84V142H81V144ZM166 143V144H165ZM194 143V142H193ZM193 143H190V144H193ZM250 143H252V140L250 141ZM37 144V145H36ZM40 144V145H41ZM66 144V145H65ZM80 144V143H79ZM85 144V143H84ZM114 144H118V145H120V146H116V148H115V146H114ZM124 144V145H123ZM157 144V145H156ZM160 144V145H159ZM163 144V145H162ZM30 146V148H28V146ZM36 145V149H37V153H38V151H39V154L40 153H42L43 151H48V152H46L45 151V153L46 154H48V155H50L49 153L51 152V150H52V156L51 157H49L48 156V161H50V162H46V159H47V155H46V158H43V157H45V155H43V156H40L39 154H37L36 152H35V150L34 151H31V150H33V149H35V148H32L31 149V146L32 147H34ZM83 145V144H82ZM166 147H165V146ZM171 146V147H169V146ZM193 145H196V144H193ZM113 146V147H112ZM123 146V147H122ZM125 146H127V148L125 147ZM135 148H134V147ZM144 146V147H143ZM162 147V146H164V147H162V148H164V149H162V152H161V154L160 153H158V152H160L159 150H161V148L160 147ZM203 146H204V144H203ZM206 146H207V144H206ZM211 146H213V147H215V149L217 150V148H218V151H215L214 149V151L215 152H217V153H215L214 151H212L211 150V152H210V147ZM228 146H230V148L229 149H226V148H228ZM243 146V147H242ZM248 146V147H247ZM259 146V147H258ZM52 147V148H53ZM132 147H133V149H132ZM168 147V148H167ZM174 147H176V146H174ZM173 147V148H174ZM178 147H177V149H178ZM181 147V146H180ZM195 147V148H194ZM213 147H211V148H213ZM68 148H71V150L70 149H68ZM99 148V147H98ZM160 148V149H159ZM166 148H167V150H166ZM203 148H205V147H203ZM203 148H202V150H201V152H203ZM221 148H223V149H221ZM233 149L235 152H236V154H235V156H236V161H237V163H235V161H233L234 159H233V157L235 158V156L233 155V153H234V151H233V153H230V151H232V150H230V149ZM249 148H250V150L251 149H253V150H255V151H250L249 150ZM43 149H45V150H43ZM117 149V150H116ZM172 149V148H171ZM183 149H184V147H183ZM199 149V148H198ZM201 149V148H200ZM23 150H20V151H22L23 152ZM43 150V151H42ZM103 150H107V155L106 154H104V152H103ZM114 150V151H113ZM120 152H119V151ZM123 150V151H122ZM166 150V151H165ZM169 150V151H168ZM205 150H206V148H205ZM204 150V151H205ZM226 150H230V151H228V152H226ZM56 151V152H55ZM60 153H59V152ZM77 151H78V153H77ZM121 151H122V153H121ZM208 151H205V152H208ZM224 153H223V152ZM36 154H35V153ZM62 152H65L64 154L66 155H64V154H62ZM68 152H70V153H68ZM81 152V153H80ZM111 153V152H114L113 153V155L115 154V156H111L110 157V155H109V153ZM118 152L119 153H121L120 154V156H119V154H118ZM124 152V153H123ZM172 152V153H171ZM205 152H203V154L201 155V156H204V154H206ZM220 152V153H219ZM30 153V154H29ZM77 153V154H76ZM105 153H106V151H105ZM172 155V157L174 158V159H176L177 160V158L178 157H180V158H178L179 160H175L173 163H168V161L167 160H169L168 158H170V159H172V157H171V155ZM174 153V154H175ZM196 153V154H195ZM213 153H215V154H213ZM254 153V155H251V154H253ZM257 153V152H256ZM43 154V153H42ZM41 154V155H42ZM54 154V155H53ZM64 155V156H62V155ZM75 154H76V156H75ZM90 154H93V155H95L96 157L94 158V157H91V158H93V162L92 163H88V161L90 160ZM101 154H103V156L105 157V158H103L102 157V155ZM166 154V155H165ZM227 154V155H226ZM20 155V154H19ZM38 155H39V157H38ZM57 155H59L60 157H62L61 159L60 158H58V156ZM85 155H88V156H85ZM92 155V156H93ZM101 155V156H100ZM117 155H118V158H117ZM139 155V156H138ZM160 155V156H159ZM163 155V156H162ZM167 155H169V157L167 156ZM207 155V154H206ZM205 155V156H206ZM230 155L232 156L233 155V157H231V159L230 158H228V157H230ZM237 155H238V157H237ZM21 157L22 156H24L25 158H27V156H25V154L23 153V155L21 154L20 155ZM68 156V158H65V157H67ZM81 156V157H80ZM98 156H100V157H98ZM176 156H178V157H176ZM225 156V157H224ZM228 156V157H227ZM239 156H241V158L243 159V161H241L242 159L241 158H239ZM253 156V157H252ZM110 157V158H109ZM130 157V158H129ZM163 157V158H162ZM168 157V158H167ZM256 157V158H255ZM34 158V159H33ZM42 158V159H41ZM63 158H65V159H63ZM81 158H82V160H81ZM89 158V159H88ZM157 158H160V159H157ZM189 158H188V156H187V160H189ZM215 158V159H214ZM218 158H220L219 160H217ZM239 158V159H238ZM259 159V161H260V163L258 162V159ZM41 159V160H40ZM44 159V160H43ZM55 159H58V161H56ZM137 161H136V160ZM173 159V160H174ZM214 159V160H213ZM229 159V160H228ZM233 159V160H232ZM25 160V159H24ZM30 160H31V162H30ZM39 160V161H38ZM55 162H54V161ZM63 160V161H62ZM82 161V162H80V161ZM156 160V161H155ZM173 160H170L171 162L173 161ZM183 160V159H182ZM209 160H213V161H211V162H209ZM217 160V161H216ZM257 160V161H256ZM86 162V164H85V162ZM91 161V160H90ZM122 161V162H121ZM127 161L128 162H130L131 161V165H129V163H127ZM140 161V163H138ZM144 161V162H143ZM169 161V162H170ZM186 161V160H185ZM219 161V162H218ZM240 161V162H239ZM28 162H30V163H28ZM41 162L42 163H44V165L46 164V163H48V164H46L45 166L44 165H41ZM46 162V163H45ZM51 162H52V164H54V166L56 167V169H55V167L51 164ZM54 162V163H53ZM59 162H61L60 163V165L59 166H57L58 164H59ZM69 162V161H68ZM137 165V167H138V165L139 166H141V168H143V170H145V172H144V174H145V176H144V174H143V170L139 167V168H136V166H134L135 164ZM155 162H157L156 164H160L161 166L162 165H164V166H162V167H160V166H155ZM160 162V163H159ZM188 162H191L190 160L188 161ZM193 162H195V161H193ZM218 162V163H217ZM227 164H226V163ZM232 162V163H231ZM38 163V164H37ZM58 163V164H57ZM154 163V164H153ZM211 163V164H210ZM238 163H240V164H238ZM257 163V164H256ZM34 164V163H33ZM49 164H50V168L48 169V167H49ZM80 164V165H79ZM87 164H88V166H87ZM105 164V165H104ZM107 164H109V168H111V170L110 171H107V172H105V170H107V168L108 167H106V169L105 170H103L104 168H105V166H107ZM120 165V166H118L117 167V169L119 168V170H117L116 169V166L117 165ZM124 164V165H123ZM134 164V165H133ZM193 163L191 162V165H192ZM237 164V165H236ZM242 164V165H241ZM259 164H261V165H259ZM43 167V168H41V166ZM84 166V167H82V166ZM102 165V166H101ZM114 165V167L112 168V166ZM123 165V166H122ZM182 165V164H181ZM187 166L188 168H191L192 166ZM227 165V166H226ZM235 165V166H234ZM238 165H241V166H238ZM245 167H244V166ZM256 165H257V167H256ZM39 166H40V168H41V171H45V172H38V170L40 171V169H38L39 168ZM127 166H130L131 167V169H130V167H127ZM134 166V167H133ZM38 167V168H37ZM95 167V168H94ZM126 167H127V169L128 170H126ZM228 167H230V169L228 168ZM235 167V168H234ZM35 168V169H34ZM45 168H46V170H45ZM101 168H103V169H101ZM135 168H136V170H135ZM149 168V169H148ZM167 168V169H166ZM193 168V167H192ZM229 170H228V169ZM232 168V169H231ZM237 168H239L238 170H236ZM241 168H244L245 169V171L243 170V169H241ZM246 168H247V170H248V168H250L251 170H253V171H251V173H249V171H247L246 170ZM257 168V169H256ZM260 168V169H259ZM38 169V170H37ZM90 169H91V171H90ZM113 169H115V173H112L113 172ZM133 169V171H131ZM138 169H139V172H141L140 170H142V174H138ZM156 169H160V171H162V173L160 172V171H156ZM182 169V170H181ZM263 169V170H262ZM36 170V171H35ZM93 170V171H92ZM99 170H100V172H99ZM102 170H103V172H102ZM109 170V169H108ZM169 170V171H168ZM221 170H224V171H221ZM232 170V171H231ZM236 171V173H235V171ZM241 170H243V172L241 171ZM79 171V172H78ZM112 171V172H111ZM168 172L167 174H166V172ZM171 171V172H170ZM220 171H221V173H220ZM227 171V172H226ZM231 171V172H230ZM237 171H239L238 172V174H237ZM36 172V173H35ZM66 172V171H65ZM105 172V173H104ZM110 174H109V173ZM147 172V173H146ZM155 172V173H154ZM159 172H160V174H159ZM174 172H175V174H174ZM190 172V173H191ZM198 172V173H197ZM223 172V173H222ZM226 172V174H224ZM35 173V174H34ZM39 174V176H38V174ZM57 173H59V172H57ZM57 173H56V175L55 176H57L58 177V175H57ZM71 175H70V174ZM75 174V179H77V180H82V181H80V183H78V184H76L77 182H79V181H77V180H75V184H73L74 182V179H73V177H72V174ZM92 173V174H91ZM95 173V174H94ZM105 174V176L107 177V178H105V176H104V174ZM108 173V174H107ZM152 173H154V174H158V175H154V174H152ZM171 173H173V175L171 174ZM199 174L198 176H197V174ZM205 173V174H204ZM229 173H235V174H232V175H230V176H228L229 175ZM252 173H255V174H252ZM62 173H60L59 175H61ZM73 174V175H74ZM78 174V175H77ZM79 174H81L80 176L81 177H83L82 179H78L80 176H79ZM98 174H100L99 176H98ZM114 174H116V175H114ZM118 174H120V175H118ZM122 174H123V179H125L126 178V176H127V178L126 179H128V180H121V177H122ZM124 174H125V177H124ZM152 174V175H151ZM171 174V176L168 178V177H165V175H167V176H169ZM201 174V175H200ZM204 174V175H203ZM214 174L216 175V177L214 178ZM222 174V175H221ZM224 174V175H223ZM236 174H237V176H238V179H237V176H236ZM241 174V175H240ZM245 176H244V175ZM251 174V175H250ZM94 175V176H93ZM110 177H109V176ZM111 175H112V177L113 176H118V178H119V180H120V183H122L121 181H124L123 182V184H120L121 186H122V188H124L126 185L128 186V189H127V187L125 188V189H127V190H125V189H122L120 186H118V187H115V185H116V183H119V181H118V179H116V181H118V182H116L115 184L113 183L114 182V180H111V179H109V178H112L111 177ZM143 175V179H144V181H143V179L141 178V176ZM146 175H147V177H146ZM177 176L179 175V173L178 174H176ZM191 175V174H190ZM222 177H221V176ZM225 175H227V176H225ZM257 176V177H255V176ZM44 176V175H43ZM71 176V177H70ZM78 176V177H77ZM90 176H91V178H92V181H91V185H89V183H90ZM93 176V177H92ZM131 177L130 179H129V177ZM176 176V177H177ZM196 176L198 177V178H196ZM204 176V177H203ZM210 176H212L213 178H211ZM231 176H233V177H231ZM242 176H243V178H242ZM250 176V177H249ZM60 177V176H59ZM65 177H67V180H66V178ZM97 177H98V180L100 181H102V182H112V184H106L107 186H105V187H103V185L101 184L100 185V183H99V185L97 186V188L95 187V189H96V191L95 192H93V191H91L92 189L93 190H95L93 187H92V189H91V187H90V189L91 190H89V187L88 186H92V184H94V181H93V178H95L96 180H97ZM109 177V178H108ZM114 177V178H115ZM140 177V178H139ZM145 177V178H144ZM211 179H210V178ZM226 179H228L229 178V180H226ZM228 177V178H227ZM230 177H231V180H230ZM253 177V178H252ZM69 178H71L72 180L70 181V179ZM85 178V179H84ZM117 178V177H116ZM166 178H168V180L166 179ZM224 178V179H223ZM246 178H248V180L246 179ZM258 178V179H257ZM263 178V179H262ZM38 179H36L35 180V184H36V187H37V184L38 183H36V181L38 180ZM107 179V180H106ZM109 179V180H108ZM171 179H172V181H171ZM205 179H206V181H205ZM208 179H209V182H208ZM219 179V180H218ZM253 179V180H252ZM33 180H34V178H33ZM39 180V181H40ZM96 181L97 182V184H98V182L99 181ZM106 180V181H105ZM131 180V181H130ZM161 180L162 181H165V182H161ZM166 180H167V182H166ZM169 180L171 181L170 183H168L169 182ZM176 180H177V178H176ZM212 182H211V181ZM214 180V181H213ZM83 181H85V182H83ZM134 181H135V183L137 184V185H139L138 187H137V185L134 183ZM158 181V182H157ZM202 181V182H201ZM225 181V182H224ZM59 182H64L63 183V189L62 190H65V191H67V189H68V192H67V194H66V192L65 191H62V192H65V194H63L62 195V193H61V189H58V187H57V185L59 184ZM93 182V183H92ZM126 182V183H125ZM150 182V183H149ZM154 182H156V183H154ZM201 182V183H200ZM221 182V183H220ZM254 182H256L255 184H254ZM60 183V184H61ZM65 183L66 184H68V183H72L75 187H77V189H74L73 188V186H71V185H69L68 184V186H66L65 185ZM130 183H133V184H130ZM143 183V184H142ZM148 183V184H147ZM176 183V182H175ZM209 183V184H208ZM57 184V185H56ZM96 184V183H95ZM129 184V185H128ZM153 184V185H152ZM177 184V185H178ZM190 184V185H191ZM197 184H199V186H200V184L202 185L201 186V188L203 187V186H205L204 188H202V191H200L199 189H197V187H199V186H197ZM206 184H207V187H206ZM211 184V185H210ZM50 185V184H49ZM53 185H55L54 187H53ZM62 185V184H61ZM155 185V186H154ZM157 185V186H156ZM186 185L188 186V184L186 183ZM193 185H195L194 187H193ZM222 185V186H221ZM255 185V186H254ZM261 185V186H260ZM60 186V185H59ZM71 186V187H70ZM104 188H102V187ZM124 186V187H123ZM232 186V187H231ZM257 186H260V188L258 189L257 188ZM42 187V186H41ZM55 188V187H57V188H55V190L53 189V188ZM66 189H65V188ZM102 188V189H99V188ZM140 187V188H139ZM168 187V188H167ZM177 187V186H176ZM176 187H174V188H176ZM221 187V188H220ZM233 187H235V189H236V191H235V189L233 188ZM256 187V188H255ZM71 190H70V189ZM117 188V189H116ZM121 189V190H119V189ZM156 188V189H157ZM177 188H179V187H177ZM200 188V189H201ZM232 188H233V190H232ZM238 188V189H237ZM252 188V189H251ZM42 189V188H41ZM56 189L58 190V191H60L59 193H58V191H56ZM74 189V190H73ZM132 189V190H131ZM139 189V190H138ZM151 189V190H152ZM156 189L153 191V193H152V191L150 192V193H152V198L153 197H155V196H158L156 193H154V192H156ZM206 190V191H203V190ZM256 189H257V191H256ZM52 190H54V191H52ZM83 190V191H82ZM101 190H104V193H101L100 191ZM105 190H108V191H106V192H108L107 194H106V192H105ZM117 192V193H115V191ZM173 190V189H172ZM197 190V191H196ZM210 190V191H209ZM215 190V191H214ZM225 190V191H224ZM258 190H259V192H258ZM55 191H56V193H55ZM70 191V192H69ZM74 191V192H73ZM78 191L80 192L79 193V196L77 195V194H74L75 192L76 193H78ZM123 191V192H122ZM125 191L127 192V191H129V192H127V193H125ZM135 193H134V192ZM157 191H158V189H157ZM179 191H180V189H179ZM178 191V192H179ZM187 191V192H186ZM199 191V192H198ZM212 191V192H211ZM222 191V192H221ZM233 191H235L233 194H237L236 196L235 195H230L231 193ZM249 191H250V193H249ZM253 191V192H252ZM254 191H255V193H256V196H255V193H254ZM46 192H50L49 194H48V196H47V194H46ZM54 192V193H53ZM73 192V193H72ZM86 192H89V193H87L88 195H90V193L92 194L91 195V198L88 196L87 197V195H86ZM96 192L98 193V192H100V193H98V196H99V199L97 198V199H95V197L97 196V194H96ZM122 192V194L123 193H125V196H124V194H123V196H124V202H121V204H120V202L119 201H117L116 200V202H114V201H112V202H110V204H108V205H103V207L105 208V209H103V207H101V205H102V203L100 204V202L102 201V199L106 196V195H108V196H112V195H114V193L116 194V195H119V198H121L122 197V194H120V193ZM160 192V191H159ZM213 193V194H215V195H217V197H219V195L221 196V197H223V199L222 198H220L221 199V201H220V199L218 200L217 199V197L215 198V199H217V201L219 202V203H217V201H216V204L214 203L215 202V199L214 198H212V196H214L213 194L211 195V199L213 200L214 199V202L212 203V202H210V201H212V200H208L209 198H208V196H210V193ZM225 192V193H224ZM51 193H52V195H51ZM58 193V194H57ZM69 193V194H68ZM71 193V194H70ZM82 193V194H81ZM95 193V194H94ZM134 193V194H133ZM158 193V192H157ZM165 193H164V195H165ZM203 193H204V195H203ZM205 193H206V195H205ZM209 195H208V194ZM226 193H227V195H226ZM254 195H253V194ZM258 193V194H257ZM102 194V195H101ZM154 194H156L155 196H154ZM163 194V193H162ZM167 194V193H166ZM174 194H173V196H171V195H169V197H172L173 198V200L175 199L174 197ZM179 194V193H178ZM204 196H202V195ZM242 194V195H241ZM252 194V195H251ZM62 196V198L61 197H59V198H61V199H58V196ZM64 195H67L66 196V199H64L65 197H64ZM101 195V196H100ZM161 195V194H160ZM199 197H198V196ZM245 195V196H244ZM44 196H46L47 197V201L46 202H44V205H42V198H45V200H46V197H44ZM50 196V197H49ZM71 196V198H69ZM76 196V197H75ZM85 196V197H84ZM97 196V197H98ZM134 196V197H133ZM139 196V197H138ZM150 196V195H149ZM168 196V195H167ZM167 196H165V198H166V200H168L167 199ZM194 196H195V198H194ZM232 196L235 198H232ZM248 196H252V197H249L248 198V201H246L243 197H248ZM53 197V198H52ZM56 197H57V199H56ZM79 197V199L81 200V201H79L80 202V204H82V203H84L85 205H87L86 207H87V209L86 210H88V215L89 216H86L87 215V211L86 210H84L83 208H82V210L83 211H80V209H79V213H78V211L77 212H75L76 210H74L75 208H77V207H79L78 205H80L79 204V202L77 201L78 198ZM101 197H102V199H101ZM127 197V198H126ZM160 196H158V197H156V200H157V205L159 206V207H162L163 205L165 206V205H167V206H170L169 207V209L168 208H160L161 209V211H160V209L159 208H155V213H154V216H159V215H162V212L164 211V210H166L167 212H163V215L165 214V216H167V215H170L171 214V211H170V209L171 210H174V212H175V208H174V206L172 205V199H170V200H168V202H165L166 200L164 199V196L162 195L161 196V198H159ZM181 197V198H180ZM207 197V198H206ZM236 197H237V199H239L238 201H237V199H236ZM241 197H242V200H241ZM67 198H68V200H67ZM73 198H75V200H73ZM81 198H83L84 200H83V202H82V199ZM86 198V199H85ZM88 198V199H87ZM118 198V200H120ZM123 198V197H122ZM150 197H148L147 199H149ZM152 198H151V200H152ZM159 198V199H158ZM198 198H201L203 201V203H199L200 204V206L201 207H204L203 209H201V207L199 206V204H198V202L200 201L201 202V200L200 199H198ZM205 198H206V200H205ZM40 199H41V201H40ZM63 199V200H62ZM72 200V202L73 203H71V200ZM77 199V200H76ZM93 199V200H92ZM140 199V200H141ZM232 199V201H230ZM60 200H62V201H60ZM66 202H65V201ZM122 200V199H121ZM155 200V199H154ZM153 200V202H155ZM197 200V201H196ZM234 200H236V203L234 202ZM55 201V202H54ZM65 202L64 203V206L61 204L62 202ZM70 201V202H69ZM85 201V202H84ZM97 201V202H96ZM135 201V202H134ZM169 201H172L171 202V204H170V202ZM59 202H60V204H61V206H60V204H59ZM76 204H75V203ZM96 202V203H95ZM99 202V203H98ZM130 202V203H129ZM152 201H150V203H153ZM175 202V201H174ZM193 202H194V204H193ZM209 204H208V203ZM228 202V203H227ZM53 203H51V205L53 204ZM56 203H57V205H58V207H61V208H58V210H57V208H55L57 205H56ZM77 203H78V205H77ZM119 203V204H118ZM135 203V204H134ZM192 203V204H191ZM210 203H212V205L213 206H211L210 205ZM233 203V204H232ZM69 204H72V205H70V207L71 208H69ZM89 204V205H88ZM154 204H156V203H153L152 205L153 206H157V205H154ZM204 204H206V206H204ZM215 204V205H214ZM218 204H220L221 206L219 207V205ZM251 204V205H250ZM67 205V206H66ZM83 205V204H82ZM82 205L80 206V207H82ZM85 205H83V206H85ZM90 205H91V207H90ZM98 205V206H97ZM99 205H100V207L102 208V211L101 212H99V210H100V208H99ZM112 205H114L115 206V208H116V211L114 212L115 213V215L117 214V215H119L118 217H117V215L116 216H112V219L113 218H116V220L118 219H120V217H121V221L119 220V222L118 221H116V220H112V219H109L108 218V215H110L111 213H113L112 211H113V209H114V207H113V209L111 210V207H112ZM124 205V206H123ZM184 205H185V207H184ZM224 205H226V207L228 208H230L231 206V211H225V206ZM41 206H42V208H41ZM90 207V209H91V212H89V210L90 209H88L89 207ZM132 206V207H131ZM138 206V205H137ZM139 206H140V204H139ZM148 205H146L145 207L146 208H148L147 207ZM149 206H151V205H149ZM152 206V207H153ZM163 206V207H164ZM199 206V207H198ZM239 206V207H238ZM251 206V207H250ZM36 207V206H35ZM72 207H75V208H72ZM79 207V208H80ZM94 207V208H93ZM140 207H144V205L143 206H140ZM173 207V208H172ZM187 207V208H186ZM117 208H118V210H117ZM218 208V209H217ZM223 208H224V210H223ZM238 208H239V210H238ZM250 208V209H249ZM69 209H70V211H69ZM71 209H73L72 211H71ZM97 210V212H96V210ZM157 209L159 210V211H157ZM194 209V210H193ZM195 209H196V213H195ZM198 209H199V211H198ZM201 209V210H200ZM207 209V210H206ZM48 210V209H47ZM63 210V211H62ZM111 210V211H110ZM132 210V211H131ZM193 210V211H192ZM204 210V211H203ZM232 210H235V212L236 211H240L239 213L237 212L236 214H238L239 216H242V217H238V215H236L235 214V212H234V214L232 215V216H234V218H236L237 217V221L236 220H234V218H231L230 217V213L229 212H232ZM242 210V211H241ZM42 211V210H41ZM57 211V212H56ZM67 211V212H66ZM69 211V212H68ZM86 211V212H85ZM93 211V212H92ZM105 211H107V212H109L110 214H105V215H107L106 217H105V219H103L104 217H102L104 214L103 213H105ZM124 211V212H123ZM135 211V212H134ZM146 211H148L147 209H146ZM145 210H144V212L146 213V215H149L150 214V216H152L153 215V212H151L150 211V213H148V212H146ZM202 211H203V213H202ZM208 211V213H206V212ZM59 212L62 214V213H64V214H62V215H64V216H60V214H59ZM117 212V213H116ZM118 212H119V214H118ZM122 212V213H121ZM130 212H131V214H130ZM134 212V213H133ZM144 212H143V210H142V213L144 214ZM169 212V213H168ZM205 212V213H204ZM215 214H214V213ZM225 212V213H224ZM252 212V213H251ZM80 214V216L83 218H81L80 217V219H77L78 217H79V215L78 214ZM86 213V214H85ZM91 213H93L94 215H96V216H94L93 215V217H91L90 215H92ZM102 215H101V214ZM168 213V214H167ZM176 213V212H175ZM185 213H186V211H185ZM184 213V214H185ZM233 213V212H232ZM231 213V214H232ZM254 213V214H253ZM44 214H46L45 215V217H44ZM47 214L48 215H50V216H48V221H47V219H44V218H46L47 217ZM52 214V215H51ZM128 214H130V215H128ZM157 214H159V215H157ZM195 214V215H194ZM198 214V215H197ZM208 214V215H207ZM211 214V215H210ZM214 214V215H213ZM225 216H227V215H229V216H227V217H229V218H227V219H229L228 221H227V219H224L223 217V215ZM242 214V215H241ZM253 214V215H252ZM66 215V216H65ZM73 215V216H72ZM84 215H85V217H86V219H84ZM101 217H100V216ZM104 215V216H105ZM112 215V214H111ZM114 215V214H113ZM136 215V216H135ZM174 215L175 214H173V215H170V216H173V219H174ZM189 215V213L187 214V215H185V216H190ZM220 215H222L221 216V218H223V219H220ZM248 215V216H247ZM130 217V221H131V218L133 217V216H135L134 218H132V222L129 224V218L128 217ZM184 216V215H183ZM196 216V217H195ZM236 216V217H235ZM247 216V217H246ZM254 216V217H253ZM44 217V218H43ZM53 217V219H50V218H52ZM55 217V218H54ZM177 217V216H176ZM58 218V219H57ZM123 218V219H122ZM162 218V217H161ZM197 218V219H198ZM226 218V217H225ZM239 218V219H238ZM246 218H248V219H246ZM263 218V222L261 221V219ZM44 219V222L42 221ZM57 219V220H56ZM61 219V220H60ZM149 219H150V217H149ZM158 219H160V216L158 217ZM165 219V218H164ZM179 219H177L176 220V222H177V224H182V226H180L178 229L180 230L182 227H183V230H180V231H183V233H184V230H185V236L184 235H182L181 236V234H178V233H180V231H178V229L176 228V232H174V234H173V237H171V240H172V242H176V243H178V244H176V247H175V243L173 244L172 242H170V243H172L173 244V246H172V248H173V250L174 251H178L177 253H179L180 255H183L184 256V258H185V256L187 255V253L188 252H186V250L187 251H191L192 250V248L189 250L187 247H189V245H186V243H183L184 242V240H185V242L188 240V239H193V238H195V236H196V231H194V232H190L193 228H191L189 225L188 226H184V223H182L181 222V219H180V222L181 223H179ZM185 219V218H184ZM188 219H189V217H188ZM231 219V220H230ZM233 219V220H232ZM49 223H46V221ZM49 220H51V221H49ZM72 220H70V221H72ZM77 220H79V221H77ZM86 220V222H87V220H89L87 223H84V221ZM99 220V221H98ZM107 220V221H106ZM128 220V222H126L125 223V221H127ZM182 220H183V218H182ZM200 220V221H201ZM208 220V219H207ZM211 220V221H212ZM221 220H226L227 222H224L223 223V221L221 222ZM246 220V221H245ZM252 221L251 223L249 222V221ZM259 221V223H258V221ZM58 221H60V224L58 225ZM64 221H65V223H64ZM76 221V222H75ZM83 223V228L81 229V222ZM101 221V222H100ZM153 222H156V221H154V220H152ZM165 221V220H164ZM185 221V220H184ZM187 221V220H186ZM185 221V222H186ZM190 221V220H189ZM189 221H187V222H189ZM215 221H214V223H215ZM53 222H55V223H57V224H55V226H60V227H56V229H55V227H53L54 225V223ZM63 222V223H62ZM78 222V223H77ZM109 222V223H108ZM112 222V223H111ZM123 222V223H122ZM213 222V221H212ZM246 222V223H245ZM254 222H257L258 224H256V223H254ZM262 222V223H261ZM46 223V224H45ZM53 223V224H52ZM80 223V224H79ZM100 223V224H99ZM124 223H125V227H127L128 225L127 224H129V225H131L132 223V225L131 226H128L129 228H125V227H122L123 225H124ZM156 223H158V222H156ZM208 223V225H206ZM232 223H240L241 225H240V228L238 227L237 228V226H236V228L235 229H237L238 231H236L235 230V234L234 233H232V230L231 229H229L228 230V228H230L231 226H230V224H232ZM244 223V224H243ZM247 223L248 224H251V225H248V227H247ZM87 225V226H85V225ZM122 225V226H120V225ZM136 224V225H135ZM188 224V223H187ZM253 224H256V225H253ZM51 225H53V226H51ZM91 225V224H90ZM98 225H99V227H98ZM127 225V226H126ZM155 225V224H154ZM164 225H166V224H164ZM222 225H225V227H222ZM234 225H236V224H234ZM238 226H239V224H237ZM75 226H79L80 227V229H79V227H75ZM201 226H203V225H201ZM209 226H210V228H209ZM232 226H233V224H232ZM257 226V228L255 229V227ZM67 227H69L70 228V226H68L67 225ZM86 227V228H85ZM91 227V226H90ZM111 228V229H108V228ZM153 227V226H152ZM58 228V229H57ZM96 228V229H97ZM125 228V229H124ZM131 228H132V231H131ZM137 228V227H136ZM135 228V229H136ZM165 228H167V230L169 229V227H165ZM199 228H200V226H199ZM202 228V227H201ZM207 228H208V230H207ZM251 228V229H250ZM253 228V229H252ZM57 231V233H55V230ZM108 229V230H107ZM148 229H149V231H148V233H151V234H149V237L147 236V235H145V233H147V231H144V233H142V234H144V237L143 238H146L145 239V242H141L140 243V245L143 247V249L145 250V249H149V251L147 250V252H151V248H155V255H156V250H157V246H156V244L154 243V246L152 245V243H147V242H149V240L152 238V239H154L156 242H157V245L159 244V246H158V249H159V247L160 248H162L161 246H160V244H162L161 242H159V240L156 238V231H155V228L153 229V228H150V227H148ZM150 229H151V231H150ZM255 229V230H254ZM259 229V230H258ZM263 229V230H262ZM51 230V231H50ZM72 230H74V231H72ZM130 230V231H129ZM228 231V233H226V231ZM242 230H244V231H242ZM249 230V231H248ZM46 231V230H45ZM61 231H62V233H61ZM71 231H72V233H77V234H71ZM101 231V230H100ZM135 231V230H134ZM137 231V230H136ZM154 231H155V233H154ZM163 231V230H162ZM199 231H200V233H199ZM217 231H218V233H217ZM223 231H224V234L226 233L227 235L229 234V231H230V236H231V238H230V236L228 235V237H227V235L225 234V236L227 237V238H229L228 240H227V238L225 239V236H223L224 237V239L221 237L222 235L220 234V233H223ZM234 231V230H233ZM165 232V231H164ZM164 232H163V234H164ZM240 232V238H241V236L243 235H245L246 236V238H244L243 236V238H244V242H246V245L248 246V247H246V245H245V243L242 241V239L243 238H241V240H238V241H242V243H239L240 244V247L239 248H241L240 250L238 249L237 250V248H238V245H236L237 247H235V246H233L234 248H236V249H234L233 247H232V243L233 242H235L232 238L234 237H238V233ZM98 233H99V230H98ZM119 233V232H118ZM147 233V234H148ZM186 233H189V234H187V236H186ZM215 233H217L218 235H216ZM232 233V234H231ZM242 233V234H241ZM258 233V234H257ZM87 234V235H86ZM138 234V233H137ZM141 234V235H142ZM160 234H162V233H160ZM248 234V235H247ZM56 235H58V236H56ZM75 235H76V237H75ZM77 235H79V237L77 236ZM80 235L81 236H83V238H80ZM84 235H85V237H84ZM139 235V234H138ZM140 235V236H141ZM178 235V236H177ZM190 235H192V236H190ZM63 236H66V234L65 235H63ZM134 236H136V237H139V236H137L135 233H134ZM179 236H181V238L179 237ZM220 236V237H219ZM252 236H255V237H253L254 239H251L252 238ZM259 238H258V237ZM261 236V237H260ZM57 237V238H56ZM140 238V237H139ZM175 238H177V241H176V239ZM218 238H221V239H218ZM248 238V239H247ZM257 238V239H256ZM261 238H262V240H263V242L261 241ZM184 239V240H183ZM203 239V238H202ZM204 239V240H205ZM223 239V240H222ZM232 239V240H231ZM247 239V241H245ZM259 239V240H258ZM148 240V241H147ZM223 241V243L221 242V241ZM225 240H227L226 241V243H230V244H226V246H225ZM231 240V241H230ZM253 240H258V241H260V242H257V241H255V242H257V243H255V244H253ZM84 241V240H83ZM141 241H144V240H141ZM233 241V242H232ZM237 241V240H236ZM248 241H250V242H252V243H250V242H248ZM54 242V241H53ZM52 242V243H53ZM86 242V241H85ZM88 242V241H87ZM151 242V241H150ZM159 242V243H158ZM221 242V243H220ZM262 242V243H261ZM181 243H182V245H181ZM208 243V244H207ZM213 243H216V244H214V245H212V246H214L217 250L219 249V251L220 250H223V251H221V252H223V254L222 253H216L215 251H217L216 249L213 251V249H214V247H210V245L211 244H213ZM236 243V242H235ZM261 243V244H260ZM144 244H145V246H144ZM172 244H170V245H172ZM183 244H184V247H182L183 246ZM237 244H238V242H237ZM245 246H244V245ZM251 244H253V247L251 246ZM95 245H98V243L97 244H95ZM151 245V246H150ZM178 245V246H177ZM202 245V246H201ZM216 245V246H215ZM219 245V246H218ZM222 245V246H221ZM233 245H235V244H233ZM243 245V246H242ZM257 245H258V247H257ZM260 245V246H259ZM94 246V245H93ZM92 245L89 247V248H91V249H93L94 247H93ZM209 247V251H207V252H202L203 250H204V248L205 247ZM225 246V247H224ZM250 246V247H249ZM93 247V248H92ZM146 247H148V248H146ZM150 247V248H149ZM179 247V248H178ZM217 247H219V248H217ZM242 247H244V249H246V251H244L243 249H242ZM257 247V248H256ZM183 248V249H182ZM211 248V249H210ZM230 248V249H229ZM249 248V249H248ZM250 248H255V249H253V251L254 252H256V253H253L252 252V249H250ZM176 249V250H175ZM180 249H182V250H180ZM206 249V248H205ZM94 250V249H93ZM224 250H225V254H224ZM231 250V251H230ZM232 250L235 252V250H236V252H235V254H234V252H232ZM251 250V251H250ZM258 250H260L262 253H261V255H260V251H258ZM154 250H152V252H153ZM160 250H157V255L158 254H162L164 251L163 250H161L162 251V253H161V251L159 252ZM219 251H217V252H219ZM231 253H230V252ZM244 251V252H243ZM247 251H249V252H247ZM86 252H88V251H86ZM151 252V253H152ZM193 252V250L190 252V260H192L193 258H194V254L192 255L191 253ZM239 252V253H238ZM247 252V253H246ZM250 252H252V253H250ZM259 252V253H258ZM153 253V254H154ZM166 253V252H165ZM185 253V254H184ZM200 253V254H201ZM203 253H205V255L203 254ZM242 253V255H244L245 257H246V259H248V260H241L242 258H239L240 256H242V255H240L239 256V254H241ZM243 253H246L247 255L249 254V255H252V257H250V258H248L249 257V255H248V257L245 255V254H243ZM258 253V254H257ZM152 254V255H153ZM164 254V253H163ZM199 254V255H200ZM213 254H214V257H213ZM198 255V256H199ZM253 255H255V256H253ZM228 256V257H227ZM229 256H231L230 258H229ZM233 256H236V258L234 257L233 258ZM237 256H239V257H237ZM193 257V258H192ZM196 257V256H195ZM217 257V258H216ZM219 257V258H218ZM245 257H244V259H245ZM199 259H198V261L199 262H202L201 264H208L209 263V260L210 259H203V261H202V256H200V257H198ZM221 258V259H220ZM229 258V259H228ZM239 259V260H238ZM189 259H188V261L186 260V263L187 264H195L193 261H190ZM194 260H196L195 258H194ZM208 260V262L206 263V261ZM227 260L229 261V262H227ZM241 260V261H240ZM235 261V262H234ZM198 262V263H199ZM220 262H222V263H220ZM250 262V261H249ZM253 262H251L252 264H254ZM255 262V264H257ZM258 262V263H259ZM241 263V264H242ZM250 263V264H251ZM214 264V263H213ZM260 264V263H259Z\"/></svg>",
	"mask_w": 264,
	"mask_h": 264
}]
</instances>
